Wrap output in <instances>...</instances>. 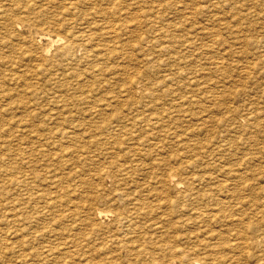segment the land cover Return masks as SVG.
Masks as SVG:
<instances>
[{"label": "rangeland", "instance_id": "rangeland-1", "mask_svg": "<svg viewBox=\"0 0 264 264\" xmlns=\"http://www.w3.org/2000/svg\"><path fill=\"white\" fill-rule=\"evenodd\" d=\"M68 1V0H67ZM66 0H0V41L1 42H3L4 44H2V43H0V62H1V64H0V86L2 87H0V92H1V96H0V169L1 168H3V169H1L0 170V172H1V174L2 175H0V179H1V181L0 182H2V183H0V186L2 187H0V200L2 201H0L1 202V212H0V218L3 220H1L0 219V221H1V223H0V229L2 230V234H1V232H0V238H1V240L0 241H3L1 244H0V264H15L16 262V264H74L72 261H76V257H78L79 258V260H77L76 261V264H106V263H109V264H115L116 263V261H117V264L120 262V264H130V262H131V264H140V262L142 261V259H143V264H169L170 263V261H171V263L170 264H191V263H189V262H195V261H197V262H199V263H201V264H206L207 262L209 263L210 262V264L212 263V264H228L227 262H229L228 260H230L232 257H234L235 258V261H231V262H229L230 264H238V263H240V264H242V263H244V264H246V263H249V264H263L264 262H263V260H261L262 259V255L264 254V243H261V242H264V239H263V237L264 236H261V235H264V199L263 198H261V197H264V171H263V169H264V166H262V164L264 165V158H262V157H264V152H262V151H264V140L262 141V139H263V137H264V124H262V123H264V118L262 119L261 117H264V114H262V113H260V112H263L264 111V93H261V92H264V91H261L262 89H264V73L263 74H261L262 72H264V70H261L262 68L264 69V47H263V44H264V35H262L263 33H264V4H262V3H264V0H251V1H247V0H173V1H171V0H141V2H142V4H141V2H139L138 0H132L133 1V4H134V6H132L133 4H132V1L131 0H113L112 1V3H110V0L108 1H106V0H80V2H79V0H78V5L79 6H77V1H76V3H75V1L73 2V1H69V2H67ZM82 1H83V3H82ZM87 3H86V2ZM94 1V3H91V2H93ZM98 1H101L100 2V4H99V2L97 3ZM121 1V2H120ZM127 3H126V2ZM138 3H137V2ZM152 1H153V3H152ZM163 2V4L165 3H167L166 5H168L169 7H166V5H165V8H167L166 10L169 12H167V11H165V8H164V10H163V7H164V5L163 4H161L162 2ZM171 1V4H173V5H171L169 2ZM179 2V4H178V2ZM181 1V2H180ZM192 1V2H191ZM194 1V2H193ZM214 1H216V2H213ZM229 2V5L228 4H226V3H228ZM256 1H257V3H256ZM258 1H260V2H258ZM261 1H263V2H261ZM90 2V3H89ZM103 2H106V3H103ZM126 3L125 4V6L124 5H122V6H119V5H121L122 3ZM128 2H130V6H129V3ZM173 2V3H172ZM186 2V3H185ZM198 2V3H197ZM199 2H200V5H199ZM208 2V3H207ZM212 2V3H211ZM232 2V3H231ZM233 2H235V4H233ZM238 4H237V3ZM97 3V5L95 6V4ZM107 3H109L108 5H107ZM121 3V4H120ZM123 3V4H124ZM146 5H145V4ZM155 3L157 4V5H155ZM177 3V4H176ZM217 3H218V5H217ZM224 3V4H223ZM231 3V4H230ZM251 3V4H250ZM74 4V5H73ZM84 4V5H83ZM87 4V5H86ZM116 4V5H115ZM140 4V5H139ZM144 4V5H143ZM149 4V5H148ZM159 4H161L160 6H158ZM170 4V5H169ZM191 4V5H190ZM193 4V5H192ZM198 4V5H197ZM207 4V5H206ZM210 4H214V6H211ZM220 4V5H219ZM70 5H71V7H70ZM88 5L90 6V7H88ZM100 5V6H99ZM115 6V7H117V9L115 8V7H113V6ZM148 5V6H147ZM183 6V8H182V6ZM223 5V6H222ZM229 6V7H232L231 9L229 8V7H227V6ZM230 5H232V6H230ZM239 5V6H238ZM242 7H241V6ZM252 5V6H251ZM75 8H74V7ZM102 6H106V7H102ZM110 6V7H109ZM112 6V7H111ZM119 6V7H118ZM161 6H163V7H161ZM193 6V7H192ZM207 6V7H206ZM222 6V7H221ZM235 6V7H234ZM236 6H238V7H236ZM69 7H70V9H69ZM80 7V8H79ZM92 7H93V9H92ZM94 7H95V9H94ZM102 7V12H100L101 11V8ZM108 7V8H107ZM130 7V8H129ZM144 7H146V8H144ZM154 7V8H153ZM156 7H157V9H156ZM175 7V8H174ZM189 7V8H188ZM205 7V8H204ZM210 7H213V8H210ZM220 7H221V9H220ZM254 7V8H253ZM76 8H78V9H76ZM97 8V9H96ZM111 8V9H110ZM118 8L121 10V12H120V10H118ZM123 8H126V9H123ZM127 8H129V11H128V9ZM131 8H133V9H131ZM140 8V9H139ZM141 8H143V9H141ZM152 8L153 9H155V10H152ZM173 8V9H172ZM179 8V9H178ZM207 8V9H206ZM218 8H219V10H218ZM222 8H223V10H222ZM226 8H229V9H225ZM258 8V9H257ZM4 9V10H3ZM73 9H75V11H72ZM106 11H105V10ZM110 9V10H109ZM114 9V10H113ZM144 9H146L145 11H144ZM149 9H151L150 11H148ZM182 9V10H181ZM190 9V10H189ZM201 9H203L202 11H199V10H201ZM212 9H216V10H214V12L215 13H217V11H218V13L220 14H218L217 13V15L215 16V13L213 12V10ZM253 9H254V11H253ZM94 10V13H91L92 11ZM96 10V11H95ZM117 10V11H116ZM124 10V11H123ZM126 10V11H125ZM133 10H135V11H133ZM160 10H163V11H165L164 13H163V11H160ZM171 12H170V11ZM173 10V11H172ZM180 12V13H178V11ZM211 10H212V12H213V15H212V12H211ZM229 10V11H228ZM230 10H233V11H230ZM235 10H239L238 12L237 11H235ZM248 10V11H247ZM250 10V11H249ZM104 11V12H103ZM114 11V12H113ZM116 11V12H115ZM119 11V12H118ZM124 13H123V12ZM130 11H131V13H130ZM140 11V12H139ZM155 11V12H154ZM159 12V13H157V12ZM189 11V12H188ZM194 11H196L195 13H194ZM211 12V14L210 15H212V16H210V15H208L210 12ZM227 11V12H226ZM96 12V13H95ZM107 12H108V14H107ZM114 14V16H112L113 14ZM118 12V13H117ZM133 12V13H132ZM173 12H174V14H173ZM187 12H188V14H187ZM200 12V13H199ZM206 12V13H205ZM228 12L230 13L229 15H228ZM257 12V13H256ZM259 12V13H258ZM79 13V14H78ZM80 13H81V15H80ZM98 13V14H97ZM115 13H116V15H115ZM126 13V14H125ZM145 13H147L146 15H144ZM179 15H178V14ZM208 13V14H207ZM245 13V14H244ZM94 14V15H93ZM101 14L103 15V17L105 18V19H103V17L101 16ZM130 14V15H129ZM136 14V15H135ZM141 14V15H140ZM143 14V15H142ZM152 14V15H151ZM162 14V15H161ZM168 14H169V16H168ZM195 14H196V16H195ZM199 14V15H198ZM200 14H201V17H200ZM203 14V15H202ZM226 14V15H225ZM235 14V15H234ZM253 14V15H252ZM81 17H80V16ZM85 15V16H84ZM87 15V16H86ZM97 15V16H96ZM107 15V16H106ZM128 15H129V17H131V18H128L130 21H128V20H126L125 18H127L128 17ZM136 17H135V16ZM150 17H149V16ZM176 15H178V17L176 16ZM180 15H182V16H180ZM184 15V16H183ZM188 15V16H187ZM219 15V16H218ZM231 15V16H230ZM257 15V16H256ZM78 16V17H77ZM106 16V17H105ZM120 16H121V18H120ZM133 16V17H132ZM138 16V17H137ZM160 17V18H158V17ZM166 18H165V17ZM171 16H173V17H171ZM179 16H180V18H179ZM189 16H191V18L189 17ZM205 16V17H204ZM215 16V17H214ZM227 16H228V18H227ZM235 16V17H234ZM236 16H238L237 18H238V20H237V18H236ZM246 16H247V18H246ZM82 17H84V18H82ZM91 17V18H90ZM99 17V18H98ZM118 17V18H117ZM122 17H123V20H122ZM146 17H149V19L148 18H146ZM152 17H154L153 19H152ZM158 19H157V18ZM168 17V18H167ZM182 17L184 18V19H186V20H184V19H182ZM194 17V18H193ZM195 17H197V18H195ZM96 20H95V19ZM102 18V19H101ZM112 18V19H111ZM116 18V19H115ZM135 18V19H134ZM141 18V19H140ZM175 18H177V19H179V21L176 19L175 20ZM203 18H205L204 20H203ZM210 18V19H209ZM227 18V19H226ZM243 18V19H242ZM74 19V20H73ZM82 19H84L85 20V22L82 20ZM100 19V20H99ZM108 19V20H107ZM122 21H121V20ZM134 19V20H133ZM144 20V22H143V20ZM151 19V20H150ZM156 19V21H154ZM161 19V20H160ZM197 19V20H196ZM224 19H226V20H224ZM92 20V22H90V21ZM102 20H104V25H103V23H100V22H102ZM106 20L108 21V22H106ZM110 20V21H109ZM125 20H126V22H125ZM134 22H133V21ZM135 20H137V21H135ZM139 20V21H138ZM150 20V21H149ZM157 20H159V21H157ZM163 20V21H162ZM165 20H167V21H165ZM170 20V21H169ZM172 20H174V21H172ZM181 20V21H180ZM194 20H196V21H194ZM210 20H212L211 22H210ZM72 21H75V22H73L72 23ZM77 21V22H76ZM78 21H80V22H78ZM81 21H83V22H81ZM87 21V22H86ZM114 21V22H113ZM142 21V22H141ZM152 21V22H151ZM182 21H183V23H182ZM206 21V22H205ZM209 21V22H208ZM218 22L217 24L215 23L214 24V22ZM219 21L221 22V25H220V23H219ZM231 23H230V22ZM240 23H239V22ZM261 21V22H260ZM95 22V23H94ZM105 22H106V24H105ZM127 23V25H128V27L126 26V24L125 23ZM137 22V23H136ZM154 23V24H152L151 25V23ZM161 22V23H160ZM162 22H167L166 23V25H165V23H162ZM171 22V23H170ZM176 22V23H175ZM178 22V23H177ZM184 22H185V25H184ZM190 22V23H189ZM194 22H195V24H194ZM198 22H200L201 24L200 25H198L197 23ZM202 22H204V24L202 23ZM234 22V23H233ZM241 22L245 25H243V24H241ZM21 23V24H20ZM76 25H75V24ZM87 23V24H86ZM90 23V24H89ZM92 23V24H91ZM94 23V24H93ZM111 25H110V24ZM116 24V26H115V24ZM121 23V24H120ZM124 23V24H123ZM129 23H131V24H129ZM142 23H144V24H142ZM157 23V24H156ZM173 23V24H172ZM206 23V24H205ZM212 23V24H211ZM227 23H229V24H232L231 26L229 25V24H227ZM235 23H239L238 25L239 26H241V29H238L239 27H238V25L237 24H235ZM253 24V25H251V24ZM96 24H98V25H96ZM104 28V29H102V27H99L100 25ZM108 24V25H107ZM120 26V27H118V25ZM135 24H136V26H135ZM138 24V25H137ZM147 24H148V26H147ZM150 24V25H149ZM158 24H160V26L158 25ZM170 24V25H169ZM176 24V25H175ZM178 24H180V26L178 25ZM186 24H187V26H186ZM195 26H194V25ZM210 24V25H209ZM214 24V25H213ZM223 24H225V25H228V27H226L225 25H223ZM27 25V26H26ZM28 25H30V29H29V26ZM75 25V26H74ZM84 25V26H83ZM85 25L87 26V27H85ZM95 26V28L94 27H92V26ZM107 27H106V26ZM109 25H110V27H109ZM124 25L126 26V27H124ZM157 25V26H156ZM172 25V26H171ZM183 25V26H182ZM193 25V26H192ZM198 25V27H196ZM223 25V27H221ZM234 25V26H233ZM235 25H237V26H235ZM246 25H250L249 27L248 26H246ZM261 25V26H260ZM78 26H80V27H78ZM90 26H91V28H90ZM98 26V27H97ZM114 26V27H113ZM132 26H133V28L134 29H137L136 30V33H135V31H133L134 29L132 28ZM145 26V27H144ZM149 26H150V28H149ZM154 26V28L157 30H155V29H152L151 27H153ZM173 26H175V27H173ZM200 26V27H199ZM202 26H204V27H202ZM217 26V27H216ZM220 26V27H219ZM226 28H225V27ZM251 26H252V28H251ZM254 26V27H253ZM256 26V27H255ZM75 27V28H74ZM83 27H84V29H83ZM113 27V28H112ZM122 27V28H121ZM143 27V28H142ZM158 29H157V28ZM165 27V28H164ZM180 27V29H181V31L183 30L184 31V34H183V32H181V31H179L180 29H178ZM184 29H183V28ZM191 27H194V28H191ZM211 27V28H210ZM213 27H214V29H213ZM219 27V28H218ZM233 27V28H232ZM236 27V28H235ZM248 27V28H247ZM25 28V29H24ZM77 28H79V30L77 29ZM110 28H112V29H110ZM117 28V29H116ZM121 28V29H120ZM142 28V29H141ZM172 28H173V30H172ZM202 28H204L203 30H204V32H203V30H202ZM206 28H210L209 30L208 29H206ZM215 28H216V30H215ZM230 28V30L232 31V32H230V30H228ZM236 30H235V29ZM246 28V29H245ZM73 29H75V30H73ZM80 29H82V31L80 30ZM90 29V30H89ZM94 29V31H92ZM107 29V30H106ZM108 29H109V31H108ZM124 29V30H123ZM127 29V30H126ZM132 29V30H131ZM148 29V30H147ZM150 29L152 30V31H150ZM163 29V30H162ZM171 29V30H170ZM188 29V30H187ZM191 29V30H190ZM194 30V32H195V30H196V32H197V29H198V32L199 31H201V33L199 32H197V34H196V32L195 33H193V30ZM206 29V30H205ZM215 30L216 32H218L217 34L218 35H216V33H215V31L213 32V30ZM222 30V32H221V30ZM225 29H227V30H225ZM89 30V31H88ZM98 30H100V31H98ZM104 32H103V31ZM106 30V31H105ZM120 32H119V31ZM139 30H140V33H139ZM144 30V31H143ZM162 30V31H161ZM177 30V32L175 33V31ZM187 30V31H186ZM208 30V31H207ZM211 30H212V32H211ZM252 30V31H251ZM257 30V31H256ZM17 31H18V33H17ZM42 31V32H41ZM81 31V32H80ZM92 31V32H91ZM102 31V32H101ZM108 31V32H107ZM125 31V32H124ZM127 31H129V32H134V33H132V37L130 36V34L129 33H127ZM148 33H147V32ZM149 31H150V34H149ZM155 31V32H154ZM159 31V32H158ZM166 31V33H167V31L169 32L167 35H166V33L165 34H163L164 32ZM207 31V32H206ZM221 32V34H220V32ZM227 31V32H226ZM241 32V31H243L242 33H239V32ZM251 33H249V32ZM70 32H72V33H70ZM74 32H77V33H79V34H77V35H75L76 33H74ZM88 32H89V35H88ZM90 32H91V34H90ZM98 32V33H97ZM119 32V34H118V36H117V33ZM123 34H122V33ZM143 34H142V33ZM157 32V33H156ZM172 32V33H171ZM181 32V33H180ZM185 32H187V33H185ZM208 32H210V35L209 36H207V34L206 33H208ZM246 32V33H245ZM257 32V33H256ZM15 33H17V34H15ZM22 33V34H21ZM46 33V34H45ZM51 33V34H50ZM55 33H56V35L58 34V36H56L55 35ZM83 33V34H82ZM94 35H93V34ZM106 33V34H105ZM114 33H116L115 35H114ZM127 35H126V34ZM151 33H152V35H153V37H152V35H151ZM160 35H159V34ZM175 33V34H174ZM183 34V36L182 35H180V37H179V35H176V34ZM211 33H212V35H211ZM215 33V34H214ZM228 33V34H227ZM231 33V34H230ZM15 34V35H14ZM30 36H29V35ZM53 34V35H52ZM67 34V35H66ZM73 34V35H72ZM108 34V35H107ZM114 36H113V35ZM121 34V35H120ZM137 34V35H136ZM142 34V36H138V35H141ZM145 34V35H144ZM147 34H149V35H147ZM155 34V35H154ZM157 34V35H156ZM162 34V35H161ZM174 34V35H173ZM194 34H196V35H198V36H195ZM225 34H227V35H225ZM241 36H240V35ZM28 35V36H27ZM55 35V36H54ZM66 35V36H65ZM71 35V36H70ZM75 35V36H74ZM101 36V37H98V36ZM104 35H107V36H104ZM112 37H110V36ZM130 37H129V36ZM168 35H170V37L168 36ZM189 35V36H188ZM190 35H192V37L190 36ZM205 35H206V37H205ZM214 35V36H213ZM230 35H231V37H230ZM251 35V36H250ZM16 36V37H15ZM47 36H49V37H54V38H60L61 40L60 41H58L57 43L55 42L54 44H50V43H48V44H50V45H48L46 42H48V40H46V38H47ZM67 36H69L68 37V40H67ZM76 36H79L78 38H76ZM82 36H84V37H82ZM95 36H97V37H95ZM125 36V38H123V37ZM144 36V37H143ZM154 36H155V39L157 40V42L155 41V39H154V41H153V39L152 38H154ZM158 36V37H157ZM169 38H168V37ZM173 36H176V38L175 37H173ZM183 37V39H182V37ZM187 36V37H186ZM195 36V37H194ZM202 36H203V38H202ZM216 37V39H214L213 37ZM219 38H218V37ZM221 36V37H220ZM234 36V37H233ZM257 36V37H256ZM261 36V37H260ZM28 37V38H27ZM39 37H42V39H40ZM63 37V38H62ZM73 37V38H72ZM81 37V38H80ZM95 37V38H94ZM102 37H103V39H102ZM106 37V38H105ZM110 37V38H109ZM113 37H115V39L113 38ZM121 37V38H120ZM148 38V40L149 41H151V42H149L148 40H146V38ZM160 37H162V38H160ZM177 37H178V39H177ZM190 37V38H189ZM197 37V38H196ZM226 37V40L224 39ZM238 37H239V39H238ZM240 37H242V39L240 40ZM243 37L245 38V40H246V42H243V41H245V40H243ZM35 39V40H33V39ZM94 38V39H93ZM98 38V39H97ZM106 40H105V39ZM127 38V39H126ZM133 38H135L134 40H133ZM149 38H151V39H149ZM171 38V39H170ZM197 39V41H198V43H197V41H196V39ZM211 38V39H210ZM228 38H230V39H228ZM233 38L235 39L234 41H233ZM253 38L254 39H256V40H253ZM260 38H262V39H260ZM15 39V40H14ZM76 39V40H75ZM78 39H79V42H78ZM87 39V40H86ZM96 39H97V41H96ZM108 39H111L110 41L108 40ZM126 39V40H125ZM132 41H131V40ZM140 39V40H139ZM168 39H170V40H168ZM185 39H191L192 40V45H190L191 44V40L189 41L188 40V42H186L185 41ZM193 39H195L194 40V42H193ZM203 39V40H202ZM219 39V40H218ZM23 40V41H22ZM25 40V41H24ZM30 40V41H29ZM72 42H71V41ZM81 40V41H80ZM86 41V42H84V41ZM91 40V41H90ZM93 40V41H92ZM108 40V41H107ZM117 40V41H116ZM122 40H124V41H122ZM159 40H161V41H159ZM199 40L200 41H202V42H199ZM206 40H207V42H209V43H207L206 42ZM209 40V41H208ZM210 40H211V43H210ZM222 40L224 41V42H222ZM237 40H239V41H237ZM248 40H250L249 42H248ZM7 43H6V42ZM32 41H34L33 43H32ZM70 41V43H68L67 44V42H69ZM114 41V45L116 44V46H114L113 44H112V42ZM115 41H116V43H115ZM130 41H131V43L132 44H130ZM136 41V42H135ZM140 43H138V42ZM159 41V42H158ZM203 41H205V42H203ZM218 41V42H217ZM219 41H221V42H219ZM229 41H231V42H229ZM253 41V42H252ZM256 41V42H255ZM19 42H21V43H19ZM29 42H31V43H29ZM36 42H38L37 44H36ZM73 42H74V44H73ZM95 42V44L94 45H92L93 43ZM111 42V43H110ZM119 42H122V43H119ZM124 42V43H123ZM161 42H164V43H161ZM170 42V43H169ZM173 42V43H172ZM175 42H177V43H175ZM181 42V43H180ZM190 42V43H189ZM214 42V44L216 43V46L214 45V44H212ZM228 42V44H230V46L227 44L226 45V43ZM233 42V43H232ZM237 42H239V43H237ZM254 42H255V44H254ZM258 42V43H257ZM15 43V44H14ZM25 43V44H24ZM66 43V44H65ZM88 43V44H87ZM98 43H100V45H102V43L103 44H107L108 45V48H105V47H107L106 45H102V47H100V45L98 44ZM109 43H110V45H109ZM117 43H118V45H117ZM126 43H128V45L126 44ZM153 43H156V44H153ZM166 43L168 44L167 46H166ZM180 43V44H179ZM184 43H186V44H184ZM187 43H188V45H187ZM204 43V44H203ZM207 43V44H206ZM237 43V44H236ZM247 45V47H246V50L245 49H243V48H245V44ZM249 43V44H248ZM12 44V45H11ZM16 45V46H14V45ZM19 44H21V45H19ZM28 44H29V46H28ZM38 44H40L39 46H38ZM61 44H63V45H61ZM70 44L72 45L71 47H70ZM84 44V45H83ZM123 44V45H122ZM124 44H126L125 46H124ZM171 44V45H170ZM173 44H174V46H173ZM175 44H177V45H175ZM198 44V45H197ZM202 45V46H200V45ZM218 44H219V46H218ZM225 44V45H224ZM233 45V47H232V45ZM235 44V45H234ZM245 46H244V45ZM254 44V45H253ZM259 44V45H258ZM3 45V46H2ZM19 45V46H18ZM32 45H34V46H32ZM73 45H74V47H73ZM77 45H79V46H77ZM82 47H81V46ZM89 45H90V47H89ZM96 45H98L99 47H97V48H95L96 47ZM111 45H113V46H111ZM119 45H120V48H118L119 47ZM131 45V46H130ZM139 45H141V46H139ZM153 45V46H152ZM186 45V46H185ZM225 47V49L222 47ZM238 45V46H237ZM241 45H243V46H241ZM252 45V46H251ZM3 48H2V47ZM11 46V47H10ZM41 46H43V47H41ZM49 46V47H48ZM75 46H77V47H75ZM84 46H85V48H84ZM93 46H94V48H93ZM129 46V47H128ZM133 46V47H132ZM139 46V47H138ZM145 46V47H144ZM148 46H152V47H154V48H152V47H148ZM162 46V47H161ZM175 48V50H174V48ZM177 46H180V47H177ZM189 47V49H188V47ZM205 48H204V47ZM229 46V47H228ZM240 46V47H239ZM11 49H10V48ZM16 47H17V49H18V51H16ZM18 47H20V49L18 48ZM29 47V48H28ZM34 48V50H32L33 48ZM45 47V48H44ZM66 47H67V49H66ZM68 47H70V48H68ZM81 47V48H80ZM86 47H87V50H86ZM117 47V48H116ZM130 47H132V49L130 48ZM137 47H138V49H137ZM156 47V48H155ZM158 47V48H157ZM202 47V48H201ZM207 47V48H206ZM218 48V50H217V48ZM239 47V48H238ZM241 47H243V48H241ZM14 48H15V50H14ZM40 48H41V50H43V51H41L40 50ZM59 48V49H58ZM61 48H62V50H61ZM72 48V49H71ZM74 48V49H73ZM78 48V49H77ZM80 48V49H79ZM113 48V49H112ZM149 48V49H148ZM160 48V49H159ZM164 48H166L165 50L167 51H165V50H162V49H164ZM168 48H170V50H168ZM185 48V49H184ZM199 48V49H198ZM219 48H221V49H219ZM223 48V49H222ZM227 48V49H226ZM230 48V49H229ZM234 48V49H233ZM261 48V49H260ZM4 49V50H3ZM31 49V50H30ZM69 49H71V50H69ZM75 49H77L76 51H75ZM116 49V50H115ZM118 49V50H117ZM121 49V50H120ZM123 49H125V50H123ZM129 51H127V50ZM141 49V50H140ZM144 49H145V51H144ZM152 49L154 50V51H152ZM156 49V50H155ZM178 49V50H177ZM180 49H184V51L183 50H180ZM191 49H192V51H191ZM196 51H195V50ZM205 49H207L206 51L207 52H209L210 51V53H211V55H210V53L208 54L207 52H205ZM243 49V50H242ZM5 50H7V52L8 53H6V51ZM9 50V51H8ZM14 52H13V51ZM27 50V51H26ZM38 50V51H37ZM95 50V51H94ZM105 50V51H104ZM108 50V51H107ZM131 50V51H130ZM137 50V51H136ZM159 50V51H158ZM191 52H190V51ZM209 50V51H208ZM218 51L217 53H218V55H217V53L215 52V51ZM220 50V51H219ZM231 50V51H230ZM235 50H237V52L235 51ZM239 50V51H238ZM242 50V51H241ZM251 50V51H250ZM15 51H16V53H15ZM40 51V52H39ZM56 51V52H55ZM61 51H63V52H61ZM64 51H68L67 53L66 52H64ZM85 51H86V53H85ZM89 51V52H88ZM102 55H98V52ZM102 53H101V52ZM104 51V52H103ZM112 51V52H111ZM126 52L128 55H126L124 52ZM132 51H134V52H132ZM144 51V52H143ZM157 51V52H156ZM171 51H174V52H172L171 53ZM181 51H183V52H181ZM186 51H187V53H186ZM200 53H199V52ZM222 51V52H221ZM230 51V52H229ZM232 51H235L234 53L232 52ZM244 51H245V53L246 54H243L244 53ZM246 51H248V52H246ZM255 51H256V53H255ZM35 52V54H33ZM55 52V53H54ZM88 52V53H87ZM92 52H94V54L92 53ZM138 52V53H137ZM146 52V53H145ZM151 53L152 54V56L154 57L155 56V58H156V60H155V58H154V60H152L153 59V57L151 56V54H149V53ZM165 54H164V53ZM181 52V53H180ZM231 52H232V55H230L231 54ZM239 52V54H237ZM241 52H242V54H241ZM252 52V53H251ZM65 53V55L63 56V54ZM68 53H70L71 54V56H70V54H68ZM90 53V54H89ZM97 55H96V54ZM106 53V54H105ZM113 53H115V54H113ZM118 53V54H117ZM123 54V56H122V54ZM142 53V54H141ZM145 53V54H144ZM168 53V54H167ZM176 53V54H175ZM189 53V54H188ZM195 53V54H194ZM198 53V54H197ZM206 54V56H205V54ZM214 53H215V55H214ZM220 53V54H219ZM221 53H223V54H221ZM14 54V55H13ZM38 54L41 56H38ZM82 56H81V55ZM84 54H85V58L83 57L84 56ZM107 54H109L108 56H107ZM112 54V55H111ZM133 56H132V55ZM160 54H161V56H160ZM174 54V55H173ZM185 54V55H184ZM188 54V55H187ZM192 54V55H191ZM204 54V55H203ZM208 54V55H207ZM9 55V56H8ZM22 57H21V56ZM54 56V59L52 60V58H53V56ZM73 55V56H72ZM75 55V56H74ZM79 55V57H81V58H79V57H77ZM86 55H87V57H86ZM93 55H95L94 57H92ZM118 55V56H117ZM121 55V56H120ZM137 55H139L137 58H135V56H137ZM168 55V56H167ZM176 55V57H174V59H173V56H175ZM185 56L184 57V59H183V57H181V56ZM187 55V56H186ZM193 56V58L192 57H190V56ZM197 55V57H195ZM214 55V56H213ZM221 55H224V56H221ZM242 55V56H241ZM244 55V56H243ZM246 55V56H245ZM254 55V56H253ZM257 55H259V56H257ZM263 55V56H262ZM7 56V57H6ZM56 56H57V59L58 60H56L55 58H56ZM59 56H60V58H59ZM71 57V59H70V57ZM88 56H89V58L91 59V61H89L90 59L88 58ZM98 56V57H97ZM99 56H101V57H99ZM127 58H126V57ZM128 56H131V57H128ZM144 56V58H142ZM179 56H180V58H179ZM199 56V57H198ZM204 56V57H203ZM212 56V57H211ZM215 56H217V58L215 57ZM219 56V57H218ZM220 56H221V58H220ZM232 56V57H231ZM234 56V57H233ZM238 56V57H237ZM252 56V57H251ZM255 56H256V58L257 59H259L260 58V61H257V59L255 58ZM261 56V57H260ZM4 57H6V58H4ZM19 57V58H18ZM23 57H25V58H23ZM32 57H34V58H32ZM46 57H48V59L46 58ZM76 57V58H75ZM105 59H104V58ZM115 57V58H114ZM171 58L170 60H169V58ZM177 57H178V59H177ZM211 57V58H210ZM216 59V60H213L214 58ZM223 57H224V60H225V57H226V60L224 61L223 60ZM232 59H231V58ZM240 57H242V58H240ZM263 57V58H262ZM21 58H23V59H21ZM29 58V59H28ZM37 59V62L35 61L36 59ZM40 58V59H39ZM64 58H66L67 60H63ZM96 58H97V60L101 63H99L97 60H96ZM106 58H108L107 60H106ZM117 58H119V60L117 59ZM122 58H123V60H122ZM126 59V61H125V59ZM130 58V59H129ZM159 58V59H158ZM163 58V59H162ZM188 58V59H187ZM191 60H190V59ZM198 58V59H197ZM208 60L209 58L211 59V61H210V59H209V61H206V59ZM218 58H220V60L222 61H219V59ZM238 58H239V60H238ZM253 58H254V61H253ZM7 59V60H6ZM21 59V63H20V61H18V60H20ZM32 59V60H31ZM35 59V60H34ZM46 61H45V60ZM50 59L52 60V61H50ZM70 59V60H69ZM75 59H77V60H75ZM80 59V60H79ZM93 59V60H92ZM103 59V60H102ZM113 61H112V60ZM122 61H121V60ZM139 59V60H138ZM141 59V60H140ZM177 61H176V60ZM195 59H196V61H195ZM218 59V60H217ZM234 59V60H233ZM243 59H248L247 61H245L244 62V60ZM8 60H9V63H8ZM17 60V61H16ZM25 60V61H24ZM39 60V61H38ZM62 60V62L64 61V63H65V65H64V63H58V62H60ZM75 61V63H73L74 61ZM82 60V61H81ZM84 60H85V62H84ZM86 60L88 61L87 63H86ZM105 60L107 61V62H105ZM110 60V61H109ZM115 60V61H114ZM150 62H149V61ZM151 60H152V62H151ZM164 62H163V61ZM166 60V61H165ZM167 60H169V61H167ZM181 60V61H180ZM184 60V61H183ZM228 60L230 61V62H228ZM232 60V61H231ZM5 61V62H4ZM12 61H13V63H12ZM27 61V62H26ZM57 61V63L55 64V65H53L55 62ZM72 61V64H70V63H68V62H71ZM94 61V62H93ZM103 61V62H102ZM121 61V62H120ZM147 61V62H146ZM153 61H154V63H155V65H154V67L153 66H151L152 65V63H153ZM159 61H160V63H159ZM179 61V62H178ZM188 61V62H187ZM190 61V62H189ZM199 61V62H198ZM239 61V62H238ZM249 61V62H248ZM251 61V62H250ZM12 64H11V63ZM42 62V63H41ZM48 62V63H47ZM51 62V63H50ZM78 62V63H77ZM83 62V63H82ZM89 62H91V64H89ZM104 62H105V64H104ZM108 62H109V64H108ZM126 62L128 63V64H126ZM145 62V63H144ZM158 62V63H157ZM174 63L173 65H174V67H173V65H171V63ZM182 62V63H181ZM193 62V63H192ZM201 62V63H200ZM207 62H208V64H209V66L207 65ZM215 64H214V63ZM224 62H227V63H224ZM233 62H237V65H236V63H235V65H234V63ZM255 62V63H254ZM259 62H260V64H259ZM261 62H262V64H261ZM7 63V64H6ZM66 63H68L67 65H66ZM80 63V64H79ZM82 63V64H81ZM97 63H98V66H97V68L96 69H94L93 70V68H95L96 66L95 65H97ZM113 63V64H112ZM115 63V64H114ZM120 63V64H119ZM127 65V68L125 67L126 65ZM138 63H140V64H138ZM144 63V64H143ZM161 63H162V65H161ZM165 65H164V64ZM170 63V64H169ZM187 65H186V64ZM206 63V64H205ZM224 63V64H223ZM232 63V64H231ZM238 63L240 64L239 66H238ZM246 63H248L247 65H246ZM251 63V64H250ZM15 64V65H14ZM40 64V65H39ZM50 64V65H49ZM59 64V65H58ZM84 64H86V65H84ZM111 64V65H110ZM119 66H118V65ZM123 64V65H122ZM157 64V65H156ZM166 64H168V65H166ZM183 64H185V65H183ZM190 65V67H191V65H194V66H192V68L194 69L195 68V66L197 67V68H195L194 70L193 69H191L190 67H189V65ZM199 64V65H198ZM212 64V65H211ZM214 64V65H213ZM219 64V65H218ZM229 64H230V66L231 67H229ZM252 64H254L253 65V67H249V66H251ZM20 65V66H19ZM23 65V66H22ZM34 65V66H33ZM37 65V66H36ZM45 65V66H44ZM71 65V66H70ZM74 65V66H73ZM80 65H81V67H80ZM90 65V66H89ZM104 66V67H102V69H101V66ZM120 65H122L123 67H120ZM125 65V66H124ZM141 65V66H140ZM148 66L147 68H145V66ZM175 65H177V66H175ZM182 65H183V67H182ZM204 67V69L203 68H201L202 66ZM221 65V66H220ZM225 65V66H224ZM241 65H243L242 66V68H241ZM249 65V66H248ZM255 65L257 66V67H260V68H255ZM3 66V67H2ZM15 68H14V67ZM43 66V67H42ZM48 66V67H47ZM54 66V67H53ZM73 66V67H72ZM85 66V67H84ZM93 66H95V67H93ZM151 66V67H150ZM160 66V67H159ZM162 66H163V68H162ZM168 66V67H167ZM172 66V67H171ZM179 66V67H178ZM182 68H181V67ZM185 66V67H184ZM188 66V67H187ZM206 66H208L207 68H205ZM217 66V67H216ZM220 66V67H219ZM224 66V67H223ZM249 68H248V67ZM261 66H263V67H261ZM14 68V70H13V68ZM20 67V68H19ZM35 67H37V68H35ZM57 67H60V68H57ZM61 67H62V69H61ZM77 67H80V68H77ZM84 67V68H83ZM116 67H117V69H116ZM125 67V68H124ZM128 67H129V69H128ZM131 67H133L132 69H131ZM139 68V69H137V68ZM156 67V68H155ZM165 67H166V69H165ZM213 67V68H212ZM227 67H229V68H227ZM235 67V68H234ZM239 69H238V68ZM244 67H246V68H244ZM27 68H28V70H27ZM33 68V69H32ZM46 68V69H45ZM53 68H54V70H53ZM82 68H83V71H82ZM92 68V69H91ZM123 70H122V69ZM135 68V69H134ZM149 68L150 69H153V71H154V73H153V71H149ZM201 68V69H200ZM214 68H215V70H214ZM220 68V70H218ZM231 68V69H230ZM244 68V69H243ZM31 71H30V70ZM40 69H41V71L43 70L44 71V74H43V71H42V74L44 75V76H42V74H41V71H40ZM58 69V70H57ZM99 69V70H98ZM104 69V70H103ZM124 69L126 70L125 72H126V74L124 73ZM145 69V71H143ZM157 69V70H156ZM169 69V70H168ZM171 69H172V71H171ZM179 69H181V70H179ZM198 69V70H197ZM199 69H200V72H198L199 71ZM208 69H209V71H208ZM221 69H223V71H224V69L226 70V71H224V72H222L221 71ZM234 69H236L235 71H234ZM242 71H241V70ZM248 69V70H247ZM24 70H26V71H24ZM36 70V71H35ZM50 70V71H49ZM57 70V71H56ZM73 70H74V72H73ZM77 70V71H76ZM79 70V71H78ZM117 71V72H122V73H119V75H117L118 73L117 72H115V71ZM120 70V71H119ZM164 70V71H163ZM176 70H177V72H176ZM191 71L189 74L187 73H185V71ZM206 70H207V72H209V73H207L206 72ZM213 70V71H212ZM228 70V71H227ZM230 70V71H229ZM231 70H233V71H231ZM241 72H240V71ZM244 70V71H243ZM250 70H252V71H250ZM260 70V71H259ZM24 73V75H23V73ZM29 71V72H28ZM32 71H34V72H32ZM37 71H39V73L37 72ZM47 71V72H46ZM52 71H53V73H52ZM64 71V72H63ZM101 71L103 72V73H101ZM112 71V72H111ZM134 71H135V73H134ZM143 71V72H142ZM171 71V72H170ZM183 72V73H181V72ZM186 71V72H187ZM193 71H195V72H198V73H196L195 75H194V73L195 72H193ZM202 71V72H201ZM250 71V72H249ZM27 72V73H26ZM61 73V75H60V73ZM63 72V73H62ZM72 72V73H71ZM76 72H77V74H76ZM86 72H87V74H86ZM107 72V73H106ZM133 73V74H130V73ZM149 72L151 73V74H149ZM159 72H161L160 74H159ZM163 72H166V73H164V74H162ZM168 72H169V74L171 75H168ZM206 72V73H205ZM220 72V73H219ZM229 72V73H228ZM238 72L240 73V74H238ZM247 72V74H245ZM249 72V73H248ZM253 72V73H252ZM256 72V73H255ZM261 72V73H260ZM12 73V74H11ZM16 73V74H15ZM57 74V76H59V78H56L57 76H56V74ZM66 73V74H65ZM85 73V74H84ZM91 73V74H90ZM93 73L95 74L94 76L96 77V81H97V84H94L96 81L94 80V76H93ZM106 73V74H105ZM123 73H124V75H123ZM145 75H144V74ZM171 73H173V74H171ZM192 73V74H191ZM205 73V74H204ZM224 73V74H223ZM235 73V74H234ZM243 73H244V75H243ZM257 73L259 74V76H257ZM13 74L15 75V76H13ZM17 74H18V76H17ZM73 74V77H71V75ZM84 74V75H83ZM101 75V77H103L102 79H101V77H100V75ZM149 74V75H148ZM155 74V76H153V77H156V78H153L152 76H150V75H154ZM184 74H186L185 76H184ZM201 74V75H200ZM203 74V75H202ZM211 76H210V75ZM213 74V75H212ZM216 74V75H215ZM227 76H226V75ZM243 76H242V75ZM249 74H251V75H249ZM256 74V75H255ZM11 75L13 76L12 78H10L11 77ZM35 75H36V77H35ZM51 75V76H50ZM77 75H80V76H77ZM96 75H98V76H96ZM109 75H111V77L109 76ZM116 75V76H115ZM126 75V76H125ZM130 75V76H129ZM147 75V76H146ZM172 75H173V77H172ZM181 75V76H180ZM210 76V77H212V79H214V80H212L210 77H206V76ZM215 75V76H214ZM229 75H231V77L232 78H230L229 79ZM233 75V76H232ZM248 75H249V77H248ZM2 76V77H1ZM38 76H40V77H38ZM56 76V77H55ZM61 76H64V78H62ZM76 76V77H75ZM86 76V77H85ZM87 76H88V78H87ZM119 76L121 77V78H119ZM127 76H128V78L130 77L131 78V80L130 79H128L127 78ZM137 76V77H136ZM139 76L141 77V78H143L144 76V80H142L141 78H139ZM148 76L151 78V79H153V80H147V78H148ZM168 76H169V78H168ZM174 76H178V78H176V77H174ZM184 76V77H183ZM186 76H187V78H186ZM196 79H199V77L200 76H205L204 78L205 79H207V80H203V77H202V80H201V78H200V80L199 81H197V79L193 82V83H191V79H193V77ZM197 76V77H196ZM199 76V77H198ZM218 76H220V78L221 79H219L218 78ZM225 78H228V79H225ZM236 76H237V78H236ZM240 76H242L241 77V79H240ZM256 76V77H255ZM263 76V77H262ZM18 77V78H17ZM34 77V78H33ZM45 77V78H44ZM51 77V78H50ZM54 77H55V80H54ZM75 77V78H74ZM91 77V78H90ZM118 77V78H117ZM125 77V78H124ZM160 77V78H159ZM166 77V78H165ZM192 77V78H191ZM245 77H247L248 79H250V81L249 80H247V78H246V80L244 79ZM16 78L18 79L17 80V82H16ZM25 78V79H24ZM36 78H38V79H36ZM42 78V79H41ZM92 78H93V80H92ZM110 78H112V79H110ZM136 79V82H135V79ZM162 78V79H161ZM173 78V79H172ZM235 78V79H234ZM239 78V79H238ZM252 78V79H251ZM254 78V79H253ZM256 78V79H255ZM44 79H46V80H44ZM50 79V80H49ZM52 79V80H51ZM57 79H58V81H57ZM72 79V80H71ZM84 79V81H82ZM127 79V80H126ZM134 79V81H132ZM155 79V80H154ZM163 80V81H161V80ZM166 79V81H167V84H166V81H164ZM189 79H190V81H189ZM209 79L210 80H212V81H209ZM236 81L237 80V83L235 82H233L234 80ZM245 81H244V80ZM38 80V81H37ZM54 80V81H53ZM101 82H100V81ZM103 80V81H102ZM106 80H108V81H106ZM117 80V81H116ZM138 80V81H137ZM159 80V81H158ZM172 80V81H171ZM181 80V81H180ZM186 80H188V82H185ZM218 80V81H217ZM227 81V82H224V81ZM244 81V83H243V81ZM19 81V82H18ZM41 81V82H40ZM46 81V82H45ZM55 81H57L56 83H55ZM68 81V82H67ZM93 81H95V82H93ZM112 81V82H111ZM116 83H115V82ZM131 81H132V84H131ZM140 81V82H139ZM142 81V82H141ZM143 81L145 82V84L143 83ZM153 81V82H152ZM183 81V82H182ZM197 81V82H196ZM207 81V82H206ZM210 83H212V84H210ZM240 81V82H239ZM242 81V82H241ZM251 81H252V84L254 85H251ZM256 81H259V84H261L262 86H263V88H262V86L261 85H259L258 84V82H256ZM22 82V83H21ZM50 82V83H49ZM78 84V86H77V88H76V83ZM79 82H81V83H79ZM85 82L87 83V84H85ZM99 82V83H98ZM126 82V83H125ZM146 82H148L149 84H146ZM158 82V83H157ZM175 82H177V83H175ZM180 82H182V83H180ZM201 82L203 83V82H206V83H203V85H204V87L202 88V90H201V88H200V86H203L202 84H201ZM214 82V83H213ZM223 84H222V83ZM230 82V84L228 85V83ZM234 84H236L235 86H237V87H239V88H235V86L233 85V83ZM255 82V83H254ZM9 83H10V86H9ZM18 83V84H17ZM91 83V85H89L88 87H87V85L88 84H90ZM105 85H104V84ZM136 83V84H135ZM140 83V84H139ZM162 85H161V84ZM165 83V84H164ZM173 83V84H172ZM182 85H180V84ZM183 83L184 84H186L185 86L183 85ZM198 85H196V84ZM207 83H208V85H207ZM221 83V84H220ZM226 83V85L228 86H225L224 84ZM231 83H232V85H231ZM248 83V84H247ZM23 84H26V85H23ZM52 84H53V86H52ZM58 84H59V87H58ZM80 84V85H79ZM102 84V85H101ZM128 84V85H127ZM134 84V85H133ZM156 84V85H155ZM158 84V85H157ZM177 84H179V85H177ZM192 84H194V86L192 85ZM238 84V85H237ZM241 84V85H240ZM253 87H251L250 85ZM14 85V86H13ZM17 85V86H16ZM48 85H49V87H48ZM65 85H66V87H65ZM71 85V86H70ZM95 86V87H93V86ZM125 85V86H124ZM127 85V86H126ZM136 85V86H135ZM141 85L143 86V87H141ZM146 85V86H145ZM149 85V86H148ZM153 85V86H152ZM156 87H155V86ZM168 85L170 86V85H172L173 87L175 86V87H177V88H171L172 86H170V87H168ZM188 85V86H187ZM192 85V86H191ZM217 85V86H216ZM218 85H220V86H218ZM223 85V86H222ZM245 87H244V86ZM247 85V86H246ZM250 86V88H249V86ZM256 85H258V86H256ZM27 87V88H25V87ZM65 88H64V87ZM82 86L85 88V89H87L88 91H86L84 88H82ZM97 86H99V87H97ZM103 88H102V87ZM135 86V87H134ZM152 86V87H151ZM184 86V87H183ZM186 86H187V88H188V91H189V93H187L188 91L186 90L187 88H186ZM195 86H197V88L195 87ZM212 86H213V88L215 87V90L212 88ZM222 86V87H221ZM227 88L226 90H225V87ZM230 86V87H229ZM6 87H7V90H6ZM21 87V88H20ZM29 87V88H28ZM63 87V88H62ZM75 87V88H74ZM92 87V89L90 90V88ZM129 87V88H128ZM145 87V88H144ZM146 87H147V89H146ZM155 87V88H154ZM160 87V88H159ZM165 87V88H164ZM190 87V88H189ZM207 87H209L208 89L211 91H209L208 89H207ZM219 89H218V88ZM246 87H248V88H246ZM260 87V88H259ZM5 88V89H4ZM46 88V89H45ZM81 88V89H80ZM126 88V89H125ZM142 88V89H141ZM182 90H181V89ZM184 88V89H183ZM191 88H194V89H196V90H194L193 89V91H195V92H193L195 95V97H193V93H192V89ZM221 88V89H220ZM222 88H223V91H221L222 90ZM232 90H230V89ZM233 88H234V90H233ZM245 88V89H244ZM13 89V90H12ZM18 89V90H17ZM28 89V90H27ZM52 89V90H51ZM83 89V90H82ZM94 89V90H93ZM95 89H97V90H95ZM101 89V90H100ZM124 89L126 90V92L124 91ZM128 89V90H127ZM139 89V90H138ZM140 89L142 90V91H140ZM149 89H153V90H151V91H155L153 94H152V92L149 90ZM169 89V90H168ZM174 89H176V90H174ZM199 89L201 90V91H203V92H201V91H199ZM236 89V90H235ZM242 89V90H241ZM245 90V92H241V91H244ZM248 89V90H247ZM260 89V90H259ZM2 90V91H1ZM5 90V91H4ZM43 90V91H42ZM45 90V91H44ZM58 90V91H57ZM63 90V91H62ZM80 90H82V92L80 91ZM93 90V91H92ZM99 90V91H98ZM122 90H123V94H122ZM147 90V92H145ZM159 90V91H158ZM162 90V91H161ZM173 90L174 91H176V93L174 92L173 93ZM179 90V91H178ZM208 90V91H207ZM218 90V91H217ZM250 90V91H249ZM252 90H253V92H252ZM39 91V92H38ZM69 91V92H68ZM79 91V92H78ZM120 91V92H119ZM129 91V93H127ZM144 91V92H143ZM150 91V92H149ZM165 91L167 92V93H165ZM187 91V92H186ZM207 91V92H206ZM216 93H218V94H216V95H213L215 92ZM228 91V92H227ZM240 92L241 94H243V93H245V97L247 98V96H248V98L246 99L243 95H241L240 93H238V92ZM3 92V93H2ZM9 92V93H8ZM31 92L33 93L32 95H31ZM36 92V93H35ZM43 92V93H42ZM92 92V93H91ZM97 92V93H96ZM119 92V93H118ZM134 92V93H133ZM140 92V93H139ZM143 92V93H142ZM158 92V93H157ZM160 92H163V93H160ZM178 92H180V93H178ZM191 92V93H190ZM208 92H210L212 95H210V94H207ZM6 93V94H5ZM35 93V94H34ZM94 93V94H93ZM171 93H172V95H171ZM198 93V94H197ZM204 93V94H203ZM209 96V97H217V98H214L215 100L213 101V99H210L209 97H207V95ZM224 93V94H223ZM231 93V94H230ZM248 93V94H247ZM251 93V94H250ZM37 94V95H36ZM117 95V96H115V95ZM140 94V95H139ZM156 94H158V95H156ZM166 94V96H163V95H165ZM174 94V95H173ZM180 94V96H177V95H179ZM186 94V95H185ZM189 94H191V95H189ZM199 94H201V97H200V95ZM223 94V95H222ZM231 95V96H229V95ZM239 94V95H238ZM259 96H258V95ZM6 95V96H5ZM8 95V96H7ZM40 95V96H39ZM42 95V96H41ZM80 95V96H79ZM91 95V96H90ZM109 95V96H108ZM153 95H155L157 98L159 97V99L156 101L157 103L156 104H153V106H150L151 105V103H150V98H151V96H153ZM167 95H168V97H167ZM181 95H183V97L185 98V101H183V99L184 98H182L181 99ZM188 95H189V97L190 98H188ZM198 95H199V97H198ZM204 97H203V96ZM255 95H257L258 97H257V99L256 100H258V101H254V99L256 98V96H255V98H254V96ZM12 96H14V97H12ZM59 96V97H58ZM105 96H108L107 98L105 97ZM111 96H113V98L111 97ZM119 96V97H118ZM170 96H176L175 98L174 97H171L170 98ZM219 96V97H218ZM222 96V97H221ZM224 96V97H223ZM228 98H227V97ZM238 96V98H235V97H237ZM239 96H240V98H239ZM242 96V97H241ZM12 97V98H11ZM39 97V98H38ZM58 99H57V98ZM88 97H89V100H88ZM92 97V98H91ZM95 97V98H94ZM114 97H116V98H118L117 100H119V101H117L116 100V98H114ZM120 97H122V98H120ZM128 97H129V99H128ZM137 97V98H136ZM180 97V98H179ZM221 97V98H220ZM226 97V99L225 100H223L224 98ZM232 97V98H231ZM14 98V99H13ZM17 98V99H16ZM19 98V99H18ZM25 100H24V99ZM36 98V99H35ZM38 98V99H37ZM45 98V99H44ZM83 98H84V100H83ZM93 98L96 100H93ZM132 98V99H131ZM142 98V99H141ZM146 99V100H144V99ZM167 98V99H166ZM195 98V99H194ZM198 98V99H197ZM208 100L209 99V101H207V102H209V103H207L206 102V99ZM233 98H235V99H233ZM254 98V99H253ZM13 99V100H12ZM21 99V100H20ZM53 99V100H52ZM87 99V100H86ZM100 99V100H99ZM103 99H104V102L105 103H103ZM108 101H107V100ZM111 99V100H110ZM122 99V100H121ZM126 99V100H125ZM137 99V100H136ZM140 100V102H137V101H139ZM152 99V98H151ZM169 100L170 102H172V101H175V104H174V102L173 103H170L169 101L167 102V101H165V100ZM171 99H173V100H171ZM188 99H190L189 101H188ZM196 99H197V103L195 102L196 101ZM229 99V100H228ZM233 99V100H232ZM242 99H243V102H242ZM22 101L21 102V104H18V103H20V101ZM37 100V102H35V103H33L34 101H36ZM63 100V101H62ZM110 100V101H109ZM133 102H132V101ZM141 100H142V102H141ZM148 100V102H149V104H147L148 102H146ZM199 100H200V102H199ZM230 100H232V101H230ZM245 100H246V104H245ZM15 101H16V103H15ZM46 101H47V103H46ZM53 101V102H52ZM85 103H84V102ZM114 103H113V102ZM124 101H125V104H124ZM160 101H161V103H160ZM163 101L165 102L163 105H162V103H163ZM178 101H179V103H178ZM187 101L188 102H191V105L188 107L187 105H189V103L187 104ZM218 101L221 103V104H223V106H225V107H223L221 104L219 105L218 104ZM229 103H228V102ZM237 101V102H236ZM238 101H240V102H238ZM255 103H254V102ZM7 102V103H6ZM12 102V103H11ZM50 102H52V103H50ZM60 102V103H59ZM86 102H88V103H86ZM90 102V103H89ZM110 102H111V104H110ZM128 102V103H127ZM159 102V103H158ZM195 102V103H194ZM207 104H206V103ZM223 102V103H222ZM226 103V105H225V103ZM233 102V103H232ZM247 102L248 103H250L249 104V106H248V104H247ZM252 102V103H251ZM256 102L258 103V104H256ZM38 103V104H37ZM40 103V104H39ZM75 103V104H74ZM106 103H108V104H110L111 105V110H113V111H111L110 110V105H108V104H106ZM130 103V104H129ZM132 103V104H131ZM138 103V104H137ZM145 105H144V104ZM168 103H170L169 105H168ZM177 103V104H176ZM182 105H181V104ZM184 103V104H183ZM185 103H186V107H185ZM202 103H203V105H202ZM205 103V104H204ZM212 103V104H211ZM217 103V104H216ZM241 103V104H240ZM23 104H25V105H23ZM35 104V105H34ZM39 106V108L40 107H42V106H44V108L42 107V109L40 108H37L38 106ZM62 104H64L63 106H62ZM85 104V105H84ZM100 104H101V106H103V107H101L100 106ZM129 104V105H128ZM142 104V105H141ZM163 107V108H161V106ZM180 106H179V105ZM193 104H195V105H193ZM200 106H198V105ZM233 104H234V107H235V110H234V107H233ZM240 104V105H239ZM253 104H255V107H252L253 106ZM20 105V106H19ZM48 105H49V107H48ZM81 105H84V106H81ZM93 105H94V108H93ZM107 105V106H106ZM118 105H120V106H118ZM130 105H132V106H130ZM136 105H137V107H136ZM172 105H174V106H172ZM177 105V108L175 107ZM193 105V106H192ZM204 105H206L205 107H203ZM209 105H210V107H209ZM213 105V106H212ZM231 105H232V108H231ZM237 106V108H236V106ZM242 106L243 107V105H244V108H239V106ZM28 106H29V108H28ZM37 106V107H36ZM62 106V107H61ZM66 106V107H65ZM89 107V109H88V107ZM122 106V107H121ZM127 106V107H126ZM129 106V107H128ZM140 106V107H139ZM143 106L145 107V108H143ZM148 106V107H147ZM150 106V107H149ZM155 106H156V108H155ZM158 106H159V108H158ZM166 106V107H165ZM168 106H171V107H168ZM178 106H179V108H178ZM184 106V107H183ZM192 106V107H191ZM217 106H219V108L217 109L216 107ZM251 106V107H250ZM21 107V108H20ZM36 107V108H35ZM98 107V108H97ZM102 108V109H99V108ZM117 107V108H116ZM132 109H131V108ZM147 107V108H146ZM183 107V108H182ZM187 107H188V111L190 112H187ZM209 107V108H208ZM222 107V108H221ZM229 108V110H226L225 108ZM249 109H248V108ZM259 107V108H258ZM17 108V109H16ZM19 108V109H18ZM22 108H26V109H22ZM34 108V109H33ZM52 108V109H51ZM62 108V109H61ZM87 108V109H86ZM93 110V112H94V110H95V112L93 113V112H91V109ZM97 108V109H96ZM128 108H130V109H128ZM140 108H141V110H140ZM149 108V109H148ZM165 108V109H164ZM167 108H169V110H171V112L170 111H168V113H166L167 112ZM172 108V109H171ZM176 108V109H175ZM195 108V109H194ZM202 108V109H201ZM210 109L209 111H208V109ZM231 108V109H230ZM241 110V112H240V114L238 113V111H240L239 109ZM252 108V109H251ZM22 109V110H21ZM29 109V110H28ZM60 109V110H59ZM65 109V110H64ZM136 109V110H135ZM138 109V110H137ZM150 109H151V111H150ZM153 109H155L154 110V112H153ZM163 109L165 110L164 112H162L163 111ZM174 109V110H173ZM178 109V111H177V113L178 112H181L180 110H182V112L181 113H178V115L176 114V112H175V110H177ZM190 109V110H189ZM196 109H198L199 110V112L198 113H195L194 114V112H197L198 110H196ZM203 109H205V110H203ZM217 109V110H216ZM222 109H224V110H226V111H224V110H222ZM233 109V110H232ZM238 109V110H237ZM257 111H256V110ZM9 110V111H8ZM28 110V111H27ZM49 110H50V112H49ZM68 110H69V112H68ZM76 110H78V111H76ZM120 110V111H119ZM130 112H129V111ZM132 110H135L134 111V113L132 112ZM141 111V113H139L140 111ZM161 110V112H162V114H161V112H160V114L158 113V111H160ZM195 110V111H194ZM201 110V111H200ZM205 111V113L203 112V111ZM213 112H212V111ZM219 110V111H218ZM222 110V112H220ZM244 110H247V111H244ZM17 111H20L19 113H21V115L17 112ZM67 111V113H65ZM71 111V112H70ZM88 111H89V114H88ZM99 111L101 112V115H100V113H99ZM111 111V112H110ZM119 111V112H118ZM125 111H126V115H124V113H125ZM130 113H128V112ZM138 111V112H137ZM146 111V112H145ZM148 111V112H147ZM186 111V112H185ZM192 111V112H191ZM208 111V112H207ZM232 111V112H231ZM237 111V113H234V112H236ZM244 111V112H243ZM251 111V113H249L248 114V112H250ZM259 111V112H258ZM10 112V113H9ZM116 112V113H115ZM123 112V113H122ZM132 112V113H131ZM136 112V113H135ZM170 112V113H169ZM173 112V113H172ZM175 112V113H174ZM201 112H203V113H201ZM216 112H218V113H216ZM225 112V113H224ZM247 112V113H246ZM252 112H256L255 114L254 113H252ZM12 113H13V115H12ZM40 113H42V115L44 114H46L45 116L43 115V117H41V114ZM86 114V116H85V114ZM91 113V114H90ZM96 113V114H95ZM97 113H99V114H97ZM110 115H109V114ZM147 113L149 114L150 113V115H147ZM158 115H156V114ZM185 113H186V115H185ZM188 113V114H187ZM193 113V114H192ZM200 113V114H199ZM209 115H208V114ZM224 113V114H223ZM229 113H232V114H230V115H227V114ZM244 113V114H243ZM264 113V112H263ZM1 114H2V116H3V118H4V120H3V118H2V116H1ZM23 114V115H22ZM33 114H36L35 115V117L33 116ZM75 114V115H74ZM88 114V115H87ZM122 114V115H121ZM132 114H133V116H132ZM140 114V115H139ZM164 114H166V115H164ZM168 114H169V116H168ZM173 114V115H172ZM180 114V115H179ZM202 114H204L203 115V117L204 116H206V114L209 116H206L207 117V119H210V120H207L205 117L203 118L202 117ZM222 114H223V117H222ZM237 114V115H236ZM246 117L247 116V114H248V116L245 118L243 115ZM24 115H26V116H24ZM38 115V116H37ZM60 117H59V116ZM79 115H80V117H79ZM84 115V116H83ZM90 115V116H89ZM96 115L98 116L99 115V117H96ZM104 115H106V116H104ZM108 115V116H107ZM112 115V116H111ZM144 115V116H143ZM147 115V116H146ZM162 115V116H161ZM175 115V116H174ZM183 115V116H182ZM185 115V116H184ZM216 115V116H215ZM220 115H221V118H220ZM233 117H232V116ZM240 115V116H239ZM250 115V116H249ZM40 116V117H39ZM50 116V117H49ZM103 116V117H102ZM121 116H123V118L121 117ZM128 116V117H127ZM131 116V117H130ZM136 117V118H133V117ZM143 116V118H141V120L140 119H138V118H140V117H142ZM150 116V117H149ZM156 116H157V118H156ZM165 116V117H164ZM173 118H172V117ZM180 118H179V117ZM189 116V117H188ZM192 116V117H191ZM194 116H197V117H194ZM212 116V117H211ZM213 116H214V118L216 119H218V118H220L221 119V121H219L220 119H218V120H215L214 118H213ZM226 116V117H225ZM237 116V118H235ZM256 116V124H254V121H255V119H254V117ZM8 117H10V118H8ZM15 117V118H14ZM29 117V118H28ZM79 117V118H78ZM102 117V118H101ZM116 117V118H115ZM146 117V118H145ZM163 117V118H162ZM174 117H175V119H176V117H178L176 120L174 119ZM183 117H185L184 119H183ZM199 117H201V118H199ZM229 117V118H228ZM249 117V118H248ZM258 117H259V119H258ZM13 118V119H12ZM28 118V119H27ZM33 118H34V120H33ZM37 118V119H36ZM41 118V119H40ZM50 118V119H49ZM77 118H78V120H80V122L79 121H77ZM97 118V119H96ZM131 118H132V120L133 121H135V124H134V122L133 121H131ZM150 120H149V119ZM156 118V119H155ZM169 118L171 119V120H169ZM197 118V119H196ZM203 118V119H202ZM214 119V120H212V119ZM248 118V119H247ZM44 119V120H43ZM49 119V120H48ZM76 121H75V120ZM120 119H121V121H120ZM140 120L139 121V123H136V122H138V121H136V120ZM143 119V120H142ZM146 119V120H145ZM152 119H154V124L153 123H150V121L152 120ZM168 119V120H167ZM184 121H183V120ZM192 119V120H191ZM196 119V120H195ZM201 119V120H200ZM222 119H223V122H222ZM224 119H226V122H224L225 120ZM228 119V120H227ZM232 120L231 122H232V124L234 125V127L235 128H233V127H231L232 126V124H231V122H230V120ZM241 119V120H240ZM244 119H245V122H244ZM36 120V121H35ZM38 120V121H37ZM101 120V121H100ZM105 120L107 121V122H105ZM119 120V121H118ZM128 120H130V121H128ZM149 120V121H148ZM161 120H164L163 122L165 123H162V121ZM173 120V121H172ZM180 120H182V121H180ZM189 120V123L188 122H186V121H188ZM199 120H200V122H199ZM203 120V121H202ZM205 120V121H204ZM233 120H234V122H233ZM237 120V121H236ZM14 121V122H13ZM16 121V122H15ZM22 121V122H21ZM30 121V122H29ZM41 121V122H40ZM48 121V122H47ZM57 121V122H56ZM73 121H75V122H73ZM85 121H87V122H85ZM92 122V123H89V122ZM97 123H96V122ZM127 121V122H126ZM144 122V123H142V122ZM145 121H146V125L147 126H145ZM158 121H161V122H158ZM166 121H167V123H166ZM175 121H177V122H175ZM195 121V122H194ZM198 121V122H197ZM202 121V122H201ZM211 121H212V124L210 125V123H211ZM218 121V122H217ZM236 121V122H235ZM239 121V122H238ZM252 122V123H250V122ZM261 121H262V123H261ZM43 122V123H42ZM47 124H46V123ZM50 122L52 123V124H50ZM54 122V123H53ZM83 122V123H82ZM118 122V123H117ZM125 122H126V124H125ZM141 122V123H140ZM152 122H153V120H152ZM170 122H172V124L174 125H172ZM183 124V125H181V123ZM186 122V123H185ZM210 122V123H209ZM214 122V123H213ZM216 122H217V126H216ZM220 122H221V125H220ZM230 122V123H229ZM248 122V123H247ZM17 123H19V124H17ZM41 123V124H40ZM67 123H69V124H67ZM75 123V124H74ZM77 123V124H76ZM103 123H105V125H103ZM108 123V124H107ZM111 123H112V125L113 126H111ZM115 125H114V124ZM121 123V124H120ZM123 123L125 124V125H123ZM151 125H150V124ZM180 123V124H179ZM196 123V124H195ZM203 123V124H202ZM204 123H205V125H204ZM219 123V124H218ZM229 123V124H228ZM238 123V124H237ZM240 123V124H239ZM245 123H246V125H245ZM15 124V125H14ZM35 124H36V126H35ZM78 124H80V126L78 125ZM82 124V125H81ZM90 124H91V126H90ZM131 124V125H130ZM137 124H138V128H136L137 127ZM142 124V125H141ZM158 124L159 125H162L163 127H161V126H158ZM177 124V125H176ZM184 124L185 125H187V127H184ZM196 125V127L195 126H193V125ZM200 124V125H199ZM210 125V128H212V129H210L209 128V125ZM222 124H224V125H222ZM228 126H227V125ZM2 125V126H1ZM12 125V126H11ZM20 125V126H19ZM39 125H41V127L39 126ZM43 125V126H42ZM72 125V126H71ZM96 125V126H95ZM98 125V126H97ZM110 125V126H109ZM118 125H120V126H118ZM129 126V127H126V126ZM132 125H133V127L135 128V131L133 130L134 128L132 127ZM156 127H155V126ZM176 125V126H175ZM178 125H181L180 127H178ZM188 125H192V126H189L188 127ZM201 125H203V126H201ZM226 125V126H225ZM229 125H231V126H229ZM242 125V126H241ZM260 125V126H259ZM7 126V127H6ZM14 126V127H13ZM31 126V127H30ZM39 126V127H38ZM71 126V127H70ZM75 126V127H74ZM82 126H84V127H82ZM88 126V127H87ZM90 126V127H89ZM102 126V127H101ZM126 127V128H124V127ZM145 126V127H144ZM152 126V127H151ZM172 126V127H171ZM198 126H201V128H202V130H201V128H200V130L198 129ZM220 126V127H219ZM223 126V127H222ZM246 126L248 127L249 126V128H246ZM252 126V127H251ZM254 126V127H253ZM255 126L258 128H255ZM262 126V127H261ZM2 127V128H1ZM9 127V128H8ZM12 127V129L10 130V128ZM26 127V128H25ZM51 127V128H50ZM67 127H69L68 128V130H67ZM73 127V128H72ZM77 127V128H76ZM80 127L83 129H80ZM91 127H93V129L91 128ZM99 128V130H98V128ZM118 127V128H117ZM146 127H150V128H148L149 130H146L147 128ZM156 129H155V128ZM159 127V128H158ZM166 127V128H165ZM172 129H171V128ZM174 127V128H173ZM178 127V128H177ZM182 127H183V129H182ZM192 127H194V129H190V128H192ZM208 127V129H206ZM215 127H217V128H215ZM236 127H238V128H236ZM241 127V128H240ZM245 127V128H244ZM260 127V128H259ZM24 128H25V130H24ZM31 128H33V129H31ZM41 128V129H40ZM50 128V129H49ZM53 128V129H52ZM66 128V129H65ZM84 128H86V129H84ZM97 129V132H96V129ZM115 129L114 131L113 130H110V129ZM117 128V129H116ZM123 130H122V129ZM133 128V129H132ZM143 128V130H141ZM196 128V129H195ZM252 128V129H251ZM253 128H254V130H253ZM8 129V130H7ZM21 129V130H20ZM49 129V130H48ZM51 129H52V131H51ZM62 129V130H61ZM63 129L65 130V132L63 131ZM74 129V130H73ZM77 129H79L80 130V133H79V130L76 132L75 130H77ZM88 129V130H87ZM110 130V132H107V131H109ZM120 129V130H119ZM132 129V130H131ZM148 132V133H146V131ZM164 130V131H162L161 132V130ZM169 129H171V130H169ZM179 129V130H178ZM181 129H182V131H181ZM186 129V130H185ZM209 129H210V132H208L209 131ZM214 129V130H213ZM233 129V130H232ZM236 131H235V130ZM239 129H241L240 130V132H239ZM243 129H244V131H243ZM251 129V133L253 134H251L250 132H248L249 130ZM259 129H261L259 132H258V130ZM263 129V130H262ZM12 130H14V134H12ZM30 130V131H29ZM42 130V131H41ZM47 130L48 131H50V132H47ZM61 130V131H60ZM71 132H70V131ZM101 130H103V131H101ZM107 130V131H106ZM117 130H119L120 132H122V133H120L119 131H117ZM122 130V131H121ZM128 130V131H127ZM151 130V131H150ZM157 132H156V131ZM166 130V131H165ZM187 130L188 131H190V132H187ZM196 130H199V131H197L196 132ZM212 130V131H211ZM230 130V131H229ZM7 131V132H6ZM33 132V134H32V132ZM92 131V132H91ZM95 131V132H94ZM115 131L116 132H119V133H115ZM124 131H125V135H124ZM127 131V132H126ZM137 131V132H136ZM139 131H141V132H139ZM150 131V132H149ZM175 131V132H174ZM181 131V132H180ZM193 131V132H192ZM195 131V132H194ZM218 131H219V134H218ZM224 131V132H223ZM227 131H229L228 133L230 134V136L228 135V133H226ZM232 131V132H231ZM235 131V132H234ZM261 131H263V134H262V132ZM10 132V133H9ZM39 132V133H38ZM51 132H52V134H51ZM57 132V133H56ZM58 132H59V134H58ZM84 132H85V134L86 135H83L84 134ZM87 132V133H86ZM88 132H90V134L88 133ZM102 132V133H101ZM115 133V135H114V133ZM129 132V133H128ZM131 132H133V133H131ZM166 132H168V133H171V134H166ZM200 132H202V133H200ZM205 132V133H204ZM207 132V133H206ZM215 134L213 137H210V136H212V134L213 133ZM234 132V133H233ZM239 132V133H238ZM257 132H258V134H257ZM3 133V134H2ZM9 133V134H8ZM21 133H22V135H23V137H22V135H21ZM25 133V134H24ZM46 133H48V134H46ZM67 133V134H66ZM71 133H74V134H72V135H69V134H71ZM76 133H78L77 135H75ZM92 133V134H91ZM98 133V134H97ZM135 133H138V135L136 134V136L134 135ZM153 133L155 134V133H157V134H155V135H157V136H155L154 135V137H153ZM159 133H161V135L159 134ZM181 133V134H180ZM190 133H192V134H190ZM196 133H198V134H196ZM208 133H210V134H208ZM221 133V134H220ZM222 133H225V134H223L222 135ZM239 135H238V134ZM260 133V134H259ZM18 134V135H17ZM20 134V135H19ZM51 134V135H50ZM88 134V135H87ZM94 134V135H93ZM97 134V135H96ZM105 134H106V136H105ZM108 134V135H107ZM123 134V135H122ZM129 136H128V135ZM142 134V135H141ZM165 136V139L166 140H168L169 138L171 139V140H168V141H166V140H164V137H163V135ZM166 134V135H165ZM173 134V135H172ZM177 134V135H176ZM192 135V136H190V135ZM201 134L203 135V134H205L203 137L201 136ZM217 134V135H216ZM234 134H235V136H234ZM236 134H237V136H236ZM241 134V135H240ZM255 134V135H254ZM257 134V135H256ZM4 135V136H3ZM7 136V138H6V136ZM8 135L10 136L9 138H8ZM14 135V136H13ZM39 135H40V138H39ZM46 135V136H45ZM48 135V136H47ZM59 135V136H58ZM61 135V136H60ZM67 136L66 138L68 139H66L65 138V136ZM75 136V140L72 138V136ZM78 135L80 136V137H78ZM91 135H92V137H91ZM115 137H114V136ZM120 135H122V136H120ZM127 135V136H126ZM133 135H134V137H133ZM144 135V136H143ZM150 135V136H149ZM167 135H168V137H167ZM170 135H172V137H175V138H172ZM175 135V136H174ZM180 135V136H179ZM185 135H187L188 136V138H187V136H185ZM193 135H195V136H193ZM197 135L199 136V138H200V140L202 141V140H204V137H205V142L204 141H202L203 143H201V141L200 140H197L198 141V145H196V143H195V146H194V141L196 140V139H199L198 137H197ZM208 137H207V136ZM224 135L226 136L227 135V137H224ZM252 135V136H251ZM259 135H261V136H259ZM18 138H17V137ZM22 138H21V137ZM34 136V137H33ZM36 136L41 140H39L38 141V139L36 138ZM57 137V139H56V137ZM69 136L72 138V142H74V144L73 143H71L70 141H71V138H69ZM73 136V137H74ZM78 138H80V139H78V141H81V138H82V136H84L83 137V139L85 140H88V143H87V141H83V139H82V141L83 142H81V143H79L78 141H77V137ZM86 136H90V138L91 139H89L88 137H86ZM102 136H103V138H102ZM131 136V138H129ZM139 136H141V138H138ZM145 136H149V138L148 137H145ZM152 136V137H151ZM160 136H162L161 137V139L159 138ZM178 136V137H177ZM181 136H185V138H187V139H185V138H183V137H181ZM232 136H233V138H232ZM242 136V137H241ZM254 136V137H253ZM30 137V138H29ZM58 137L60 138V139H58ZM99 137V138H98ZM110 137V138H109ZM136 137V140L134 139ZM177 137V138H176ZM180 137V138H179ZM192 137V138H191ZM196 137V139H194ZM210 137V138H209ZM220 137V138H219ZM221 137H223V140L221 139ZM232 139H231V138ZM256 137H258V139L256 138ZM259 137H262V138H259ZM45 138V139H44ZM48 138V139H47ZM55 138V139H54ZM106 139V141H104L105 143H102L103 142V140H105ZM109 138V140H107ZM112 138V139H111ZM115 138V139H114ZM126 138H127V142L130 140V142L129 143H126ZM134 140H133V139ZM168 138V139H167ZM190 138V139H189ZM217 138H219V139H217ZM227 139V141L228 140H231V141H228V142H226V140H224V139ZM237 138V140H238V142H237V140H235ZM244 138V139H243ZM256 138V140L258 141H256V140H254ZM20 139V140H19ZM48 141H47V140ZM63 139H65V141L63 140ZM93 139V140H92ZM129 139V140H128ZM144 139V140H143ZM147 139V140H146ZM149 139V140H148ZM151 139H153V140H151ZM155 139V140H154ZM177 139V140H176ZM178 139H179V141H178ZM181 139H182V141H184V142H182L181 141ZM185 139V140H184ZM192 139V140H191ZM206 139H210L209 141H207ZM212 139V140H211ZM214 139H217L218 141H216V140H214ZM243 139V140H242ZM249 139V140H248ZM3 142H2V141ZM10 142H9V141ZM13 140V141H12ZM19 141V144H18V147H19V151L20 152H24L25 150L23 149V148H28V149H30L29 147H31L32 149H35V146L38 148H36L35 150H36V152H38L37 150H39L40 149V152H41V154L39 155V156H35V158H34V160H33V158H32V160L34 161H32V163H31V165L33 164L34 166H36V167H32L33 169H27V168H23L24 166L23 165H16V170H15V168H14V166L15 165H13V168H14V170H13V168L11 169V163L13 162V160H11V158H9V157H11V155L9 154L10 152H12L14 149V152L16 151L17 153H18V155H17V158H19V154H20V152L18 151V148H16L15 147V143L13 144V142H15V141ZM43 140H45V141H43ZM56 140V141H55ZM74 140V141H73ZM113 141V142H111V141ZM114 140H115V142H114ZM119 140V141H118ZM124 140V141H123ZM140 140H141V142H144L145 141V143L146 142H148V141H150V143L148 144V143H146V144H144V143H141L140 142ZM159 140V141H158ZM161 140L163 141V142H161ZM176 140V141H175ZM186 140H189V141H186ZM219 140H221L222 142H220ZM234 140H235V142H234ZM4 141H8V142H4ZM30 141V142H29ZM63 141V142H62ZM133 141V142H132ZM135 141H136V143H135ZM137 141H139V142H137ZM153 141H156L155 143L153 142ZM158 141V142H157ZM166 141V142H165ZM190 141H192L190 144L191 145H187V144H189V142ZM197 141H195V142H197ZM214 141V142H213ZM249 141V142H248ZM1 142H2V144H1ZM12 142V143H11ZM27 142V143H26ZM35 142V143H34ZM38 144H37V143ZM51 142H53V143H51ZM62 142V143H61ZM65 142V143H64ZM67 142H68V144H67ZM120 142V143H119ZM125 142V143H124ZM132 142V143H131ZM151 142H153V143H151ZM171 142V143H170ZM172 142H174L173 144H172ZM179 142H182L181 143V145H180V143ZM217 144H216V143ZM225 142H226V144H225ZM237 142V143H236ZM243 142H244V144H243ZM247 142L249 143V144H247ZM250 142H255L254 144L253 143H250ZM257 142V143H256ZM6 143V144H5ZM28 143H32L31 145L30 144H28ZM34 143V144H33ZM50 143V144H49ZM71 143V144H70ZM76 143V144H75ZM89 143H92V144H94V143H96V144H94V145H92L91 146V144H89ZM111 143H113V144H111ZM157 143H159V144H157ZM166 143H169V145L167 144L166 145ZM177 145H176V144ZM183 143H185V146H186V148H185V146L183 145ZM199 143H200V145H199ZM204 143H206V144H204ZM211 145H210V144ZM215 143V144H214ZM221 143V145L219 146V144ZM232 145H231V144ZM234 143V144H233ZM241 143H242V145H241ZM3 144H5V145H3ZM12 144V145H11ZM27 144H28V146H27ZM47 146H46V145ZM51 144H53V146L51 145ZM59 145V146H57V145ZM64 144H66V145H64ZM80 144V145H79ZM85 144H87V147H86V145ZM115 144V145H114ZM120 144V145H119ZM136 144H138V146L136 145ZM141 144H143V146H141ZM152 144V145H151ZM178 144H179V146H178ZM202 144H203V146H205L204 147V152L202 151L203 149H202ZM247 144V145H246ZM257 146H256V145ZM260 144H263L262 146L260 145ZM7 145V146H6ZM8 145L10 146V147H8ZM19 145H21V146H19ZM38 145V146H37ZM51 145V146H50ZM61 145V146H60ZM72 145V146H71ZM75 145H77V146H75ZM118 145V146H117ZM124 145H126L125 147H123ZM130 145H132L131 147H130ZM133 145H135L134 146V148L132 149V147H133ZM146 145V149L144 148V146ZM153 145H154V147H155V145L157 146V145H159V146H157L156 147V149L153 147ZM162 145V146H161ZM164 145V146H163ZM172 145H175L176 146V148L178 149V151H177V149H175L174 147L175 146H173V147H171ZM184 146V148L183 147H180V146ZM218 145V146H217ZM225 145V146H224ZM228 145H229V148H228ZM236 145V146H235ZM240 147H239V146ZM248 145H250V146H248ZM255 145V146H254ZM40 146V147H39ZM48 147V148H46V147ZM64 146V147H63ZM68 146H69V148H71L72 149V147L74 148L75 147V149H74V153H73V149L71 150V149H69L68 148ZM99 146V147H98ZM100 146H101V149H100ZM113 146H115V147H113ZM137 146V147H136ZM140 146V147H139ZM151 148H150V147ZM170 146V147H169ZM187 146H189V147H191L190 148V151H189V149L187 148ZM197 146H200L199 148L197 147ZM214 146V147H213ZM215 146H216V149H214L215 148ZM231 146H234V147H231ZM243 146H244V148H243ZM252 146V147H251ZM12 147V148H11ZM13 147H14V149H13ZM60 147H63V149L65 148V152H64V150L62 149V148H60ZM85 147H86V149H85ZM89 147H91V148H89ZM120 148V149H118V148ZM143 147V148H142ZM159 147H161V149H162V151L160 150V148ZM163 147L165 148V149H163ZM180 147V148H179ZM195 147V148H194ZM197 147V148H196ZM212 147V148H211ZM220 148V150H223V152L226 154H224V153H222V154H220V150L218 149V148ZM221 147H222V149H221ZM224 147V148H223ZM239 147V148H238ZM242 147V148H241ZM249 148L247 151H249V153H251V155L250 154H248L245 150L247 149V148ZM54 150V152H53V150ZM57 148H59V149H57ZM135 148H137V150L135 149ZM140 148V149H139ZM167 148V149H166ZM232 148V149H231ZM235 148H238V149H235ZM252 148V149H251ZM254 148V149H253ZM256 148L258 149V150H256ZM5 149L6 150H8V151H5ZM11 149V150H10ZM17 149V150H16ZM51 149V150H50ZM67 149H69V150H67ZM100 149V150H99ZM116 149V150H115ZM127 151H126V150ZM148 149V150H147ZM158 149V150H157ZM180 149V150H179ZM186 149H188V151L186 150ZM192 149H194V150H196V151H199V152H194V150H192ZM200 149V150H199ZM202 149V150H201ZM210 149V150H209ZM212 149L213 150H216V151H212ZM218 149V150H217ZM242 149V150H241ZM24 150V151H23ZM82 150H83V152H82ZM110 150V151H109ZM115 152H114V151ZM119 150V151H118ZM121 150V151H120ZM124 150V151H123ZM130 150H131V152H130ZM134 150H136V151H134ZM144 150H147V152L145 151V153L143 152ZM153 151V154H151L152 153V151ZM155 150L157 151V152H155ZM165 150H167V152L165 151ZM186 152H185V151ZM209 150V151H208ZM225 150V151H224ZM228 150V151H227ZM235 150V151H234ZM253 150H256L257 152L255 153V151H253ZM52 151V152H51ZM67 151V152H66ZM69 151V152H68ZM72 153H71V152ZM94 151H96V152H94ZM102 151V152H101ZM123 151V152H122ZM185 153H184V152ZM193 151V152H192ZM203 153H202V152ZM258 151H259V156H257V153H258ZM6 152H8V155H9V157H8V155L6 154ZM47 152V153H46ZM60 152V153H59ZM82 152V153H81ZM89 152V153H88ZM97 154V155H95L94 156V154ZM150 152V153H149ZM155 152V153H154ZM160 152V153H159ZM162 152V153H161ZM180 152V153H179ZM192 152V155L190 154ZM208 152V153H207ZM237 152V153H236ZM242 152H246V153H242ZM252 152H254V153H252ZM13 153V152H12ZM52 153H53V155H52ZM56 153V154H55ZM61 153H64V154H61ZM69 153H71L72 154V157H71V154L70 155H68ZM76 153V154H75ZM79 153V154H78ZM109 153V154H108ZM110 153H112V156L110 155ZM120 153V154H119ZM126 153H127V155H129L128 157H126ZM136 153V154H135ZM142 155H141V154ZM156 153H159V154H156ZM165 153V154H164ZM169 153V154H168ZM182 153H184V155H182ZM187 153V155H185ZM193 153H195V155L193 154ZM198 153V157L201 159H199L198 157H196L197 154ZM202 154V155H200V154ZM207 153V154H206ZM219 153V154H218ZM228 153H232L230 156H229V154ZM239 153V154H238ZM5 154V155H4ZM44 155V157H43V155ZM45 154H51V155H47V157H46V155ZM67 154V155H66ZM74 154V155H73ZM86 156H85V155ZM88 154H90V155H88ZM100 154V155H99ZM118 154V158L116 157L115 158V156ZM124 156H123V155ZM131 154V155H130ZM151 155V157H150V155ZM168 154V155H167ZM178 154V156H176ZM214 154L216 155L217 154V156H216V158L217 159H219L220 160V162H219V160H217V159H215V156H214ZM224 154V155H223ZM228 154V155H227ZM238 154V155H237ZM242 154H247L246 156H245V158H243V156H242ZM253 154H255V156L253 155ZM263 156H262V155ZM2 155V156H1ZM64 155V156H63ZM79 155V157H77ZM80 155H82V156H80ZM104 155V156H103ZM115 155V156H114ZM144 155H146V156H144ZM154 155V156H153ZM157 155H158V157H157ZM161 155V156H160ZM164 155V157H166V158H162V156ZM188 155H190L189 157H188ZM206 155H208V156H206ZM249 155V156H248ZM52 156V157H51ZM54 156H55V160L53 159L54 158ZM56 156H57V158H56ZM59 156H60V158H59ZM62 156V157H61ZM69 157V158H67V157ZM87 157V158H85V157ZM98 156V157H97ZM100 156V157H99ZM107 158H106V157ZM113 156H114V158H113ZM131 156H133L132 157V160H131ZM147 156H148V158H147ZM153 156V157H152ZM170 156V157H169ZM185 156V157H184ZM192 156V159H194L193 161H192V159L190 160L189 158ZM204 156V157H203ZM214 156V157H213ZM228 156H229V158H228ZM237 156H239V158L237 157ZM251 156H252V158L253 157H255L254 159H252L251 158ZM43 157V158H42ZM70 157H71V161H70ZM91 157V158H90ZM94 157V158H93ZM138 157V158H137ZM142 157H143V159H142ZM146 159H145V158ZM156 159H155V158ZM176 157V158H175ZM178 157V158H177ZM183 157H184V159H183ZM187 157H188V159H187ZM209 159V158H211L210 160H208L207 158ZM212 157L214 158V159H212ZM226 157H227V159H226ZM235 157V158H234ZM242 159H241V158ZM2 158V159H1ZM47 160H45V159ZM48 158V159H47ZM61 158H62V160H63V162H62V160H61ZM66 158V159H65ZM75 158V159H74ZM93 158V159H92ZM100 158H101V160H100ZM103 158V159H102ZM106 158V159H105ZM109 158H111V159H109ZM121 158V159H120ZM173 158H175L174 160H173ZM182 158V159H181ZM197 159V161H196V159ZM224 158V159H223ZM246 158H250V159H246ZM261 158V159H260ZM6 159H8V160H6ZM36 159V160H35ZM60 159V160H59ZM85 159V160H84ZM88 161H87V160ZM98 159V160H97ZM112 159H114V161H111ZM117 159L119 160H122V159H126V160H122V161H117ZM142 161H141V160ZM176 159H178V160H176ZM182 160V161H180V160ZM204 159V160H203ZM229 160V159H231L230 161H235L236 163H234V162H232V166L230 167V165L229 164H231V162L230 161H227L226 162V160ZM234 159H236V160H234ZM240 159V164L239 163H237V161ZM243 159H245V160H243ZM258 161H257V160ZM260 159V160H259ZM2 160H4V161H6V162H4V163H2ZM51 160V161H50ZM64 160H66L65 162L66 163H64ZM69 160V161H68ZM75 160V161H74ZM81 160H83L84 162H86L87 161V163H88V165H87V163L85 164V163H83ZM96 160H97V163H96ZM108 160H110V161H108ZM129 160V161H128ZM131 160V161H130ZM137 160V161H136ZM146 160H147V162H146ZM150 160V161H149ZM152 160H154V163H153V161ZM189 160V161H188ZM203 160V161H202ZM214 160V161H213ZM217 160V161H216ZM241 160H243V161H241ZM251 160V161H250ZM263 160V161H262ZM58 161V162H57ZM80 161V162H79ZM92 161H94V163L92 162ZM157 163H156V162ZM185 161V162H184ZM207 163H206V162ZM250 161V162H249ZM262 161V162H261ZM37 162V163H36ZM42 162V163H41ZM60 162H62L65 166H63V164H61ZM67 162H70V163H72L71 165H70V163H67ZM75 162V163H74ZM109 162V163H108ZM113 162H115L114 164H113ZM118 162V163H117ZM125 162V163H124ZM133 162V163H132ZM140 162H144V164L142 165V163H140ZM178 162V163H177ZM182 162V163H181ZM190 162V163H189ZM200 162V163H199ZM204 162H205V164H208V162H209V165H205L204 164ZM213 162H215L214 164H213ZM247 163L246 165L244 164V163ZM253 162V163H252ZM260 162H261V164H260ZM10 163V164H9ZM35 163V164H34ZM39 163V164H38ZM41 163V164H40ZM44 163V164H43ZM48 163H50V164H48ZM80 163V164H79ZM92 163H93V165H92ZM121 164L120 166H118L117 164ZM123 163L125 164V165H123ZM153 163V164H152ZM155 163H156V165H155ZM185 163V164H184ZM186 163L188 164V165H186ZM198 163V164H197ZM203 163V164H202ZM229 165V167H228V165ZM252 163V164H251ZM257 163H259L258 165H257ZM2 164H6V165H2ZM38 165V167H37V165ZM46 164V165H45ZM48 164V165H47ZM55 164L58 166L57 168H56V166H55ZM73 164H75V165H73ZM85 164V166H83ZM116 164V165H115ZM129 164V165H128ZM132 164V165H131ZM133 164H134V166L136 167V168H134V166H133ZM141 164V165H140ZM151 164V165H150ZM158 164V165H157ZM197 164V165H196ZM210 164H213V165H211L210 166ZM218 164V167H216V165ZM224 164H226V166H227V168H226V166L224 165ZM238 164V165H237ZM256 164V166H253V165H255ZM32 165V166H33ZM43 165L45 166L43 169H42V167H43ZM50 165V166H49ZM53 165V166H52ZM66 165H67V167H70L69 169L66 167ZM73 165V166H72ZM81 165V166H80ZM89 165H90V167H89ZM111 165V168L109 167ZM113 165H114V168H113ZM137 165V166H136ZM145 165V166H144ZM155 165V166H154ZM179 165H181V166H179ZM191 167H190V166ZM193 165H194V167H193ZM201 165L204 167V168H202L201 167ZM205 165V166H204ZM238 166V168L237 167H235V166ZM250 165V166H249ZM261 165V166H260ZM2 166V167H1ZM4 166V167H3ZM9 168H8V167ZM40 166V167H39ZM42 166V167H41ZM47 166H49V167H47ZM72 166V167H71ZM128 166V167H127ZM183 166V167H182ZM185 166V167H184ZM195 166H197V168H195ZM198 166H200L201 168H199ZM213 166H215V167H213ZM224 166V167H223ZM249 166V167H248ZM252 166V167H251ZM5 167H7V168H5ZM55 167V168H54ZM63 167H66V168H62ZM119 167V168H118ZM131 167V168H130ZM143 167V168H142ZM145 167V168H144ZM179 167V168H178ZM189 167V168H188ZM193 167V168H192ZM205 167H206V169H205ZM220 167H223V171L225 172V173H223V171H222V168H220ZM242 167L245 169H242ZM246 167H248V168H246ZM258 167H260L259 169H258ZM23 168V169H22ZM40 168H41V170H43V171H45V172H43V171H41L40 170ZM59 168H61V171L62 172H59ZM72 168V169H71ZM82 168H85V169H82ZM92 168V169H91ZM98 168V169H97ZM112 169L114 172H115V174H114V172L111 170H108V169ZM122 168V169H121ZM126 168H127V171L129 172V170H133V171H131V172H125V170H126ZM138 168V170L140 169L141 171H142V173H140L138 170H136L135 171V173H134V170L135 169H137ZM147 168V169H146ZM154 168V169H153ZM183 168V169H182ZM185 168V169H184ZM209 168V169H208ZM210 168H212V170H215V172L214 171H212ZM218 168V169H217ZM226 168V169H225ZM229 168V169H228ZM230 168H232V169H230ZM251 168V169H250ZM18 169V170H17ZM21 169V170H20ZM50 169V170H49ZM53 169V170H52ZM82 169V170H81ZM90 171H89V170ZM94 169V170H93ZM115 169V170H114ZM124 169V170H123ZM149 169V170H148ZM186 169H188V170H186ZM194 169H196V170H194ZM199 169L201 170V171H199ZM237 169V172H240L239 174L235 171V170ZM247 169H250L251 170V172H250V170H249V172H248V170ZM261 169V170H260ZM35 170V171H34ZM39 170H40V173H39ZM54 170H55V173H50V172H54ZM75 170H77V171H79L80 173L78 174L77 173V171H75ZM83 170H84V172H83ZM87 170H88V172H87ZM97 170V172H95ZM99 170H101V171H99ZM145 170H147V171H145ZM184 170H186L185 171V173H184ZM218 170V171H217ZM219 170H221L220 172H219ZM247 170V171H246ZM257 170H258V172L259 173H257ZM17 171L19 172L20 171V173H17ZM24 171V172H23ZM28 171H29V173L32 171L33 173L35 172L36 173V176L34 177L33 175V173H30V176H33V178H32V180H33V182L31 181V179H27L26 181V183H24V180H20V181H23V182H21V183H23V184H21L20 183V185L22 186H20L19 184L17 185V186H15L12 182H11V179L13 180V178H11V177H13L12 175H19V176H21L22 174H27L28 173ZM83 173H82V172ZM99 171V172H98ZM108 172V171H110V172H112L114 175H115V177L113 176V174L111 173V174H109V172L108 173H106V172ZM121 171H123L122 173H121ZM144 171V172H143ZM151 171V173H147V172H150ZM189 171H191V173L189 172ZM197 171H199V173L197 172ZM210 171H211V173L212 174H210ZM233 172V174H232V172ZM241 171L243 172V173H241ZM246 171V172H245ZM42 172H43V175L46 173V175H42ZM57 172V173H56ZM76 174H74V173ZM87 172V173H86ZM94 172V173H93ZM101 172V173H100ZM138 172V173H137ZM178 172V173H177ZM203 173V174H200V173ZM209 173V175H208V173ZM219 172V173H218ZM223 174H222V173ZM228 172H230L229 173V175H228ZM256 172V173H255ZM8 173H10V174H8ZM15 173H17V174H15ZM49 175H48V174ZM88 173H89V175H88ZM117 173V174H116ZM124 173V174H123ZM131 173V175H129ZM137 173V174H136ZM140 173V174H139ZM146 173V174H145ZM175 173H177V175H175ZM182 173V174H181ZM193 173H195L194 174V176H192L193 175ZM204 173H207V174H204ZM235 173V174H234ZM249 173V174H248ZM3 174L4 175H6L5 177L3 176ZM8 174V175H7ZM39 174V175H38ZM51 174H53V175H51ZM55 174V175H54ZM59 174V176H57V175ZM80 174H81V176H80ZM85 174V175H84ZM87 174V175H86ZM92 174V175H91ZM96 175V176H98V177H95L94 175ZM105 174V175H104ZM106 174H107V176H106ZM121 174V175H120ZM123 174V175H122ZM149 174H150V176H149ZM183 174H184V176H183ZM216 174V175H215ZM245 174H247V175H245ZM262 174V175H261ZM51 175V176H50ZM73 175H75V176H73ZM78 175H79V177H78ZM112 175V176H111ZM116 175H118V176H116ZM126 175H129V176H127V177H125ZM140 176V175H143V176H140L141 178L139 179V177L138 176ZM174 175L176 176V177H174ZM181 175V176H180ZM191 176L190 178H188V177H186V176ZM200 175V176H199ZM204 175V176H203ZM206 175H207V177H206ZM215 175V176H214ZM219 175H223V176H219ZM231 175V176H230ZM233 175H242V179L243 180H245L246 178L248 179H246L247 181H249V182H246L245 184H243V187L241 186L242 184L241 183H243L244 181L243 180H241V179H239V177H233ZM39 177V179H38V177ZM45 177V178H43V177ZM49 176H50V178H49ZM54 176V177H53ZM73 176V177H72ZM77 176V177H76ZM105 176V177H104ZM120 176V177H119ZM146 176L148 177V178H146ZM171 176V177H170ZM196 176H198V177H196ZM209 176V177H208ZM220 178H222V179H220ZM250 176V177H249ZM253 176H255V177H253ZM257 176V177H256ZM58 177V178H57ZM102 177V178H101ZM111 177H113V178H111ZM119 177V178H118ZM123 177V180L121 179ZM129 177V178H128ZM133 177V178H132ZM134 177H136V178H134ZM138 177V178H137ZM164 177H167V179L165 180V178ZM178 177H179V179H178ZM182 177V178H181ZM205 178V179H207V180H204L203 178ZM211 177V178H210ZM216 177V178H215ZM230 177V178H229ZM234 178V180H232V178ZM246 177V178H245ZM3 178H4V180H3ZM101 178V179H100ZM104 178V179H103ZM114 178L116 179V181H119V179H120V181L119 182H116L115 180H114ZM128 178V179H127ZM142 178H145V179H142ZM152 178H154V179H152ZM162 178H164V179H162ZM203 180H201V179ZM213 178H215V179H213ZM228 179V181L226 180V179ZM253 178H256L255 180L253 179ZM259 178V179H258ZM6 179H8V180H6ZM22 179V178H21ZM34 179H36V181H37V179H38V181H37V183L38 184H36L35 182V180ZM45 179V180H44ZM49 179V180H48ZM52 179L53 180H55L56 179V183H55V181H54V183H53V181H52ZM96 179V180H95ZM131 179V180H130ZM137 179V180H136ZM149 179V180H148ZM156 179V180H155ZM158 179V180H157ZM162 179V180H161ZM169 179V180H168ZM189 179V180H188ZM197 179V180H196ZM198 179H199V181H198ZM223 179H225V181H227V183L229 184V183H232V186L230 185H227V184H224L225 183V181H223V182H221ZM252 179V180H251ZM263 179V180H262ZM40 180H42L41 181V184L39 183V181ZM58 180V181H57ZM103 180V181H102ZM112 180H113V183H112ZM139 180H141V182L139 181ZM142 180H143V182H142ZM155 180V181H154ZM162 181L163 183H161V185H160V181ZM165 180V181H164ZM177 180H178V182H177ZM187 180V181H186ZM190 180H192V181H194V182H190ZM210 180V181H209ZM216 180V181H215ZM229 180H231V181H229ZM238 180V181H237ZM8 181V182H7ZM95 181V182H94ZM97 181V182H96ZM123 181V182H122ZM127 181H129V183L127 182ZM135 181V182H134ZM151 181H153V182H151ZM157 181V182H156ZM202 183H201V182ZM213 181V182H212ZM237 181V182H236ZM242 181V182H241ZM251 181H253V182H251ZM11 182V183H10ZM29 182V183H28ZM47 182V183H46ZM114 182H116V183H114ZM138 182V184H135V183H137ZM148 182V183H147ZM167 182V183H166ZM177 183V184H175V183ZM187 182V183H186ZM190 182V183H189ZM198 182V183H197ZM204 182V183H203ZM220 182V183H219ZM234 182H236V183H234ZM252 184H251V183ZM259 182V183H258ZM260 182H262V183H260ZM3 183H7V184H3ZM31 183V187L29 188V184ZM51 183V185H49ZM123 183V184H122ZM125 183V184H124ZM151 183H152V186H153V188H152V186H151ZM155 183H158V185L159 186H161V188L160 187H158V185L156 186V184ZM165 183V184H164ZM183 183H185V184H183ZM196 183H197V185H196ZM209 183H210V185H209ZM213 183V184H212ZM222 183V184H221ZM234 183V184H233ZM240 183V184H239ZM255 183H257V187L259 188H257L256 186H255ZM9 184H10V186H9ZM28 184V185H27ZM52 184H54V186H56L55 188H53L54 186L52 185ZM117 184V185H116ZM146 184V185H145ZM175 184V185H174ZM203 184V185H202ZM206 184V185H205ZM215 184H218V185H215ZM4 185H6V186H4ZM13 185V186H12ZM23 185H24V187H23ZM26 185V186H25ZM32 185H33V187H32ZM59 186V189L57 188L58 186ZM136 185V186H135ZM138 185V186H137ZM146 187H145V186ZM147 185H149L148 187H147ZM155 185V186H154ZM166 185V186H165ZM201 185V186H200ZM205 185V186H204ZM214 185H215V188H212V187H214ZM229 186V187H232V189H239V190H236V191H239L238 193H240V194H238L237 192H235V190H232V189H230L229 191H227V186ZM241 187V189H240V187ZM15 186V187H14ZM21 188V190H22V188H23V190L22 191H24L23 193H26V194H23V193H21L22 191L20 190V188ZM37 186H38V188H37ZM51 186H53V187H51ZM114 186V187H113ZM118 186V187H117ZM125 186V187H124ZM130 186H135V187H130ZM140 186H142L141 188H140ZM197 187L196 189H195V187ZM208 186V187H207ZM251 186H252V188H251ZM3 187H4V189H3ZM12 187H14V189H15V192H13L14 191V189L12 188ZM16 187H17V190H19L18 192H16ZM35 187V188H34ZM40 187V188H39ZM112 187H113V189L115 190V192L116 193H118V194H115V192H114V190H112ZM117 187V188H116ZM136 187H138V188H136ZM143 187H144V190H143ZM149 187H151V188H149ZM154 187H158V188H160V189H164V190H160V189H156V188H154ZM170 187V188H169ZM183 187H185L183 190H182V188ZM204 188V190H203V188ZM211 187V188H210ZM218 189H217V188ZM225 188V190H223L224 188ZM239 187V188H238ZM7 188V189H6ZM9 188V189H8ZM26 188H28V189H26ZM32 188H34V189H32ZM105 189L104 190V192H102V190L101 189ZM119 188H122V190L121 189H119ZM130 188V189H129ZM152 191H149V189ZM168 188V189H167ZM180 188V189H179ZM202 189V191H201V189ZM249 188V189H248ZM3 189V190H2ZM37 189V190H36ZM43 189H44V191H43ZM108 189H111L113 192H114V194H113V196H111L110 195V192L111 191H109ZM121 190V191H119V190ZM147 189H148V191L149 192H146L147 191ZM172 189H174V191L172 190ZM176 189V190H175ZM188 189V190H187ZM189 189H192V193H190L191 192V190H189ZM198 189V190H197ZM200 189V190H199ZM207 189V190H206ZM209 189V190H208ZM2 190V191H1ZM13 190V191H12ZM119 192H118V191ZM124 190H125V192H124ZM128 190H129V192H128ZM133 190V191H132ZM141 190V191H140ZM155 190H157L158 192H159V190H160V195H158V192H157V194L155 193L156 191ZM171 192H170V191ZM184 190H185V195H184ZM197 190V191H196ZM241 190V191H240ZM244 190V191H243ZM260 190V191H259ZM263 190V191H262ZM5 191H7L5 194H4V192ZM8 191H9V193H8ZM12 191V192H11ZM29 191V192H28ZM38 191H41L40 193L38 192ZM106 191V192H105ZM135 191L137 192L136 194H135ZM153 191H155L154 193H153ZM162 191H164V193L162 192ZM167 191H169V192H167ZM180 191L182 192V193H180ZM190 191V192H189ZM201 191V192H200ZM209 191H210V193H209ZM214 192V193H212V192ZM232 193H236V194H232ZM262 191V192H261ZM3 192V193H2ZM36 192V193H35ZM44 192V196L45 197H43V196H41L42 195V193ZM69 192V193H68ZM102 192V193H101ZM112 192V193H113ZM146 192V193H145ZM174 192H176V193H174ZM190 194H189V193ZM205 193V194H203V193ZM217 192H219V193H217ZM223 192H224V195H223ZM226 192V193H225ZM18 194L20 197H18V195H15V194ZM34 193V194H33ZM103 193H105V194H103ZM107 193V194H106ZM122 193V194H121ZM125 193V195H123ZM128 193V195H126ZM139 193V194H138ZM142 193V194H141ZM143 193H144V196L145 197H147V198H145L144 196H143ZM148 193H150V195H151V197H150V195L148 194ZM167 193V194H166ZM198 193V194H197ZM203 194V195H201V194ZM217 193V194H216ZM229 193V194H228ZM232 194V196H230L231 194ZM8 194V195H7ZM10 194V195H9ZM45 194H47V195H45ZM119 194H120V197H118L119 196ZM135 194V195H134ZM138 194V195H137ZM148 194V195H147ZM170 194V195H169ZM175 194H176V196H175ZM180 194H181V196H180ZM195 194V195H194ZM197 194V195H196ZM207 194H209L208 196H210L209 198H208V196H205V195H207ZM211 194V195H210ZM228 196H227V195ZM250 194V195H249ZM258 194V195H257ZM4 195V196H3ZM15 197V199H18L17 200V204H15L16 206H17V208L18 207H22V209L24 210H22V213H23V216H25L26 215V220L24 219V217L23 216H21L22 215V213L19 215V217L17 216V218H20L18 221H19V223H17V226H16V223L15 222H13L12 224H11V222H10V220L12 219V214L14 213V212H11L10 213V209H12V207H14V203L12 202V200H13V196ZM29 197V198H32V199H30V201H29V198H26L27 196ZM30 195H31V197H30ZM103 195V196H102ZM137 195V196H136ZM156 195V196H155ZM161 195H162V197H161ZM173 195V196H172ZM188 195V196H187ZM194 197V200H191V199H193V197ZM199 195V196H198ZM222 195V196H221ZM238 197H236V196ZM247 195V196H246ZM249 195V196H248ZM253 195V197H252V199H251V196ZM260 195H262V196H260ZM7 196V197H6ZM48 196V197H47ZM105 196H106V198H105ZM115 196V197H114ZM125 196V197H124ZM129 196V197H128ZM145 198V199H143V197ZM156 198H155V197ZM158 196V197H157ZM175 196V197H174ZM198 196V197H197ZM203 196H205L207 199H209V202H208V200L205 198V197H203ZM216 196H218V197H216ZM223 196H225V197H223ZM4 197V198H3ZM10 197H12V198H10ZM24 197H25V199H24ZM37 197V198H36ZM38 197H39V199H38ZM41 197V198H40ZM111 197V198H110ZM118 197V198H117ZM124 197V198H123ZM128 197V198H127ZM130 197H131V200H130ZM135 197L137 198V199H135ZM142 197V198H141ZM160 197H161V199H160ZM168 197V198H167ZM178 197H179V199H178ZM190 197V198H189ZM213 197V198H212ZM219 197L220 198H222V199H219ZM232 197V198H231ZM241 197V198H240ZM245 197H246V199H245ZM248 197V198H247ZM8 198H9V200L10 199H12L11 200V202L10 201H8ZM22 199V201L20 200V199ZM34 198H36L35 200H34ZM43 198H44V201H43ZM50 198V199H49ZM112 198H115L114 200L112 199ZM133 198H134V200H135V202H138V204L136 205V203L133 201ZM150 198H151V200H150ZM165 198H167V199H165ZM175 198V199H174ZM198 198V199H197ZM204 198L207 200H205L204 201ZM215 198V199H214ZM230 198V199H229ZM27 199V200H26ZM48 199V200H47ZM103 199V200H102ZM121 199H129V200H121ZM143 199V200H142ZM148 199V202L147 201H145V200H147ZM155 199H156V201H155ZM166 200L167 202H172L171 204L170 203H167L166 201H162V200ZM170 199H172V200H170ZM184 199V200H183ZM196 199V200H195ZM199 199H201L200 201H199ZM213 199V200H212ZM231 199H233V201L231 200ZM247 199H248V201H247ZM251 199V200H250ZM253 199H257L256 201L255 200H253ZM260 199H263V200H260ZM20 200V201H19ZM24 200V201H23ZM26 200V201H25ZM35 203V204H39V206H41V205H43V209L42 208H40L38 205H35V204H33L32 203V201ZM37 200V201H36ZM42 200V202H40ZM52 202H51V201ZM107 200V201H106ZM109 200H111V201H109ZM118 200H119V202H118ZM141 200V201H140ZM160 200V201H159ZM177 200H179V201H177ZM183 200V201H182ZM225 200V201H224ZM235 200V201H234ZM237 200H239V201H237ZM260 200V201H259ZM8 201V202H7ZM14 201V200H13ZM16 201V200H15ZM14 201V202H15ZM29 201V202H28ZM113 201V202H112ZM120 201H122V202H120ZM129 201V202H128ZM152 201V202H151ZM153 201H155L154 203H153ZM176 201V202H175ZM191 201V202H190ZM213 201H214V203H213ZM219 202V207L218 206H216L215 204L216 203H218ZM228 201V202H227ZM237 201V202H236ZM243 201H246V202H244L243 203ZM259 201V202H258ZM262 201V202H261ZM7 202V203H6ZM25 202V203H24ZM49 203V204H47V203ZM104 202V203H103ZM106 202H108V208L107 207H103L104 205L103 204H105ZM112 202V203H111ZM115 202V203H114ZM127 202V203H126ZM131 202H133V203H131ZM146 202L149 204V202L152 204H149V206H146V205H148V204H146ZM161 202H163V203H161ZM181 202V203H180ZM186 202H188L187 204H186ZM206 202L207 203H209V204H211V205H209V204H206ZM211 202V203H210ZM216 202V203H215ZM226 202V203H225ZM241 202V203H240ZM9 203H11V204H9ZM23 203V204H22ZM28 203L31 205L32 204V206H30V205H28ZM49 206H47L46 204ZM53 203V204H52ZM116 203H117V205H116ZM123 203V204H122ZM135 203V204H134ZM141 203H143V204H141ZM156 203V204H155ZM167 203V204H166ZM178 203V204H177ZM180 203V204H179ZM200 203H202L201 204V206H200ZM222 203V204H221ZM238 205H237V204ZM243 203V204H242ZM249 203V204H248ZM262 203V204H261ZM5 206H4V205ZM19 204V205H18ZM55 204V205H54ZM98 204V205H97ZM114 205V206H111V205ZM130 206V208L132 209L133 208V206L134 207H136V208H133L132 210L130 209V208H128L129 206ZM134 204V205H133ZM153 204H155V205H153ZM168 204H169V206H168ZM174 204V205H173ZM197 204V205H196ZM206 204V205H205ZM226 204V205H225ZM232 205V206H229V205ZM246 204H247V206H246ZM21 205V206H20ZM34 205H35V207H34ZM52 205V206H51ZM53 205H54V207H53ZM107 204H105V206H106ZM121 205H122V208H126L125 210L127 211L128 209V214L126 213V211L123 209L122 210V208H121ZM133 205V206H132ZM136 205V206H135ZM143 205V206H142ZM151 205V206H150ZM157 205H159V206H157ZM160 205H161V207H160ZM164 205H167V206H164ZM176 205H178V206H176ZM180 205H182V206H184L185 207V209H184V207H182V206H180ZM186 205H187V207H186ZM195 205V206H194ZM205 205V206H204ZM215 205V207H213ZM223 205H225L224 207H223ZM235 205H237L236 207H235ZM240 205V206H239ZM251 205H252V207H251ZM263 205V206H262ZM6 206H7V209H6ZM11 206V208H8V207H10ZM28 208H27V207ZM30 206V207H29ZM38 206V207H37ZM46 206V207H45ZM152 206H154V208L156 209V207H157V210L156 211H154V209H153V207ZM175 206V207H174ZM188 206H189V208H188ZM197 206H199V207H197ZM204 206V207H203ZM210 206V207H209ZM222 208H221V207ZM228 206V207H227ZM243 206V207H242ZM248 208V210H247V208ZM256 206V207H255ZM2 207H3V209H2ZM24 207V208H23ZM27 208V210H26V208ZM31 207H32V209H31ZM48 207V212H47V210H46V208ZM53 207V208H52ZM91 207H92V210H91ZM140 207V208H139ZM144 207V208H143ZM150 207H151V209H150ZM159 207V208H158ZM164 207V208H163ZM168 207V208H167ZM182 207V208H181ZM192 207V208H191ZM196 207L200 210V207H201V209L202 210H204V211H199V210H197L196 209ZM235 207V208H234ZM239 207V208H238ZM245 207V208H244ZM252 208V210H251V212L249 211L251 208ZM260 207V208H259ZM36 208H38L39 209V211L42 213V211H43V213L41 214V216H40V213H39V211H37L38 209H36ZM50 208H51V210H50ZM99 208V210H100V208L102 209L101 211H103L106 215L105 216H103V217H101V218H98V217H95V212L97 211V209ZM106 208H107V210H109V211H107L106 210ZM112 208H113V211L111 212V210H112ZM116 208V209H115ZM120 208V209H119ZM128 208V209H127ZM143 208V209H142ZM146 208H148V209H146ZM167 208V209H166ZM195 209V211L197 212H195L194 211V209ZM213 208V209H212ZM217 208L219 209V211L217 210ZM226 208H227V210H226ZM234 208V209H233ZM241 208V209H240ZM261 208H263V209H261ZM29 209H31V211H28ZM41 209V210H40ZM53 209H55V210H53ZM138 209H140L139 211H138ZM158 209H160L161 210V213L163 212L162 210L164 209V213L166 214L165 215V218H164V216H163V214H160V210H159V212H157L158 211ZM184 209V210H183ZM189 209V210H188ZM193 209V210H192ZM209 209H211L210 211L211 212H213V214H214V216H210V211H209ZM216 209V210H215ZM223 209H224V211H227L226 213H224V211H223ZM254 209V210H253ZM257 209V210H256ZM2 210H5V212H3ZM7 210H9L8 212H7ZM33 210H35L34 211V213L32 212ZM105 210H106V212H105ZM114 210H116V211H114ZM133 210H134V212H133ZM144 210V211H143ZM152 210V211H151ZM190 210H191V212H190ZM215 212H214V211ZM230 210L232 211V212H230ZM245 210V211H244ZM257 212H256V211ZM13 211V210H12ZM18 211V210H17ZM27 211V212H26ZM91 211V212H90ZM125 211V212H124ZM129 211L131 212L132 211V213H130V215H129ZM141 211H143L142 212V215H143V218H141ZM146 211H147V214H145V216H144V212L146 213ZM154 211V212H153ZM179 211V213L177 214V212ZM191 213H189V212ZM194 211V212H193ZM228 211H229V213H228ZM237 211L238 212H242L244 215H242V213L240 214V213H237ZM258 211H260V212H258ZM7 212V213H6ZM21 211L19 210L18 211V214L20 213ZM28 212H29V214H31V216H29V214H28ZM114 212V213H113ZM117 212L119 213V214H117ZM155 212H157V213H155ZM181 212V213H180ZM206 212H210V213H206ZM221 214L222 212V215H219V213ZM234 212V213H233ZM246 212V213H245ZM253 212H254V214H253ZM3 213H4V215H3ZM9 213V214H8ZM36 213V214H35ZM38 213V214H37ZM122 213L124 214V216H123V219H122ZM139 213H140V215L141 216H138L139 215ZM149 213H151V214H149ZM168 213V214H167ZM185 215H187V216H185ZM199 213V214H198ZM205 213L207 214V215H205ZM215 213H217V214H215ZM249 213V214H248ZM259 213V214H258ZM261 213H262V215H261ZM133 214V215H132ZM153 214V215H152ZM160 214V215H159ZM196 214V215H195ZM198 214V215H197ZM202 214H203V216H202ZM223 214H224V216H226V217H223ZM234 214H235V216H234ZM247 214H248V216H247ZM250 214H252V215H250ZM6 215L8 216L7 218H5L6 217ZM35 217H34V216ZM39 215V216H38ZM44 215H47V217L46 216H44ZM92 215H94V218H93V216ZM115 215H117L116 217H115ZM127 215V216H126ZM134 215H136V216H134ZM151 215H152V217L154 218H152L151 217ZM157 216V218H156V216ZM169 215V216H168ZM174 215V216H173ZM181 215V216H180ZM184 215V216H183ZM201 217H200V216ZM241 215H242V217H241ZM254 215V216H253ZM258 215V216H257ZM1 216H3V217H1ZM9 216H10V218H9ZM48 216H50L49 217V219H48ZM120 216V217H119ZM132 216H134V218L132 217ZM190 216L191 217H193V218H191L190 219ZM197 216V217H196ZM198 216H199V219H198ZM204 216H206V217H204ZM208 216V217H207ZM210 216V217H209ZM220 216V217H219ZM236 216H238V218H237V221H236ZM29 217V218H28ZM30 217H32V219H30ZM43 217V218H42ZM44 217H46L45 218V220L46 219H48L46 222H44V220L42 221V219H44ZM126 217V218H125ZM129 217H131L132 218V220L134 219V222L129 218ZM136 217H140V218H137L136 219ZM148 217V218H147ZM151 217V218H150ZM169 217V218H168ZM203 217V218H202ZM216 217V218H215ZM217 217H218V219L220 220H218L217 219ZM244 217V218H243ZM249 217V219H247V218ZM251 217V218H250ZM4 218V219H3ZM28 218V219H27ZM36 218V220H33V219H35ZM42 218V219H41ZM171 218V222L172 223H170V220H169V222H168V219H170ZM175 218H176V220H175ZM207 219L208 221H204V219ZM230 219V218H233V219H230V222L228 223V221L229 220H226V219ZM235 218V219H234ZM243 218V219H242ZM246 218V219H245ZM261 218V219H260ZM263 218V219H262ZM7 219H9V220H7ZM29 219H30V221H29ZM41 219V220H40ZM96 219V220H95ZM115 219V220H114ZM117 219H119V220H117ZM125 219V220H124ZM129 219V220H128ZM136 219V220H135ZM141 219V220H140ZM146 219V220H145ZM148 219V220H147ZM181 219H183V220H181ZM187 220V222L185 221V220ZM194 219V220H193ZM197 219V220H196ZM202 219H203V221H202ZM213 221H212V220ZM252 219V220H251ZM257 221H256V220ZM6 220V221H5ZM23 220V221H22ZM37 220H38V222H37ZM40 220V221H39ZM122 220V221H121ZM138 220V222H136ZM156 220V221H155ZM193 220V222H191ZM234 220H235V222H234ZM248 220H250V223H249V221ZM262 220V222L259 224V222ZM12 221V220H11ZM26 221H28V223H29V225H28V223H25ZM37 223H36V222ZM41 221H42V223H41ZM121 221V222H120ZM125 221V222H124ZM131 223H129V222ZM143 223H145V224H143ZM151 221V222H150ZM162 224H160L159 222ZM188 221H189V223H188ZM194 221H197V223L195 222L194 223ZM200 221H202V222H200ZM212 221V222H211ZM217 221H219V223H217ZM231 221H233V222H231ZM240 221H243L242 223H239ZM247 221V222H246ZM3 222V223H2ZM7 222V223H6ZM24 223V225L22 224H20V223ZM111 222H113V224H111ZM117 222V223H116ZM140 222H141V224H140ZM154 222V223H153ZM174 222V223H173ZM221 222H222V224H221ZM228 224H226V223ZM236 222H237V227L236 228H238V229H236L235 228V226H236ZM246 222V223H245ZM254 222V223H253ZM256 222H257V224H256ZM6 224V226H7V228H6V226H5V224ZM15 223V224H14ZM35 223H36V225H35ZM38 223L40 224L39 226L42 228V229H40V227L38 226ZM115 223L117 224V225H115ZM122 223L123 224V226H124V228H123V226H121L120 224ZM125 223V224H124ZM128 223H129V225H128ZM138 223L140 224V225H138ZM148 223V224H147ZM153 223V224H152ZM158 223V224H157ZM171 225H170V224ZM185 223V224H184ZM194 223V224H193ZM203 223H204V225H203ZM211 223V224H210ZM232 223V224H231ZM263 223V224H262ZM57 224V225H56ZM112 225V227L110 228V226ZM150 224V225H149ZM156 224V226L154 227V225ZM160 224V225H159ZM165 224H167V225H169V226H167V225H165ZM173 224V225H172ZM176 226H175V225ZM181 224V225H180ZM182 224H183V226H182ZM195 224H198L197 225V227L199 228H197L196 226H195ZM206 224V225H205ZM215 224H217V226H215ZM248 224V225H247ZM4 225V226H3ZM12 225H14L13 227H16V228H13L12 227ZM19 225V226H18ZM33 225H35L34 226V228H33ZM98 225V226H97ZM104 225H107V227L105 228L104 227ZM115 225V226H114ZM122 227H120V226ZM144 225V226H143ZM178 225V226H177ZM220 225H222L221 227H220ZM225 225V226H224ZM231 225V226H230ZM235 225V226H234ZM251 225V228L253 227L252 225H254V227L251 229L250 227H247V226H250ZM255 225H257V227L255 226ZM2 226V227H1ZM12 228H11V227ZM20 226H23V227H25L26 226V228H27V231H28V233H27V231H25V230H23L22 228L23 227H21V229H20ZM28 226V227H27ZM95 226H96V230H95ZM127 226V227H126ZM131 226H132V228H131ZM136 226V228H134V227ZM137 226H139V228H138V230H137ZM141 226V227H140ZM160 226H162V227H160ZM167 226V227H166ZM175 227V228H171V227ZM188 226V227H187ZM193 226V227H192ZM202 226V227H201ZM204 226V227H203ZM205 226H207V228L205 227ZM209 226H210V228H209ZM218 226L220 227V228H218ZM231 228H230V227ZM261 227V230H260V227ZM8 227H9V230H8ZM30 227V228H29ZM38 228V230L36 229V228ZM105 229H104V228ZM109 227V228H108ZM113 227H116V228H114V229H112ZM119 227V228H118ZM148 228L147 230L146 229H143V228ZM151 227V228H150ZM173 229L174 231H171V229ZM183 227H185L184 228V230H183ZM192 227V228H191ZM216 227V228H215ZM245 227V228H244ZM247 227V228H246ZM4 228H6L7 230V232L8 233H6V231H5V229ZM29 228V229H28ZM50 228L52 229V231H50ZM101 228H102V230H101ZM122 230H121V229ZM154 228V229H153ZM156 228V229H155ZM158 228V229H157ZM165 228V229H164ZM192 230H191V229ZM195 228V229H194ZM203 228H204V230H203ZM215 228V229H214ZM249 228V229H248ZM256 228H258L257 229V231H258V233L256 232V230L254 231V229H256ZM11 229L12 230H14L15 232H17V230L19 229V231H18V233L16 234V235H13V234H11V235H13L12 237H11V235H10V231H11ZM32 229V230H31ZM33 229H35L36 230V232L33 230ZM45 229V230H44ZM47 229V230H46ZM54 229H55V231H54ZM98 229V230H97ZM99 229H100V231H99ZM106 229H107V231H106ZM113 230L112 232H109V230ZM130 229H133V230H130ZM151 229H153V230H151ZM200 229H202V230H200ZM209 229H211L212 231L214 230L215 231V233H217L218 232V230H219V232L220 233H222L223 234V236H220V237H217V235L215 236V235H211V233H210V231H208ZM224 229V230H223ZM234 229H236V230H239L240 229V231H245L246 233H247V236H246V238H247V243H246V246L244 247V245H241V244H239L238 243V241L236 240V242L239 244V246L237 245V248L235 249V252H234V250H233V253H231L232 252V250H228V248L227 247H222V246H219L220 247V250H219V248L218 247H216L215 249H212L213 248V246H214V243H216V242H220L221 244L222 243H227L228 241V243L230 244V241L232 242V243H234L235 241H233L234 240V238L233 237H229V231H231V230H234ZM0 230V231H1ZM40 230H41V232H40ZM44 230V231H43ZM49 230V231H48ZM110 230V231H111ZM121 230V231H120ZM137 230V231H136ZM140 230H142V231H144L143 233H142V231H140ZM146 230V231H145ZM157 230H158V232H157ZM162 230H164V231H162ZM167 230V231H166ZM187 230V231H186ZM190 230V231H189ZM194 230V231H193ZM196 230V231H195ZM207 230V231H206ZM217 230V231H216ZM220 230H222V231H220ZM253 230V231H252ZM263 230V232H261ZM4 231V232H3ZM24 231H25V233H24ZM30 231V232H29ZM104 231V232H103ZM106 231V232H105ZM153 231V232H152ZM194 232V233H191V232ZM199 231H200V236H198L199 235ZM211 231V232H212ZM252 231V232H251ZM22 233V235H21V233ZM34 233L33 235H32V233ZM38 232H39V234L42 236V238H39L40 237V235L38 236L37 234H38ZM43 232V233H42ZM117 234H116V233ZM120 232V233H119ZM136 232H137V235H135L136 234ZM147 232V233H146ZM163 232V233H162ZM196 232V233H195ZM198 232V233H197ZM205 232V233H204ZM207 232H208V236H207ZM19 233H20V235H19ZM31 233V235H30V238H29V236H26V234L28 235V234H30ZM46 233H50V235L48 236ZM53 233V234H52ZM103 233V234H102ZM104 233H106V234H104ZM115 233V234H114ZM123 233V234H122ZM131 233H133V234H131ZM148 233H149V236H148ZM150 233H153V234H150ZM158 233V234H157ZM165 233H167L168 235H166ZM215 233H213V234H215ZM228 233V234H227ZM254 233V234H253ZM260 233H262V234H260ZM4 234V235H3ZM44 234H45V236H44ZM113 234V235H112ZM118 234H120V236L118 235ZM122 234V235H121ZM130 234V235H129ZM147 236H146V235ZM155 234V235H154ZM191 234V235H190ZM205 234V235H204ZM252 234H253V238H257V239H254L253 240V238H252ZM2 235V236H1ZM19 235V236H18ZM24 235V236H23ZM68 235V236H67ZM138 235H143L142 237H143V241H140L141 239V237L140 236H138ZM145 235V236H144ZM152 235V236H151ZM164 235H166L165 237H164ZM169 235H172V236H169ZM186 235V236H185ZM189 237H188V236ZM193 235H195V236H193ZM201 235H203L202 237H201ZM261 236V239H260V236ZM15 236H17L18 238L16 239V237ZM23 236V237H25L26 236V240H25V243L28 245H25V243H24V248H22L23 246H21V245H19V243H20V241H21V237ZM49 238H48V237ZM114 236H117V238L116 237H114ZM124 236V237H123ZM128 236V237H127ZM137 238H136V237ZM188 237L187 239L185 238V237ZM205 236V237H204ZM209 236H211V237H213L212 239H210L211 237H209ZM255 236V237H254ZM257 236V237H256ZM7 237V238H6ZM27 237H28V239H30V241H27ZM33 237H35V239L33 238ZM127 237V238H126ZM134 237V239L136 240H134V239H132ZM140 237V238H139ZM147 237V238H146ZM170 237V238H169ZM225 237V238H224ZM250 237V238H249ZM5 238V239H4ZM8 238H10V239H8ZM15 238V239H14ZM48 238V239H47ZM67 238V245L68 246H66V241H64L65 239ZM122 238V239H121ZM139 238V239H138ZM150 238V239H149ZM158 239V241H160V242H158L157 240H155V239ZM167 238V239H166ZM184 238H185V240H184ZM194 238H197V240H195ZM252 238V239H251ZM12 239V240H11ZM38 239H40V240H38ZM42 239V240H41ZM44 239V240H43ZM133 241L134 243H132L131 241ZM138 239V240H137ZM144 239H145V242H144ZM148 239V240H147ZM152 239V240H151ZM155 240V242H154V240ZM189 239H190V241H189ZM215 239V240H214ZM260 239V240H259ZM4 240H5V242H7L8 244H5V242H4ZM9 242H8V241ZM33 240V241H32ZM36 240V241H35ZM63 240V241H62ZM114 240V241H113ZM150 240V241H149ZM194 242H193V241ZM202 240H204V241H202ZM206 240H208L207 242H206ZM212 240V241H211ZM225 240V241H224ZM255 240H258L259 241V244H258V241H255ZM40 241V242H39ZM43 241V242H42ZM61 241V242H60ZM120 241V242H119ZM128 241V242H127ZM188 241V242H187ZM192 241V242H191ZM224 241V242H223ZM254 241V242H253ZM13 244H12V243ZM29 242H31L30 244H28ZM33 242H35V243H33ZM42 242V243H41ZM70 242V243H69ZM122 242V243H121ZM123 242H124V244H123ZM136 242V243H135ZM142 242V243H141ZM154 244H153V243ZM190 242V243H189ZM201 242V245H198L197 246V243H200ZM239 242L241 243V240H239ZM249 242V243H248ZM3 243H4V245H3ZM15 243H17V244H15ZM62 243V245L60 246V244ZM73 243V244H72ZM122 244V246L121 245H119V244ZM162 243V244H161ZM206 243V244H205ZM208 243V244H207ZM213 245H212V244ZM231 243V244H232ZM251 243L253 244V243H255V245L253 244V245H251ZM35 244V245H34ZM42 244V245H41ZM59 244V245H58ZM72 244V245H71ZM112 244H114V245H112ZM118 244V245H117ZM128 244H129V246H128ZM130 244H133V245H131L130 246ZM137 244V245H136ZM143 244V245H142ZM146 245V248H145V245ZM149 244H153V245H149ZM158 244H160V245H162V246H159ZM164 244V245H163ZM191 244V245H190ZM203 244H205L204 246L206 247H204L203 246ZM210 244V245H209ZM257 244V245H256ZM11 245V247L10 248H6V247H9ZM41 245V246H40ZM43 245H44V248H43ZM46 245H48V246H46ZM50 245V246H49ZM56 245H57V249L59 250H57L56 249ZM112 245V246H111ZM116 245V246H115ZM125 245V246H124ZM127 245V246H126ZM134 245L138 248H136V247H134ZM157 245V246H156ZM194 245H195V247H194ZM219 245V244H218ZM2 246L5 248H2ZM6 246V247H5ZM21 246V247H20ZM52 246V247H51ZM59 246H60V248H59ZM66 246V247H65ZM109 247V248H106V247ZM132 246H133V248H132ZM156 246V247H155ZM175 246V247H174ZM16 248V250L15 249H11V248ZM20 247V248H19ZM36 247V248H35ZM38 247V248H37ZM47 247H49L48 249H50V250H48L47 249ZM54 247V248H53ZM128 247V248H127ZM129 247H131L130 249H129ZM144 247V248H143ZM159 247L161 248V249H159ZM191 247V248H190ZM201 247V248H200ZM239 247V248H238ZM242 247V248H241ZM257 247H258V249H257ZM111 248V250H110V252L111 251H115L114 253L112 252V253H110L109 252V250L108 249H110ZM115 248V249H114ZM118 248V249H117ZM123 248V249H122ZM140 248V249H139ZM153 248V249H152ZM156 248V250H154ZM164 248V249H163ZM195 248V249H194ZM223 248V249H222ZM226 248V249H225ZM247 248V249H246ZM261 248V249H260ZM10 249V253H9V250ZM18 249V250H17ZM28 249H30V250H28ZM40 249V250H39ZM114 249V250H113ZM125 249V250H124ZM135 249H137V250H135ZM159 249V250H158ZM175 249V250H174ZM178 249H179V251H178ZM202 249L203 250H205V252L206 253H204V251H202ZM210 249H211V251H210ZM246 249V250H245ZM263 249V250H262ZM7 250V251H6ZM28 250V251H27ZM32 250H35V252L33 251L32 252ZM78 250V251H77ZM132 250V251H131ZM153 250V251H152ZM163 252H162V251ZM172 250H174V251H172ZM177 250V251H176ZM214 250V251H213ZM218 250L220 251V253L218 252ZM222 250H224V251H226V252H223L222 253ZM241 250V251H240ZM244 250L247 252H244ZM251 250L253 251V252H251ZM258 250L261 252V251H263V252H258ZM18 251H20V252H18ZM21 251H23V252H21ZM27 251V253H25V252ZM37 251H38V253H37ZM41 251H43L42 252V254L43 255H45V256H43L42 254H41V258H40V253H41ZM48 251V252H47ZM58 251V252H57ZM81 251V252H80ZM102 251V252H101ZM135 251V252H134ZM157 251V252H156ZM159 251V252H158ZM167 251H169V252H167ZM182 251V252H181ZM227 251H228V253H227ZM230 251V252H229ZM251 253H250V252ZM255 251V252H254ZM13 252H15V253H13ZM47 252V253H46ZM52 252H53V254H52ZM77 252H79V254H78V256L76 255V253ZM84 252V254H82ZM101 252V253H100ZM108 252V253H107ZM131 252V253H130ZM141 252V253H140ZM147 252V253H146ZM149 252V253H148ZM156 252V253H155ZM172 252H174V253H172ZM193 252V253H192ZM203 252V253H202ZM209 252H211L210 254H209ZM241 252H243V253H241ZM258 252V253H257ZM10 255H9V254ZM35 253V254H34ZM36 253H37V256L35 257V255H36ZM44 253H46V254H44ZM50 253V255L51 256H48V254ZM86 253V254H85ZM98 253H99V255H98ZM104 253H106V254H104ZM118 253V254H117ZM132 253H134V255L132 254ZM140 253V254H139ZM154 254L153 256H152V254ZM160 253V254H159ZM162 253V254H161ZM169 253V255H167ZM183 253H185V254H183ZM186 253H187V255H186ZM213 253H215V254H213ZM232 255V257H231V255ZM239 253H241L240 255H239ZM255 253H257V254H255ZM260 253V254H259ZM16 254H18L17 256H16ZM19 254H21V255H19ZM25 254V256H23V255ZM30 256H29V255ZM81 254V255H80ZM101 254H104L103 256H105V257H103V256H101ZM108 254H110L109 255V258H108ZM114 254V255H113ZM129 254V256L128 257H130V258H128L127 257V255ZM145 257H143L142 255ZM158 256V257H156V255ZM212 254V255H211ZM223 254V255H222ZM234 254L236 255V254H238V255H236V256H234ZM47 255V256H46ZM76 255V256H75ZM85 255V258L87 259L88 258V256H89V259H87V261H86V259L83 257V256ZM87 255V256H86ZM123 255V256H122ZM131 255V256H130ZM145 255H147V258H146V256ZM148 255H150V256H148ZM165 255H167L169 258L171 257V259H173V260H169V258L167 257V256H165ZM202 255H204V256H202ZM207 255H209L210 257H208ZM214 255V256H213ZM217 255V256H216ZM219 255V256H218ZM242 255V256H241ZM252 255V256H251ZM260 255V257H258V259H252L253 258V256L255 257H257V256H259ZM31 256H32V259H31ZM43 256V257H42ZM80 256V257H79ZM107 256V257H106ZM111 256H113V259L111 258ZM135 257V258H133V257ZM136 256H139L140 257V260L141 261H137V260H139L138 258L139 257H136ZM151 256L153 257L152 259H151ZM163 256H165L164 258H163ZM184 256H187V258H188V260H186V259H180L181 257L183 258ZM213 256V257H212ZM228 256H230V257H228ZM238 256H240V257H238ZM244 256V257H243ZM246 256V257H245ZM251 258H250V257ZM15 257H17V258H20V257H22V258H20L19 260L17 259V258H15ZM30 258V261L28 260L29 258ZM39 257V258H38ZM46 257V258H45ZM47 257H48V259H47ZM52 257V258H51ZM82 257V258H81ZM195 257H198L200 260H197L198 258H194ZM208 257V258H207ZM243 257V258H242ZM255 257V258H256ZM28 258V259H27ZM42 258H44V259H42ZM77 258V259H78ZM84 258V259H83ZM101 258V259H100ZM123 258H124V260H123ZM142 258V259H141ZM158 258V259H157ZM166 258V259H165ZM179 258V259H178ZM214 258V259H213ZM218 258V259H217ZM223 260H222V259ZM226 258H228L227 259V261H226ZM236 258H237V260H242V261H237L236 260ZM242 258V259H241ZM249 258V259H248ZM259 258H261V259H259ZM25 259H27L26 261H25ZM53 259V260H52ZM74 259V260H73ZM108 259H112V260H109L108 262L106 261V260H108ZM118 259H119V261H118ZM132 259V260H131ZM135 259H136V261H135ZM160 259V260H159ZM177 259V261H175ZM209 259H211V260H213L212 262L209 260ZM225 259V260H224ZM244 259H246V260H244ZM250 259L251 260H253V261H250ZM16 260H18V261H16ZM22 260H23V262H22ZM32 260H34V261H32ZM35 260H36V262H35ZM43 260V261H42ZM48 260V261H47ZM90 260V261H89ZM127 260V261H126ZM144 260H145V262H144ZM167 260H169V262L167 261ZM186 260V261H185ZM214 260H215V262H214ZM217 260V261H216ZM220 260H222V261H220ZM16 261V262H15ZM38 261V262H37ZM45 261V262H44ZM50 261V262H49ZM81 263H80V262ZM106 261V262H105ZM151 261V262H150ZM202 261H204V263L202 262ZM220 261V262H219ZM223 261H225L226 263H224ZM257 261H260V263H258ZM262 261V262H261ZM19 262V263H18ZM26 262V263H25ZM32 262V263H31ZM40 262V263H39ZM52 262V263H51ZM72 262V263H71ZM78 262V263H77ZM86 262V263H85ZM88 262V263H87ZM111 262V263H110ZM122 262H127V263H122ZM162 262V263H161ZM167 262V263H166ZM188 262V263H187ZM219 262V263H218ZM235 262V263H234ZM251 262V263H250ZM142 263V262H141Z\"/></svg>", "mask_w": 264, "mask_h": 264}, {"label": "bare ground", "instance_id": "bare-ground-1", "mask_svg": "<svg viewBox=\"0 0 264 264\" xmlns=\"http://www.w3.org/2000/svg\"><path fill=\"white\" fill-rule=\"evenodd\" d=\"M63 1H64V0H63ZM66 1H67V0H66ZM69 1H73V0H68L67 2H69ZM74 1H75V3H76V1H77V3H76L77 6L80 5V4L78 5V3L80 2V0H79V2H78V0H74ZM74 1H73V2H74ZM87 1H88V0H87ZM102 1H103V0H102ZM106 1H107V0H106ZM108 1H109V0H108ZM112 1H113V0H110V3H112ZM116 1H117V0H116ZM118 1H119V0H118ZM128 1H129V0H128ZM131 1H132V0H131ZM138 1H139V0H138ZM146 1H147V0H146ZM153 1H154V0H153ZM153 1H152V3H153ZM171 1H173V0H171ZM171 1L169 2L170 4H171ZM200 1H201V0H200ZM218 1H219V0H218ZM220 1H221V0H220ZM223 1H224V0H223ZM247 1H251V0H247ZM254 1H255V0H254ZM85 2H86V1H85ZM96 2H97V1H96ZM98 2H99V4H100L101 1H98ZM98 2H97V3H98ZM113 2H114V1H113ZM120 2H121V1H120ZM125 2H126V1H125ZM136 2H137V1H136ZM139 2H141V0H140ZM161 2H162V1H161ZM163 2H164V1H163ZM163 2H162L161 4H163ZM177 2H178V1H177ZM180 2H181V1H180ZM191 2H192V1H191ZM193 2H194V1H193ZM212 2H213V1H212ZM212 2H211V3H212ZM214 2H216V1H214ZM214 2H213V3H214ZM221 2H222V1H221ZM227 2H228V1H227ZM258 2H260V1H258ZM261 2H263V1H261ZM80 3H81V2H80ZM82 3H83V1H82ZM86 3H87V2H86ZM89 3H90V2H89ZM91 3H94V1L91 2ZM97 3L95 4V6L97 5ZM103 3H106V2H103ZM123 3H124V2H123ZM123 3H122V4L120 3L121 5H119V6H122V5L125 6V4H126L127 2L124 3V4H123ZM128 3H129V6H130V2H128ZM137 3H138V2H137ZM172 3H173V2H172ZM185 3H186V2H185ZM197 3H198V2H197ZM207 3H208V2H207ZM231 3H232V2H231ZM231 3H230V4H231ZM236 3H237V2H236ZM256 3H257V1H256ZM101 4H102V3H101ZM101 4H100V5H101ZM108 4H109V3H107V5H108ZM112 4H113V3H112ZM132 4H133V1H132ZM134 4H135V3H134ZM134 4H133L132 6H134ZM141 4H142V2H141ZM144 4H145V3H144ZM144 4H143V5H144ZM146 4H147V3H146ZM146 4H145V5H146ZM161 4H159L158 6H160ZM164 4H165V3H164ZM164 4H163V5H164ZM166 4H167V3H166ZM166 4H165V5H166ZM170 4H169V5H170ZM173 4H174V3H173ZM173 4H171V5H173ZM176 4H177V3H176ZM178 4H179V2H178ZM214 4H215V3H214ZM214 4H213V5L210 4V5H211V6H214ZM223 4H224V3H223ZM226 4L229 5V2L226 3ZM233 4H235V2H233ZM237 4H238V3H237ZM250 4H251V3H250ZM262 4H264V3H262ZM73 5H74V4H73ZM83 5H84V4H83ZM86 5H87V4H86ZM100 5H99V6H100ZM109 5H110V4H109ZM115 5H116V4H115ZM139 5H140V4H139ZM148 5H149V4H148ZM148 5H147V6H148ZM155 5H157V4L155 3ZM165 5H164V7L161 6V7H163V10H164V8H165ZM190 5H191V4H190ZM192 5H193V4H192ZM197 5H198V4H197ZM199 5H200V2H199ZM206 5H207V4H206ZM217 5H218V3H217ZM219 5H220V4H219ZM112 6H113V5H112ZM112 6H111V7H112ZM119 6H118V7H119ZM126 6H127V5H126ZM126 6H125V7H126ZM181 6H182V5H181ZM183 6H184V5H183ZM183 6H182V8H183ZM200 6H201V5H200ZM222 6H223V5H222ZM222 6H221V7H222ZM226 6H227V5H226ZM230 6H232V5H230ZM238 6H239V5H238ZM238 6H236V7H238ZM240 6H241V5H240ZM251 6H252V5H251ZM70 7H71V5H70ZM70 7H69V9H70ZM73 7H74V6H73ZM88 7H90V6L88 5ZM102 7H106V6H102ZM102 7L100 8V9H101L100 12H102V10H103ZM109 7H110V6H109ZM113 7H115V6H113ZM166 7H169V6L166 5ZM192 7H193V6H192ZM206 7H207V6H206ZM221 7H220V9H221ZM227 7H229V6H227ZM234 7H235V6H234ZM241 7H242V6H241ZM71 8H72V7H71ZM74 8H75V7H74ZM79 8H80V7H79ZM107 8H108V7H107ZM115 8L117 9V7H115ZM129 8H130V7H129ZM129 8H127L128 11H129ZM144 8H146V7H144ZM153 8H154V7H153ZM153 8H152V10H155V9H153ZM174 8H175V7H174ZM188 8H189V7H188ZM204 8H205V7H204ZM210 8H213V7H210ZM229 8L231 9L232 7H229ZM229 8H226V9H229ZM253 8H254V7H253ZM76 9H78V8H76ZM92 9H93V7H92ZM94 9H95V7H94ZM96 9H97V8H96ZM110 9H111V8H110ZM110 9H109V10H110ZM123 9H126V8H123ZM131 9H133V8H131ZM139 9H140V8H139ZM141 9H143V8H141ZM156 9H157V7H156ZM166 9H167V8H165V11L168 10V9H167V10H166ZM172 9H173V8H172ZM178 9H179V8H178ZM206 9H207V8H206ZM224 9H225V8H224ZM226 9H225V10H226ZM257 9H258V8H257ZM3 10H4V9H3ZM104 10H105V9H104ZM113 10H114V9H113ZM118 10H120V9L118 8ZM121 10H122V9H121ZM121 10H120V12H121ZM145 10H146V9H144V11H145ZM147 10H148V9H147ZM150 10H151V9H149L148 11H150ZM163 10H160V11H163ZM181 10H182V9H181ZM189 10H190V9H189ZM202 10H203V9H201V10H199V11H202ZM212 10H213V12H214V10H216V9H212ZM212 10H211V12H212ZM218 10H219V8H218ZM222 10H223V8H222ZM263 10H264V9H263ZM72 11H75V9H73ZM95 11H96V10H95ZM105 11H106V10H105ZM116 11H117V10H116ZM116 11H115V12H116ZM123 11H124V10H123ZM123 11H122V12H123ZM125 11H126V10H125ZM133 11H135V10H133ZM160 11H159V12H160ZM165 11H163V13H164ZM169 11H170V10H169ZM172 11H173V10H172ZM177 11H178V10H177ZM228 11H229V10H228ZM230 11H233V10H230ZM235 11H237V10H235ZM238 11H239V10H238ZM238 11H237V12H238ZM247 11H248V10H247ZM249 11H250V10H249ZM253 11H254V9H253ZM103 12H104V11H103ZM113 12H114V11H113ZM118 12H119V11H118ZM118 12H117V13H118ZM139 12H140V11H139ZM150 12H151V11H150ZM154 12H155V11H154ZM156 12H157V11H156ZM159 12H157V13H159ZM167 12H168V11H167ZM170 12H171V11H170ZM188 12H189V11H188ZM188 12H187V14H188ZM195 12H196V11H194V13H195ZM209 12H210V11H209ZM211 12H210L209 14H208V13H207V14L210 15ZM213 12H212V15H213ZM226 12H227V11H226ZM263 12H264V11H263ZM91 13H94V10H93ZM95 13H96V12H95ZM111 13H112V12H111ZM123 13H124V12H123ZM130 13H131V11H130ZM132 13H133V12H132ZM168 13H169V12H168ZM178 13H180V12L178 11ZM178 13H177V14H178ZM199 13H200V12H199ZM205 13H206V12H205ZM214 13H215V12H214ZM217 13H218V11H217ZM217 13H215V16L217 15ZM256 13H257V12H256ZM258 13H259V12H258ZM78 14H79V13H78ZM97 14H98V13H97ZM107 14H108V12H107ZM112 14H113V13H112ZM125 14H126V13H125ZM143 14H144V13H143ZM143 14H142V15H143ZM146 14H147V13H145L144 15H146ZM173 14H174V12H173ZM175 14H176V13H175ZM175 14H174V15H175ZM218 14H219V13H218ZM229 14H230V13L228 12V15H229ZM244 14H245V13H244ZM80 15H81V13H80ZM80 15H79V16H80ZM93 15H94V14H93ZM103 15H104V14H103ZM103 15L101 14L102 17H103ZM115 15H116V13H115ZM117 15H118V14H117ZM117 15H116V16H117ZM129 15H130V14H129ZM129 15H128L127 18H125V19L128 20V21H130L128 18H131V17H129ZM135 15H136V14H135ZM135 15H134V16H135ZM140 15H141V14H140ZM151 15H152V14H151ZM161 15H162V14H161ZM178 15H179V14H178ZM178 15H176V16L178 17ZM198 15H199V14H198ZM202 15H203V14H202ZM212 15H210V16H212ZM219 15H220V14H219ZM219 15H218V16H219ZM225 15H226V14H225ZM234 15H235V14H234ZM252 15H253V14H252ZM81 16H82V15H81ZM81 16H80V17H81ZM84 16H85V15H84ZM86 16H87V15H86ZM96 16H97V15H96ZM106 16H107V15H106ZM106 16H105V17H106ZM112 16H114V14H113ZM148 16H149V15H148ZM168 16H169V14H168ZM180 16H182V15H180ZM180 16H179V18H180ZM183 16H184V15H183ZM187 16H188V15H187ZM195 16H196V14H195ZM215 16H214V17H215ZM230 16H231V15H230ZM256 16H257V15H256ZM77 17H78V16H77ZM132 17H133V16H132ZM135 17H136V16H135ZM137 17H138V16H137ZM149 17H150V16H149ZM149 17H146V18L149 19ZM157 17H158V16H157ZM157 17H156V18H157ZM164 17H165V16H164ZM169 17H170V16H169ZM171 17H173V16H171ZM189 17L191 18V16H189ZM200 17H201V14H200ZM202 17H203V16H202ZM202 17H201V18H202ZM204 17H205V16H204ZM234 17H235V16H234ZM237 17H238V16H236V18H237ZM82 18H84V17H82ZM90 18H91V17H90ZM98 18H99V17H98ZM117 18H118V17H117ZM120 18H121V16H120ZM153 18H154V17H152V19H153ZM158 18H160V17H158ZM158 18H157V19H158ZM165 18H166V17H165ZM167 18H168V17H167ZM193 18H194V17H193ZM195 18H197V17H195ZM227 18H228V16H227ZM227 18H226V19H227ZM246 18H247V16H246ZM94 19H95V18H94ZM101 19H102V18H101ZM103 19H105V18L103 17ZM111 19H112V18H111ZM115 19H116V18H115ZM134 19H135V18H134ZM134 19H133V20H134ZM140 19H141V18H140ZM176 19H177V18H175V20H176ZM180 19H181V18H180ZM182 19H184V18L182 17ZM204 19H205V18H203V20H204ZM209 19H210V18H209ZM226 19H224V20H226ZM242 19H243V18H242ZM73 20H74V19H73ZM82 20L85 22L84 19H82ZM95 20H96V19H95ZM99 20H100V19H99ZM107 20H108V19H107ZM107 20H106V22H108ZM120 20H121V19H120ZM122 20H123V17H122ZM122 20H121V21H122ZM126 20H125V22H126ZM133 20H132V21H133ZM142 20H143V19H142ZM144 20H145V19H144ZM144 20H143V22H144ZM150 20H151V19H150ZM150 20H149V21H150ZM160 20H161V19H160ZM177 20L179 21V19H177ZM184 20H186V19H184ZM196 20H197V19H196ZM196 20H194V21H196ZM237 20H238V18H237ZM83 21H81V22H83ZM89 21H90V20H89ZM109 21H110V20H109ZM135 21H137V20H135ZM138 21H139V20H138ZM154 21H156V19H155ZM157 21H159V20H157ZM162 21H163V20H162ZM165 21H167V20H165ZM169 21H170V20H169ZM172 21H174V20H172ZM180 21H181V20H180ZM211 21H212V20H210V22H211ZM226 21H227V20H226ZM73 22H75V21H72V23H73ZM76 22H77V21H76ZM78 22H80V21H78ZM84 22H83V23H84ZM86 22H87V21H86ZM90 22H92V20H91ZM103 22H104V20H102V22H100V23H103ZM106 22H105V24H106ZM113 22H114V21H113ZM125 22H124V23H125ZM130 22H131V21H130ZM133 22H134V21H133ZM141 22H142V21H141ZM151 22H152V21H151ZM151 22H150V23H151ZM205 22H206V21H205ZM208 22H209V21H208ZM229 22H230V21H229ZM238 22H239V21H238ZM260 22H261V21H260ZM94 23H95V22H94ZM94 23H93V24H94ZM124 23H123V24H124ZM136 23H137V22H136ZM160 23H161V22H160ZM162 23H165V22H162ZM166 23H167V22H166ZM166 23H165V25H166ZM170 23H171V22H170ZM175 23H176V22H175ZM177 23H178V22H177ZM182 23H183V21H182ZM189 23H190V22H189ZM202 23L204 24V22H202ZM215 23L217 24L218 22L216 21V22H214V24H215ZM219 23H220V25H221V22H220V21H219ZM230 23H231V22H230ZM233 23H234V22H233ZM239 23H240V22H239ZM239 23H238V24H239ZM20 24H21V23H20ZM74 24H75V23H74ZM76 24H77V23H76ZM76 24H75V25H76ZM86 24H87V23H86ZM89 24H90V23H89ZM91 24H92V23H91ZM109 24H110V23H109ZM114 24H115V23H114ZM120 24H121V23H120ZM125 24H126V26L128 27L127 23H125ZM129 24H131V23H129ZM142 24H144V23H142ZM152 24H154V23H151V25H152ZM156 24H157V23H156ZM172 24H173V23H172ZM194 24H195V22H194ZM194 24H193V25H194ZM197 24L200 25L201 23L198 22ZM205 24H206V23H205ZM211 24H212V23H211ZM214 24H213V25H214ZM227 24H229V23H227ZM235 24H237V23H235ZM238 24H237V25H238ZM241 24H243V23L241 22ZM250 24H251V23H250ZM75 25H74V26H75ZM96 25H98V24H96ZM99 25H100V24H99ZM103 25H104V23H103ZM103 25H102V26H103ZM107 25H108V24H107ZM110 25H111V24H110ZM110 25H109V27H110ZM117 25H118V24H117ZM137 25H138V24H137ZM149 25H150V24H149ZM154 25H155V24H154ZM158 25L160 26V24H158ZM169 25H170V24H169ZM175 25H176V24H175ZM178 25L180 26V24H178ZM184 25H185V22H184ZM193 25H192V26H193ZM198 25H197L196 27H198ZM201 25H202V24H201ZM209 25H210V24H209ZM217 25H218V24H217ZM223 25H225V24H223ZM223 25H222L221 27H223ZM229 25L231 26L232 24H229ZM237 25H235V26H237ZM243 25H244V24H243ZM251 25H253V24H251ZM26 26H27V25H26ZM28 26H29V29H30V25H28ZM83 26H84V25H83ZM102 26L100 25L99 27H102ZM105 26H106V25H105ZM115 26H116V24H115ZM120 26H121V25H120ZM120 26L118 25V27H120ZM126 26L124 25V27H126ZM135 26H136V24H135ZM147 26H148V24H147ZM156 26H157V25H156ZM171 26H172V25H171ZM182 26H183V25H182ZM186 26H187V24H186ZM194 26H195V25H194ZM225 26L228 27V25H225ZM225 26H224V27H225ZM233 26H234V25H233ZM244 26H245V25H244ZM246 26H248V25H246ZM249 26H250V25H249ZM249 26H248V27H249ZM260 26H261V25H260ZM263 26H264V25H263ZM78 27H80V26H78ZM85 27H87V26L85 25ZM92 27L95 28L94 25H93ZM97 27H98V26H97ZM106 27H107V26H106ZM113 27H114V26H113ZM113 27H112V28H113ZM144 27H145V26H144ZM173 27H175V26H173ZM199 27H200V26H199ZM202 27H204V26H202ZM216 27H217V26H216ZM219 27H220V26H219ZM219 27H218V28H219ZM226 27H225V28H226ZM238 27H239L238 29H241V26L238 25ZM248 27H247V28H248ZM253 27H254V26H253ZM255 27H256V26H255ZM74 28H75V27H74ZM90 28H91V26H90ZM112 28H110V29H112ZM121 28H122V27H121ZM121 28H120V29H121ZM132 28H133V26H132ZM134 28H135V27H134ZM134 28H133V29H134ZM142 28H143V27H142ZM142 28H141V29H142ZM149 28H150V26H149ZM151 28H152V29H155L154 26L151 27ZM156 28H157V27H156ZM158 28H159V27H158ZM158 28H157V29H158ZM164 28H165V27H164ZM182 28H183V27H182ZM191 28H194V27H191ZM210 28H211V27H210ZM210 28H209V29H210ZM232 28H233V27H232ZM235 28H236V27H235ZM235 28H234V29H235ZM251 28H252V26H251ZM24 29H25V28H24ZM77 29L79 30V28H77ZM83 29H84V27H83ZM102 29H104V28L102 27ZM116 29H117V28H116ZM178 29H180V27H179ZM183 29H184V28H183ZM203 29H204V28H202V30H203ZM206 29H208V28H206ZM206 29H205V30H206ZM209 29H208V30H209ZM213 29H214V27H213ZM213 29H212V30H213ZM245 29H246V28H245ZM73 30H75V29H73ZM80 30L82 31V29H80ZM89 30H90V29H89ZM89 30H88V31H89ZM106 30H107V29H106ZM106 30H105V31H106ZM123 30H124V29H123ZM126 30H127V29H126ZM131 30H132V29H131ZM136 30H137V29H134L133 31H135V33H136ZM147 30H148V29H147ZM155 30H156V29H155ZM162 30H163V29H162ZM162 30H161V31H162ZM170 30H171V29H170ZM172 30H173V28H172ZM187 30H188V29H187ZM187 30H186V31H187ZM190 30H191V29H190ZM192 30H193V29H192ZM208 30H207V31H208ZM212 30H211V32H212ZM215 30H216V28H215ZM215 30H213V32H214ZM220 30H221V29H220ZM225 30H227V29H225ZM228 30H230V28H229ZM235 30H236V29H235ZM75 31H76V30H75ZM81 31H80V32H81ZM92 31H94V29H93ZM92 31H91V32H92ZM95 31H96V30H95ZM95 31H94V32H95ZM98 31H100V30H98ZM102 31H103V30H102ZM102 31H101V32H102ZM108 31H109V29H108ZM108 31H107V32H108ZM118 31H119V30H118ZM143 31H144V30H143ZM150 31H152V30L150 29ZM150 31H149V34H150ZM156 31H157V30H156ZM179 31H181V29H180ZM207 31H206V32H207ZM251 31H252V30H251ZM251 31H250V32H251ZM256 31H257V30H256ZM41 32H42V31H41ZM91 32H90V34H91ZM103 32H104V31H103ZM119 32H120V31H119ZM119 32L117 33V36H118ZM124 32H125V31H124ZM131 32H132V31H131ZM131 32L127 31V33H129V34H130ZM146 32H147V31H146ZM154 32H155V31H154ZM158 32H159V31H158ZM169 32H170V31H169ZM169 32L167 31V33H166V31H165L163 34L166 33V35H167ZM176 32H177V30L175 31V33H176ZM181 32H183V34H184V31H183V30H182ZM181 32H180V33H181ZM195 32H196V30H195ZM195 32H194V30H193V33H195ZM197 32H198V29H197ZM197 32H196V34H197ZM199 32L201 33V31H199ZM199 32H198V33H199ZM203 32H204V30H203ZM213 32H212V33H213ZM219 32H220V31H219ZM221 32H222V30H221ZM221 32H220V34H221ZM226 32H227V31H226ZM230 32H232V31L230 30ZM238 32H239V31H238ZM242 32H243V31H241V32H239V33H242ZM248 32H249V31H248ZM250 32H249V33H250ZM17 33H18V31H17ZM17 33H15V34H17ZM70 33H72V32H70ZM74 33H76L75 35L79 34V33H77V32H74ZM97 33H98V32H97ZM121 33H122V32H121ZM132 33H134V32H132ZM132 33L130 34V36L132 35ZM139 33H140V30H139ZM141 33H142V32H141ZM143 33H144V32H143ZM143 33H142V34H143ZM147 33H148V32H147ZM156 33H157V32H156ZM171 33H172V32H171ZM175 33H174V34H175ZM177 33H178V32H177ZM180 33H179V34H176V35H179V37H180V35L183 36V34H180ZM185 33H187V32H185ZM212 33H211V35H212ZM215 33H216V35H218V34H217L218 32L215 31ZM215 33H214V34H215ZM245 33H246V32H245ZM256 33H257V32H256ZM15 34H14V35H15ZM18 34H19V33H18ZM21 34H22V33H21ZM45 34H46V33H45ZM50 34H51V33H50ZM82 34H83V33H82ZM92 34H93V33H92ZM105 34H106V33H105ZM115 34H116V33H114V35H115ZM122 34H123V33H122ZM125 34H126V33H125ZM142 34H141V35H138V36L140 37V36H142ZM149 34H147V35H149ZM158 34H159V33H158ZM174 34H173V35H174ZM196 34H194V35H195V36H198V35H196ZM206 34H207V36H209V35H210V32H208V33H206ZM208 34H209V35H208ZM227 34H228V33H227ZM227 34H225V35H227ZM230 34H231V33H230ZM250 34H251V33H250ZM28 35H29V34H28ZM28 35H27V36H28ZM52 35H53V34H52ZM55 35H56V33H55ZM55 35H54V36H55ZM66 35H67V34H66ZM66 35H65V36H66ZM72 35H73V34H72ZM75 35H74V36H75ZM88 35H89V32H88ZM93 35H94V34H93ZM107 35H108V34H107ZM107 35H104V36H107ZM112 35H113V34H112ZM114 35H113V36H114ZM120 35H121V34H120ZM126 35H127V34H126ZM136 35H137V34H136ZM144 35H145V34H144ZM151 35H152V33H151ZM154 35H155V34H154ZM156 35H157V34H156ZM159 35H160V34H159ZM161 35H162V34H161ZM239 35H240V34H239ZM262 35H264V33H263ZM29 36H30V35H29ZM56 36H58V34H57ZM70 36H71V35H70ZM109 36H110V35H109ZM128 36H129V35H128ZM130 36H129V37H130ZM168 36L170 37V35H168ZM168 36H167V37H168ZM182 36H181V37H182ZM188 36H189V35H188ZM190 36L192 37V35H190ZM195 36H194V37H195ZM213 36H214V35H213ZM213 36H212V37H213ZM240 36H241V35H240ZM250 36H251V35H250ZM15 37H16V36H15ZM68 37H69V36H67V40H68ZM78 37H79V36H76V38H78ZM82 37H84V36H82ZM95 37H97V36H95ZM95 37H94V38H95ZM98 37H101V36L99 35ZM110 37H111V36H110ZM110 37H109V38H110ZM122 37H123V36H122ZM131 37H132V36H131ZM143 37H144V36H143ZM152 37H153V35H152ZM157 37H158V36H157ZM169 37H168V38H169ZM173 37L176 38V36H173ZM183 37H184V36H183ZM183 37H182V39H183ZM186 37H187V36H186ZM198 37H199V36H198ZM205 37H206V35H205ZM217 37H218V36H217ZM220 37H221V36H220ZM230 37H231V35H230ZM233 37H234V36H233ZM256 37H257V36H256ZM260 37H261V36H260ZM27 38H28V37H27ZM39 38L42 39V37H39ZM62 38H63V37H62ZM69 38H70V37H69ZM72 38H73V37H72ZM80 38H81V37H80ZM94 38H93V39H94ZM105 38H106V37H105ZM105 38H104V39H105ZM111 38H112V37H111ZM113 38L115 39V37H113ZM120 38H121V37H120ZM123 38H125V36H124ZM140 38H141V37H140ZM145 38H146V37H145ZM160 38H162V37H160ZM189 38H190V37H189ZM196 38H197V37H196ZM196 38H195V39H196ZM202 38H203V36H202ZM213 38L216 39V37H213ZM218 38H219V37H218ZM32 39H33V38H32ZM97 39H98V38H97ZM97 39H96V41H97ZM102 39H103V37H102ZM126 39H127V38H126ZM126 39H125V40H126ZM134 39H135V38H133V40H134ZM149 39H151V38H149ZM152 39H153V41H154L155 36H154V38H152ZM170 39H171V38H170ZM170 39H168V40H170ZM177 39H178V37H177ZM195 39H193V42H194ZM210 39H211V38H210ZM224 39L226 40V37H225ZM228 39H230V38H228ZM238 39H239V37H238ZM241 39H242V37H240V40H241ZM260 39H262V38H260ZM263 39H264V38H263ZM14 40H15V39H14ZM33 40H35V39H33ZM46 40H48V42H46L47 44H48V43H50V44H54L55 42L57 43V42L60 41L61 39H60V38H54V37H49V36H47ZM75 40H76V39H75ZM86 40H87V39H86ZM105 40H106V39H105ZM108 40L110 41L111 39H108ZM108 40H107V41H108ZM130 40H131V39H130ZM139 40H140V39H139ZM146 40H148V38H146ZM157 40H158V39H157ZM157 40L155 39L156 42H157ZM178 40H179V39H178ZM186 40H187V39H185V41H186ZM188 40H189V39H188ZM188 40H187L186 42H188ZM190 40H191V39H190ZM190 40H189V41H190ZM202 40H203V39H202ZM218 40H219V39H218ZM234 40H235V39L233 38V41H234ZM243 40H245L244 37H243ZM253 40H256V39L253 38ZM22 41H23V40H22ZM24 41H25V40H24ZM29 41H30V40H29ZM35 41H36V40H35ZM70 41H71V40H70ZM70 41L67 42V44L70 43ZM80 41H81V40H80ZM83 41H84V40H83ZM90 41H91V40H90ZM92 41H93V40H92ZM116 41H117V40H116ZM116 41H115V43H116ZM122 41H124V40H122ZM131 41H132V40H131ZM131 41H130V44H132ZM148 41H149V40H148ZM159 41H161V40H159ZM159 41H158V42H159ZM196 41H197V39H196ZM208 41H209V40H208ZM237 41H239V40H237ZM249 41H250V40H248V42H249ZM5 42H6V41H5ZM33 42H34V41H32V43H33ZM71 42H72V41H71ZM78 42H79V39H78ZM84 42H86V41H84ZM135 42H136V41H135ZM137 42H138V41H137ZM149 42H151V41H149ZM199 42H202V41L199 40ZM203 42H205V41H203ZM206 42H207V40H206ZM217 42H218V41H217ZM219 42H221V41H219ZM222 42H224V41L222 40ZM222 42H221V43H222ZM229 42H231V41H229ZM243 42H246V40L243 41ZM252 42H253V41H252ZM255 42H256V41H255ZM255 42H254V44H255ZM0 43L4 44V43L1 42V41H0ZM6 43H7V42H6ZM19 43H21V42H19ZM29 43H31V42H29ZM32 43H31V44H32ZM37 43H38V42H36V44H37ZM92 43H93V42H92ZM110 43H111V42H110ZM110 43H109V45H110ZM113 43H114V41L112 42V44H113ZM119 43H122V42H119ZM123 43H124V42H123ZM138 43H139V42H138ZM161 43H164V42H161ZM169 43H170V42H169ZM172 43H173V42H172ZM175 43H177V42H175ZM180 43H181V42H180ZM180 43H179V44H180ZM189 43H190V42H189ZM197 43H198V41H197ZM207 43H209V42H207ZM207 43H206V44H207ZM210 43H211V40H210ZM232 43H233V42H232ZM237 43H239V42H237ZM237 43H236V44H237ZM249 43H250V42H249ZM249 43H248V44H249ZM257 43H258V42H257ZM14 44H15V43H14ZM14 44H13V45H14ZM24 44H25V43H24ZM50 44H48V45H50ZM65 44H66V43H65ZM73 44H74V42H73ZM87 44H88V43H87ZM94 44H95V42H94L92 45H94ZM98 44L100 45V43H98ZM126 44L128 45V43H126ZM126 44H124V46H125ZM139 44H140V43H139ZM153 44H156V43H153ZM177 44H178V43H177ZM177 44H175V45H177ZM184 44H186V43H184ZM192 44H193V43H192V40H191V44H190V45H192ZM203 44H204V43H203ZM212 44H214V42H213ZM227 44H228V42L226 43V45H227ZM244 44H245V43H244ZM244 44H243V45H244ZM254 44H253V45H254ZM4 45H5V44H4ZM11 45H12V44H11ZM19 45H21V44H19ZM19 45H18V46H19ZM39 45H40V44H38V46H39ZM61 45H63V44H61ZM74 45H75V44H74ZM74 45H73V47H74ZM83 45H84V44H83ZM102 45H106L107 47H105V48H108V45H107L106 43H105V44L102 43ZM102 45H100V47H102ZM113 45H114V44H113ZM113 45H111V46H113ZM117 45H118V43H117ZM122 45H123V44H122ZM127 45H126V46H127ZM167 45H168V44L166 43V46H167ZM170 45H171V44H170ZM187 45H188V43H187ZM197 45H198V44H197ZM199 45H200V44H199ZM214 45L216 46V43H215ZM224 45H225V44H224ZM228 45L230 46V44H228ZM231 45H232V44H231ZM234 45H235V44H234ZM243 45H241V46H243ZM245 45H246V44H245ZM245 45H244V46H245ZM258 45H259V44H258ZM2 46H3V45H2ZM2 46H1V47H2ZM14 46H16V45H14ZM28 46H29V44H28ZM32 46H34V45H32ZM71 46H72V45L70 44V47H71ZM77 46H79V45H77ZM77 46H75V47H77ZM80 46H81V45H80ZM114 46H116V44H115ZM130 46H131V45H130ZM139 46H141V45H139ZM139 46H138V47H139ZM152 46H153V45H152ZM152 46H148V47H152ZM173 46H174V44H173ZM173 46H172V47H173ZM185 46H186V45H185ZM192 46H193V45H192ZM200 46H202V45H200ZM218 46H219V44H218ZM221 46H222V45H221ZM229 46H228V47H229ZM237 46H238V45H237ZM251 46H252V45H251ZM10 47H11V46H10ZM10 47H9V48H10ZM41 47H43V46H41ZM48 47H49V46H48ZM70 47H68V48H70ZM81 47H82V46H81ZM81 47H80V48H81ZM89 47H90V45H89ZM97 47H99V46L96 45L95 48H97ZM128 47H129V46H128ZM132 47H133V46H132ZM132 47H130V48L132 49ZM138 47H137V49H138ZM141 47H142V46H141ZM144 47H145V46H144ZM161 47H162V46H161ZM177 47H180V46H177ZM187 47H188V46H187ZM203 47H204V46H203ZM222 47H223V46H222ZM232 47H233V45H232ZM239 47H240V46H239ZM239 47H238V48H239ZM246 47H247V45L245 46V48H243V47H241V48H243V49L246 50ZM263 47H264V44H263ZM2 48H3V47H2ZM18 48L20 49V47H18ZM28 48H29V47H28ZM32 48H33V47H32ZM44 48H45V47H44ZM80 48H79V49H80ZM84 48H85V46H84ZM93 48H94V46H93ZM116 48H117V47H116ZM118 48H120V45H119ZM152 48H154V47H152ZM155 48H156V47H155ZM157 48H158V47H157ZM173 48H174V47H173ZM201 48H202V47H201ZM204 48H205V47H204ZM206 48H207V47H206ZM216 48H217V47H216ZM223 48L225 49V47H223ZM223 48H222V49H223ZM10 49H11V48H10ZM58 49H59V48H58ZM66 49H67V47H66ZM71 49H72V48H71ZM71 49H69V50H71ZM73 49H74V48H73ZM77 49H78V48H77ZM77 49H75V51H76ZM112 49H113V48H112ZM148 49H149V48H148ZM159 49H160V48H159ZM165 49H166V48H164V49H162V50H165ZM184 49H185V48H184ZM184 49H180V50H183V51H184ZM188 49H189V47H188ZM198 49H199V48H198ZM219 49H221V48H219ZM226 49H227V48H226ZM229 49H230V48H229ZM233 49H234V48H233ZM243 49H242V50H243ZM260 49H261V48H260ZM3 50H4V49H3ZM14 50H15V48H14ZM30 50H31V49H30ZM32 50H34V48H33ZM40 50H41V48H40ZM43 50H44V49H43ZM43 50H41V51H43ZM61 50H62V48H61ZM86 50H87V47H86ZM115 50H116V49H115ZM117 50H118V49H117ZM120 50H121V49H120ZM123 50H125V49H123ZM126 50H127V49H126ZM140 50H141V49H140ZM155 50H156V49H155ZM168 50H170V48H168ZM174 50H175V48H174ZM177 50H178V49H177ZM194 50H195V49H194ZM196 50H197V49H196ZM196 50H195V51H196ZM206 50H207V49H205V52H207ZM217 50H218V48H217ZM217 50L215 51L216 53L218 52ZM242 50H241V51H242ZM5 51H6V53H8L7 50H5ZM8 51H9V50H8ZM12 51H13V50H12ZM16 51H18L17 47H16ZM16 51H15V53H16ZM26 51H27V50H26ZM37 51H38V50H37ZM71 51H72V50H71ZM73 51H74V50H73ZM73 51H72V52H73ZM77 51H78V50H77ZM94 51H95V50H94ZM104 51H105V50H104ZM104 51H103V52H104ZM107 51H108V50H107ZM127 51H128V50H127ZM130 51H131V50H130ZM136 51H137V50H136ZM144 51H145V49H144ZM144 51H143V52H144ZM152 51H154V50L152 49ZM158 51H159V50H158ZM165 51H166V50H165ZM183 51H181V52H183ZM189 51H190V50H189ZM191 51H192V49H191ZM191 51H190V52H191ZM208 51H209V50H208ZM219 51H220V50H219ZM230 51H231V50H230ZM230 51H229V52H230ZM235 51L237 52V50H235ZM235 51H232V52L234 53ZM238 51H239V50H238ZM250 51H251V50H250ZM13 52H14V51H13ZM39 52H40V51H39ZM55 52H56V51H55ZM55 52H54V53H55ZM61 52H63V51H61ZM64 52H66V51H64ZM67 52H68V51H67ZM67 52H66V53H67ZM88 52H89V51H88ZM88 52H87V53H88ZM97 52H98V51H97ZM100 52H101V51H100ZM111 52H112V51H111ZM123 52H124V51H123ZM128 52H129V51H128ZM132 52H134V51H132ZM156 52H157V51H156ZM166 52H167V51H166ZM172 52H174V51H171V53H172ZM181 52H180V53H181ZM198 52H199V51H198ZM221 52H222V51H221ZM232 52H231L230 55H232ZM236 52H235V53H236ZM246 52H248V51H246ZM85 53H86V51H85ZM92 53L94 54V52H92ZM101 53H102V52H101ZM124 53H125L126 55H128L126 52H124ZM137 53H138V52H137ZM145 53H146V52H145ZM145 53H144V54H145ZM148 53H149V52H148ZM163 53H164V52H163ZM186 53H187V51H186ZM199 53H200V52H199ZM207 53L209 54L210 51L207 52ZM251 53H252V52H251ZM255 53H256V51H255ZM33 54H35V52H34ZM68 54H70V53H68ZM89 54H90V53H89ZM95 54H96V53H95ZM99 54H100V53L98 52V55H99ZM105 54H106V53H105ZM113 54H115V53H113ZM117 54H118V53H117ZM121 54H122V53H121ZM141 54H142V53H141ZM149 54H151V53H149ZM164 54H165V53H164ZM167 54H168V53H167ZM175 54H176V53H175ZM188 54H189V53H188ZM188 54H187V55H188ZM194 54H195V53H194ZM197 54H198V53H197ZM204 54H205V53H204ZM204 54H203V55H204ZM208 54H207V55H208ZM219 54H220V53H219ZM221 54H223V53H221ZM237 54H239V52H238ZM241 54H242V52H241ZM243 54H246L245 51H244ZM13 55H14V54H13ZM64 55H65V53L63 54V56H64ZM80 55H81V54H80ZM96 55H97V54H96ZM100 55H101V54H100ZM108 55H109V54H107V56H108ZM111 55H112V54H111ZM131 55H132V54H131ZM173 55H174V54H173ZM184 55H185V54H184ZM187 55H186V56H187ZM191 55H192V54H191ZM210 55H211V53H210ZM214 55H215V53H214ZM214 55H213V56H214ZM217 55H218V53H217ZM239 55H240V54H239ZM8 56H9V55H8ZM20 56H21V55H20ZM38 56H40V55L38 54ZM52 56H53V55H52ZM54 56H55V55H54ZM54 56H53L52 60L54 59ZM70 56H71V54H70ZM70 56H69V57H70ZM72 56H73V55H72ZM74 56H75V55H74ZM81 56H82V55H81ZM94 56H95V55H93L92 57H94ZM101 56H102V55H101ZM101 56H99V57H101ZM117 56H118V55H117ZM120 56H121V55H120ZM122 56H123V54H122ZM132 56H133V55H132ZM138 56H139V55L135 56V58H137ZM151 56H152V54H151ZM160 56H161V54H160ZM167 56H168V55H167ZM189 56H190V55H189ZM205 56H206V54H205ZM221 56H224V55H221ZM221 56H220V58H221ZM241 56H242V55H241ZM243 56H244V55H243ZM245 56H246V55H245ZM253 56H254V55H253ZM257 56H259V55H257ZM262 56H263V55H262ZM0 57H1V56H0ZM6 57H7V56H6ZM6 57H4V58H6ZM21 57H22V56H21ZM40 57H41V56H40ZM77 57H79V55H78ZM83 57L85 58V54H84ZM86 57H87V55H86ZM97 57H98V56H97ZM123 57H124V56H123ZM125 57H126V56H125ZM128 57H131V56H128ZM152 57H153V56H152ZM174 57H176V55L173 56V59H174ZM181 57H183V59H184L185 56L182 55ZM190 57L193 58V56H190ZM195 57H197V55H196ZM198 57H199V56H198ZM203 57H204V56H203ZM211 57H212V56H211ZM211 57H210V58H211ZM215 57L217 58V56H215ZM218 57H219V56H218ZM231 57H232V56H231ZM231 57H230V58H231ZM233 57H234V56H233ZM237 57H238V56H237ZM251 57H252V56H251ZM260 57H261V56H260ZM18 58H19V57H18ZM23 58H25V57H23ZM23 58H21V59H23ZM32 58H34V57H32ZM46 58L48 59V57H46ZM59 58H60V56H59ZM75 58H76V57H75ZM79 58H81V57H79ZM88 58H89V56H88ZM103 58H104V57H103ZM114 58H115V57H114ZM126 58H127V57H126ZM142 58H144V56H143ZM154 58H155V56L153 57L152 60H154ZM168 58H169V57H168ZM179 58H180V56H179ZM210 58H209V59H210ZM213 58H214V57H213ZM220 58H218L219 61H221ZM240 58H242V57H240ZM255 58H256V56H255ZM262 58H263V57H262ZM21 59L18 60V61H20V63H21ZM28 59H29V58H28ZM35 59H36V58H35ZM35 59H34V60H35ZM39 59H40V58H39ZM55 59L58 60V59H57V56H56ZM62 59H63V58H62ZM64 59L67 60L66 58H64ZM64 59H63V60H64ZM70 59H71V57H70ZM70 59H69V60H70ZM85 59H86V58H85ZM89 59H90V58H89ZM104 59H105V58H104ZM107 59H108V58H106V60H107ZM117 59L119 60V58H117ZM124 59H125V58H124ZM129 59H130V58H129ZM158 59H159V58H158ZM162 59H163V58H162ZM170 59H171V58H169V60H170ZM177 59H178V57H177ZM187 59H188V58H187ZM189 59H190V58H189ZM197 59H198V58H197ZM205 59H206V58H205ZM209 59H208V60L206 59V61H209ZM218 59H217V60H218ZM231 59H232V58H231ZM256 59H257V58H256ZM6 60H7V59H6ZM31 60H32V59H31ZM44 60H45V59H44ZM52 60L50 59V61H52ZM71 60H72V59H71ZM75 60H77V59H75ZM79 60H80V59H79ZM92 60H93V59H92ZM96 60H97V58H96ZM98 60H99V59H98ZM98 60H97V61H98ZM102 60H103V59H102ZM106 60H105V62H107ZM111 60H112V59H111ZM120 60H121V59H120ZM122 60H123V58H122ZM122 60H121V61H122ZM138 60H139V59H138ZM140 60H141V59H140ZM152 60H151V62H152ZM155 60H156V58H155ZM169 60H167V61H169ZM175 60H176V59H175ZM190 60H191V59H190ZM213 60H216V59L214 58ZM223 60H224V57H223ZM225 60H226V57H225ZM225 60H224V61H225ZM233 60H234V59H233ZM238 60H239V58H238ZM243 60H244V62H245V61H247L248 59H246V60L243 59ZM16 61H17V60H16ZM24 61H25V60H24ZM35 61L37 62V59H36ZM38 61H39V60H38ZM45 61H46V60H45ZM73 61H74V60H73ZM81 61H82V60H81ZM89 61H91V59H90ZM109 61H110V60H109ZM112 61H113V60H112ZM114 61H115V60H114ZM121 61H120V62H121ZM123 61H124V60H123ZM125 61H126V59H125ZM148 61H149V60H148ZM162 61H163V60H162ZM165 61H166V60H165ZM176 61H177V60H176ZM180 61H181V60H180ZM183 61H184V60H183ZM195 61H196V59H195ZM210 61H211V59H210ZM226 61H227V60H226ZM231 61H232V60H231ZM253 61H254V58H253ZM257 61H260V58L257 59ZM4 62H5V61H4ZM26 62H27V61H26ZM61 62H62V60H61L60 62H58V63L60 64ZM84 62H85V60H84ZM87 62H88V61L86 60V63H87ZM93 62H94V61H93ZM98 62H99V61H98ZM102 62H103V61H102ZM105 62H104V64H105ZM146 62H147V61H146ZM149 62H150V61H149ZM163 62H164V61H163ZM178 62H179V61H178ZM187 62H188V61H187ZM189 62H190V61H189ZM198 62H199V61H198ZM211 62H212V61H211ZM211 62H210V63H211ZM221 62H222V61H221ZM228 62H230V61L228 60ZM238 62H239V61H238ZM248 62H249V61H248ZM250 62H251V61H250ZM8 63H9V60H8ZM10 63H11V62H10ZM12 63H13V61H12ZM12 63H11V64H12ZM41 63H42V62H41ZM47 63H48V62H47ZM50 63H51V62H50ZM56 63H57V61H56L53 65H55ZM62 63H64V61H63ZM68 63L72 64V61H71V62H68ZM68 63H66V65H67ZM73 63H75V61H74ZM77 63H78V62H77ZM82 63H83V62H82ZM82 63H81V64H82ZM99 63H100V62H99ZM128 63H129V62H128ZM128 63L126 62V64H128ZM144 63H145V62H144ZM144 63H143V64H144ZM157 63H158V62H157ZM159 63H160V61H159ZM181 63H182V62H181ZM192 63H193V62H192ZM200 63H201V62H200ZM210 63H209V64H210ZM213 63H214V62H213ZM224 63H227V62H224ZM224 63H223V64H224ZM233 63H234V65H235V63H236V65H237V62H233ZM254 63H255V62H254ZM0 64H1V62H0ZM6 64H7V63H6ZM59 64H58V65H59ZM79 64H80V63H79ZM89 64H91V62H89ZM100 64H101V63H100ZM108 64H109V62H108ZM112 64H113V63H112ZM114 64H115V63H114ZM119 64H120V63H119ZM124 64H125V63H124ZM126 64H125V65H126ZM138 64H140V63H138ZM153 64L155 65L154 61H153L152 65H151V66L154 67ZM163 64H164V63H163ZM169 64H170V63H169ZM173 64H174V63L172 62L171 65H173ZM185 64H186V63H185ZM185 64H183V65H185ZM205 64H206V63H205ZM209 64H208V62H207V65H208V66H209ZM214 64H215V63H214ZM214 64H213V65H214ZM231 64H232V63H231ZM247 64H248V63H246V65H247ZM250 64H251V63H250ZM259 64H260V62H259ZM261 64H262V62H261ZM14 65H15V64H14ZM39 65H40V64H39ZM49 65H50V64H49ZM64 65H65V63H64ZM84 65H86V64H84ZM91 65H92V64H91ZM110 65H111V64H110ZM117 65H118V64H117ZM122 65H123V64H122ZM122 65H120V67H123ZM125 65H124V66H125ZM156 65H157V64H156ZM161 65H162V63H161ZM164 65H165V64H164ZM166 65H168V64H166ZM183 65H182V67H183ZM186 65H187V64H186ZM188 65H189V64H188ZM198 65H199V64H198ZM211 65H212V64H211ZM218 65H219V64H218ZM239 65H240V64L238 63V66H239ZM253 65H254V64H252L251 66H249V65H248V66H249V67H253ZM19 66H20V65H19ZM22 66H23V65H22ZM33 66H34V65H33ZM36 66H37V65H36ZM44 66H45V65H44ZM55 66H56V65H55ZM70 66H71V65H70ZM73 66H74V65H73ZM73 66H72V67H73ZM89 66H90V65H89ZM95 66H96V67H95ZM95 66H93V67H95V68H93V70L97 68L98 63H97V65H95ZM118 66H119V65H118ZM140 66H141V65H140ZM151 66H150V67H151ZM175 66H177V65H175ZM192 66H194V65H191V67H190V65H189V67H190L191 69H193ZM196 66H197V65H196ZM196 66H195V68H197ZM201 66H202V65H201ZM203 66H204V65H203ZM203 66H202L201 68L204 69ZM208 66H206L205 68H207ZM220 66H221V65H220ZM220 66H219V67H220ZM224 66H225V65H224ZM224 66H223V67H224ZM242 66H243V65H241V68H242ZM248 66H247V67H248ZM2 67H3V66H2ZM13 67H14V66H13ZM13 67H12V68H13ZM42 67H43V66H42ZM47 67H48V66H47ZM53 67H54V66H53ZM80 67H81V65H80ZM80 67H77V68H80ZM84 67H85V66H84ZM84 67H83V68H84ZM102 67H104V66L102 65V66H101V69H102ZM125 67L127 68V65H126ZM125 67H124V68H125ZM147 67H148V66L146 65L145 68H147ZM159 67H160V66H159ZM167 67H168V66H167ZM171 67H172V66H171ZM173 67H174V65H173ZM178 67H179V66H178ZM180 67H181V66H180ZM182 67H181V68H182ZM184 67H185V66H184ZM187 67H188V66H187ZM216 67H217V66H216ZM229 67H231L230 64H229ZM229 67H227V68H229ZM249 67H248V68H249ZM261 67H263V66H261ZM14 68H15V67H14ZM14 68H13V70H14ZM19 68H20V67H19ZM35 68H37V67H35ZM57 68H60V67H57ZM83 68H82V71H83ZM132 68H133V67H131V69H132ZM136 68H137V67H136ZM155 68H156V67H155ZM162 68H163V66H162ZM195 68H194V69H195ZM201 68H200V69H201ZM212 68H213V67H212ZM234 68H235V67H234ZM237 68H238V67H237ZM244 68H246V67H244ZM244 68H243V69H244ZM253 68H254V67H253ZM255 68L257 69V68H260V67H257V66L255 65ZM32 69H33V68H32ZM45 69H46V68H45ZM61 69H62V67H61ZM91 69H92V68H91ZM116 69H117V67H116ZM121 69H122V68H121ZM128 69H129V67H128ZM134 69H135V68H134ZM137 69H139V68H137ZM147 69H148V68H147ZM153 69H154V68H153ZM153 69H150V68H149V71H150V70L153 71ZM165 69H166V67H165ZM194 69H193V70H194ZM200 69H199L198 72H200ZM230 69H231V68H230ZM238 69H239V68H238ZM260 69H261V68H260ZM27 70H28V68H27ZM29 70H30V69H29ZM53 70H54V68H53ZM57 70H58V69H57ZM57 70H56V71H57ZM98 70H99V69H98ZM103 70H104V69H103ZM122 70H123V69H122ZM126 70H127V69H126ZM126 70L124 69V73H125V74H126V72H125ZM132 70H133V69H132ZM156 70H157V69H156ZM168 70H169V69H168ZM179 70H181V69H179ZM197 70H198V69H197ZM214 70H215V68H214ZM218 70H220V68H219ZM235 70H236V69H234V71H235ZM240 70H241V69H240ZM240 70H239V71H240ZM247 70H248V69H247ZM261 70H264V69L262 68ZM24 71H26V70H24ZM30 71H31V70H30ZM35 71H36V70H35ZM40 71H41V69H40ZM42 71H43V70H42ZM42 71H41V74H42ZM49 71H50V70H49ZM76 71H77V70H76ZM78 71H79V70H78ZM114 71H115V70H114ZM119 71H120V70H119ZM143 71H145V69H144ZM143 71H142V72H143ZM163 71H164V70H163ZM171 71H172V69H171ZM171 71H170V72H171ZM173 71H174V70H173ZM173 71H172V72H173ZM186 71H187V70H186ZM186 71H185L186 74H187V73L189 74V73L191 72V71H189V70H188L187 72H186ZM208 71H209V69H208ZM212 71H213V70H212ZM221 71L224 72V71H226V70L224 69V71H223V69H221ZM227 71H228V70H227ZM229 71H230V70H229ZM231 71H233V70H231ZM234 71H233V72H234ZM241 71H242V70H241ZM241 71H240V72H241ZM243 71H244V70H243ZM250 71H252V70H250ZM250 71H249V72H250ZM259 71H260V70H259ZM21 72H22V71H21ZM28 72H29V71H28ZM32 72H34V71H32ZM37 72L39 73V71H37ZM46 72H47V71H46ZM63 72H64V71H63ZM63 72H62V73H63ZM73 72H74V70H73ZM111 72H112V71H111ZM115 72H117V71H115ZM176 72H177V70H176ZM180 72H181V71H180ZM183 72H184V71H183ZM183 72H181V73H183ZM193 72H195V71H193ZM198 72H195L194 75H195L196 73H198ZM201 72H202V71H201ZM206 72H207V70H206ZM206 72H205V73H206ZM249 72H248V73H249ZM22 73H23V72H22ZM26 73H27V72H26ZM52 73H53V71H52ZM59 73H60V72H59ZM71 73H72V72H71ZM101 73H103V72L101 71ZM106 73H107V72H106ZM106 73H105V74H106ZM117 73H118L117 75H119V73H122V72H117ZM124 73H123V75H124ZM134 73H135V71H134ZM153 73H154V71H153ZM160 73H161V72H159V74H160ZM164 73H166V72H163L162 74H164ZM205 73H204V74H205ZM207 73H209V72H207ZM219 73H220V72H219ZM224 73H225V72H224ZM224 73H223V74H224ZM228 73H229V72H228ZM252 73H253V72H252ZM255 73H256V72H255ZM260 73H261V72H260ZM263 73H264V72H262L261 74H263ZM11 74H12V73H11ZM15 74H16V73H15ZM43 74H44V71H43ZM43 74H42V76H44ZM53 74H54V73H53ZM55 74H56V73H55ZM65 74H66V73H65ZM76 74H77V72H76ZM84 74H85V73H84ZM84 74H83V75H84ZM86 74H87V72H86ZM90 74H91V73H90ZM130 74H133V73L131 72ZM143 74H144V73H143ZM149 74H151V73L149 72ZM149 74H148V75H149ZM171 74H173V73H171ZM186 74H184V76H185ZM191 74H192V73H191ZM234 74H235V73H234ZM238 74H240V73L238 72ZM245 74H247V72H246ZM23 75H24V73H23ZM60 75H61V73H60ZM60 75H59V76H60ZM94 75H95V74L93 73V76H94ZM99 75H100V74H99ZM144 75H145V74H144ZM168 75H170L169 72H168ZM196 75H197V74H196ZM200 75H201V74H200ZM202 75H203V74H202ZM209 75H210V74H209ZM209 75L206 76V77H210V76H211V75H210V76H209ZM212 75H213V74H212ZM215 75H216V74H215ZM215 75H214V76H215ZM225 75H226V74H225ZM227 75H228V74H227ZM227 75H226V76H227ZM241 75H242V74H241ZM243 75H244V73H243ZM243 75H242V76H243ZM249 75H251V74H249ZM249 75H248V77H249ZM255 75H256V74H255ZM13 76H15V75L13 74ZM13 76L11 75L10 78H12ZM17 76H18V74H17ZM50 76H51V75H50ZM56 76H57V74H56ZM56 76H55V77H56ZM59 76H57L56 78H59ZM77 76H80V75H77ZM96 76H98V75H96ZM109 76L111 77V75H109ZM115 76H116V75H115ZM125 76H126V75H125ZM129 76H130V75H129ZM146 76H147V75H146ZM150 76L153 77V76H155V74H154V75H150ZM170 76H171V75H170ZM180 76H181V75H180ZM184 76H183V77H184ZM229 76H230L229 79L232 78L231 75H229ZM232 76H233V75H232ZM242 76H240V79H241ZM257 76H259L258 73H257ZM1 77H2V76H1ZM18 77H19V76H18ZM18 77H17V78H18ZM35 77H36V75H35ZM38 77H40V76H38ZM55 77H54V80H55ZM61 77L64 78V76H61ZM71 77H73V74L71 75ZM75 77H76V76H75ZM75 77H74V78H75ZM85 77H86V76H85ZM94 77H95V76H94ZM98 77H99V76H98ZM100 77H101V75H100ZM103 77H104V76H103ZM103 77H101V79H102ZM121 77H122V76H121ZM121 77L119 76V78H121ZM136 77H137V76H136ZM144 77H145V76H144ZM144 77L141 78V77L139 76V78H141L142 80H144ZM172 77H173V75H172ZM174 77H176V76H174ZM192 77H193V76H192ZM192 77H191V78H192ZM194 77H195V76H194ZM194 77H193V79H191V83H193V82L197 79V78L195 79ZM196 77H197V76H196ZM198 77H199V76H198ZM202 77H203V76H200L199 79H197V81H199L200 78H201V80H202ZM204 77H205V76H204ZM204 77H203V80L205 79ZM223 77H224V76H223ZM255 77H256V76H255ZM262 77H263V76H262ZM17 78H16V82H17V80H18ZM33 78H34V77H33ZM44 78H45V77H44ZM50 78H51V77H50ZM87 78H88V76H87ZM90 78H91V77H90ZM117 78H118V77H117ZM124 78H125V77H124ZM127 78H128V76H127ZM153 78H156V77H153ZM159 78H160V77H159ZM165 78H166V77H165ZM168 78H169V76H168ZM176 78H178V76H177ZM186 78H187V76H186ZM210 78L212 79V77H210ZM218 78L221 79L220 76H218ZM224 78H225V77H224ZM236 78H237V76H236ZM243 78H244V77H243ZM246 78H247V77H245L244 79L246 80ZM263 78H264V77H263ZM24 79H25V78H24ZM36 79H38V78H36ZM41 79H42V78H41ZM95 79H96V77L94 78V80H95ZM103 79H104V78H103ZM110 79H112V78H110ZM128 79L131 80L130 77H129ZM134 79H135V78H134ZM134 79H133L132 81H134ZM136 79H137V78H136ZM136 79H135V82H136ZM148 79L150 80L151 78L148 76L147 80H148ZM161 79H162V78H161ZM161 79H160V80H161ZM169 79H170V78H169ZM172 79H173V78H172ZM194 79H195V80H194ZM214 79H215V78H214ZM214 79H212V80H214ZM225 79H228V78H225ZM234 79H235V78H234ZM234 79H233V80H234ZM238 79H239V78H238ZM244 79H243V80H244ZM251 79H252V78H251ZM253 79H254V78H253ZM255 79H256V78H255ZM44 80H46V79H44ZM49 80H50V79H49ZM51 80H52V79H51ZM54 80H53V81H54ZM71 80H72V79H71ZM92 80H93V78H92ZM104 80H105V79H104ZM126 80H127V79H126ZM149 80H148V81H149ZM151 80H153V79H151ZM154 80H155V79H154ZM193 80H194V81H193ZM205 80H207V79H205ZM212 80L209 79V81H212ZM215 80H216V79H215ZM243 80H242V81H243ZM245 80H244V81H245ZM247 80L250 81V79H248V78H247ZM37 81H38V80H37ZM57 81H58V79H57ZM57 81H55V83H56ZM82 81H84V79H83ZM95 81H96V80H95ZM95 81H93V82H95ZM99 81H100V80H99ZM102 81H103V80H102ZM106 81H108V80H106ZM116 81H117V80H116ZM132 81H131V84H132ZM137 81H138V80H137ZM158 81H159V80H158ZM161 81H163V80H161ZM164 81H166V79H165ZM167 81H168V80H167ZM167 81H166V84H167ZM171 81H172V80H171ZM180 81H181V80H180ZM184 81H185V80H184ZM189 81H190V79H189ZM192 81H193V82H192ZM197 81H196V82H197ZM209 81H208V82H209ZM217 81H218V80H217ZM227 81H228V80H227ZM227 81L225 80L224 82H227ZM242 81H241V82H242ZM244 81H243V83H244ZM18 82H19V81H18ZM40 82H41V81H40ZM45 82H46V81H45ZM67 82H68V81H67ZM100 82H101V81H100ZM111 82H112V81H111ZM114 82H115V81H114ZM139 82H140V81H139ZM141 82H142V81H141ZM149 82H150V81H149ZM152 82H153V81H152ZM182 82H183V81H182ZM182 82H180V83H182ZM185 82H188V80H186ZM206 82H207V81H206ZM206 82H203V83H206ZM233 82H234V83H235V82L237 83V80H236V81L234 80ZM233 82H232V83H233ZM239 82H240V81H239ZM256 82H258V84H259V81H256ZM21 83H22V82H21ZM49 83H50V82H49ZM75 83H76V82H75ZM77 83H78V82H77ZM77 83H76V84H77ZM79 83H81V82H79ZM98 83H99V82H98ZM115 83H116V82H115ZM125 83H126V82H125ZM136 83H137V82H136ZM136 83H135V84H136ZM143 83L145 84L144 81H143ZM157 83H158V82H157ZM175 83H177V82H175ZM180 83H179V84H180ZM203 83L201 82L202 85H203ZM209 83H210V82H209ZM213 83H214V82H213ZM221 83H222V82H221ZM221 83H220V84H221ZM232 83H231V85H232ZM234 83H233V85L235 86L236 84H234ZM254 83H255V82H254ZM17 84H18V83H17ZM85 84H87V83L85 82ZM94 84H97V81H96ZM103 84H104V83H103ZM139 84H140V83H139ZM146 84H149V83L146 82ZM160 84H161V83H160ZM164 84H165V83H164ZM172 84H173V83H172ZM179 84H177V85H179ZM195 84H196V83H195ZM210 84H212V83H210ZM222 84H223V83H222ZM229 84H230V82L228 83V85H229ZM247 84H248V83H247ZM23 85H26V84H23ZM79 85H80V84H79ZM89 85H91V83L88 84L87 87H88ZM101 85H102V84H101ZM104 85H105V84H104ZM127 85H128V84H127ZM127 85H126V86H127ZM133 85H134V84H133ZM155 85H156V84H155ZM155 85H154V86H155ZM157 85H158V84H157ZM161 85H162V84H161ZM180 85H181V84H180ZM183 85L185 86L186 84L183 83ZM192 85L194 86V84H192ZM192 85H191V86H192ZM196 85H197V84H196ZM204 85H205V84H204ZM204 85H203V86H200L201 90H202V88L204 87ZM207 85H208V83H207ZM224 85L227 86L226 83H225ZM233 85H232V86H233ZM237 85H238V84H237ZM240 85H241V84H240ZM249 85H250V84H249ZM249 85H248V86H249ZM251 85H253V84H252V81H251ZM251 85H250V86H251ZM259 85H261V84H259ZM9 86H10V83H9ZM13 86H14V85H13ZM16 86H17V85H16ZM52 86H53V84H52ZM70 86H71V85H70ZM77 86H78V84L76 85V88H77ZM92 86H93V85H92ZM124 86H125V85H124ZM135 86H136V85H135ZM135 86H134V87H135ZM145 86H146V85H145ZM148 86H149V85H148ZM152 86H153V85H152ZM152 86H151V87H152ZM170 86H172V85H170ZM170 86L168 85V87H170ZM181 86H182V85H181ZM184 86H183V87H184ZM187 86H188V85H187ZM187 86H186V88H187ZM197 86H198V85H197ZM197 86H195V87L197 88ZM216 86H217V85H216ZM218 86H220V85H218ZM222 86H223V85H222ZM222 86H221V87H222ZM225 86H224V87H225ZM243 86H244V85H243ZM246 86H247V85H246ZM250 86H249V88H250ZM253 86H254V85H253ZM256 86H258V85H256ZM261 86H262V85H261ZM0 87H1V86H0ZM24 87H25V86H24ZM48 87H49V85H48ZM58 87H59V84H58ZM63 87H64V86H63ZM63 87H62V88H63ZM65 87H66V85H65ZM65 87H64V88H65ZM93 87H95V86H93ZM97 87H99V86H97ZM101 87H102V86H101ZM141 87H143V86L141 85ZM155 87H156V86H155ZM155 87H154V88H155ZM174 87H175V86H174ZM174 87L172 86L171 88H174ZM227 87H228V86H227ZM229 87H230V86H229ZM236 87H237V86H235V88H236ZM239 87H240V86H239ZM239 87H237V88H239ZM244 87H245V86H244ZM251 87H252V86H251ZM1 88H2V87H1ZM20 88H21V87H20ZM25 88H27V87H25ZM28 88H29V87H28ZM74 88H75V87H74ZM82 88H84V87L82 86ZM85 88H86V87H85ZM85 88H84V89H85ZM102 88H103V87H102ZM128 88H129V87H128ZM144 88H145V87H144ZM159 88H160V87H159ZM164 88H165V87H164ZM175 88H177V87H175ZM189 88H190V87H189ZM204 88H205V87H204ZM208 88H209V87H207V89H208ZM212 88H213V86H212ZM217 88H218V87H217ZM237 88H236V89H237ZM240 88H241V87H240ZM240 88H239V89H240ZM246 88H248V87H246ZM252 88H253V87H252ZM259 88H260V87H259ZM262 88H263V86H262ZM4 89H5V88H4ZM45 89H46V88H45ZM77 89H78V88H77ZM80 89H81V88H80ZM91 89H92V87L90 88V90H91ZM125 89H126V88H125ZM125 89H124V91L126 92ZM141 89H142V88H141ZM141 89H140V91H142ZM146 89H147V87H146ZM180 89H181V88H180ZM183 89H184V88H183ZM191 89H192V93L195 92V91H193L194 88H191ZM213 89L215 90V87H214ZM218 89H219V88H218ZM220 89H221V88H220ZM226 89H227V88L225 87V90H226ZM229 89H230V88H229ZM231 89H232V88H231ZM231 89H230V90H231ZM236 89H235V90H236ZM244 89H245V88H244ZM244 89H243V90H244ZM250 89H251V88H250ZM6 90H7V87H6ZM12 90H13V89H12ZM17 90H18V89H17ZM27 90H28V89H27ZM51 90H52V89H51ZM82 90H83V89H82ZM82 90H80V91L82 92ZM85 90L88 91L87 89H85ZM93 90H94V89H93ZM93 90H92V91H93ZM95 90H97V89H95ZM100 90H101V89H100ZM127 90H128V89H127ZM138 90H139V89H138ZM149 90L151 91V90H153V89H149ZM168 90H169V89H168ZM174 90H176V89H174ZM174 90H173V93H174V92L176 93V91H174ZM181 90H182V89H181ZM186 90L188 91V88H187ZM194 90H196V89H194ZM201 90L199 89V91H201ZM208 90H209V89H208ZM208 90H207V91H208ZM233 90H234V88H233ZM237 90H238V89H237ZM241 90H242V89H241ZM247 90H248V89H247ZM259 90H260V89H259ZM1 91H2V90H1ZM4 91H5V90H4ZM42 91H43V90H42ZM44 91H45V90H44ZM57 91H58V90H57ZM62 91H63V90H62ZM98 91H99V90H98ZM150 91H149V92H150ZM158 91H159V90H158ZM161 91H162V90H161ZM178 91H179V90H178ZM187 91H186V92H187ZM189 91H190V90H189ZM189 91H188L187 93H189ZM207 91H206V92H207ZM209 91H210V90H209ZM217 91H218V90H217ZM217 91H216V92H217ZM221 91H223V88H222ZM231 91H232V90H231ZM249 91H250V90H249ZM261 91H264V89H262ZM38 92H39V91H38ZM68 92H69V91H68ZM78 92H79V91H78ZM119 92H120V91H119ZM119 92H118V93H119ZM143 92H144V91H143ZM143 92H142V93H143ZM145 92H147V90H146ZM151 92H152V94H153L155 91H154V92L151 91ZM201 92H203V91H201ZM210 92H211V91H210ZM210 92H208L207 94L212 95ZM214 92H215V91H214ZM216 92H215L213 95H216V94L219 93V92H218V93H216ZM227 92H228V91H227ZM237 92H238V91H237ZM241 92H245V90H244V91H241ZM252 92H253V90H252ZM2 93H3V92H2ZM8 93H9V92H8ZM35 93H36V92H35ZM35 93H34V94H35ZM42 93H43V92H42ZM91 93H92V92H91ZM96 93H97V92H96ZM127 93H129V91H128ZM133 93H134V92H133ZM139 93H140V92H139ZM147 93H148V92H147ZM155 93H156V92H155ZM155 93H154V94H155ZM157 93H158V92H157ZM160 93H163V92H160ZM165 93H167V92L165 91ZM178 93H180V92H178ZM190 93H191V92H190ZM238 93H240V92H238ZM253 93H254V92H253ZM261 93H264V92H261ZM0 94H1V92H0ZM5 94H6V93H5ZM32 94H33V93L31 92V95H32ZM93 94H94V93H93ZM122 94H123V90H122ZM180 94H181V93H180ZM180 94L177 95V96H180ZM197 94H198V93H197ZM203 94H204V93H203ZM205 94H206V93H205ZM207 94H206V95H207ZM223 94H224V93H223ZM223 94H222V95H223ZM230 94H231V93H230ZM240 94H241V93H240ZM243 94L245 95V93H243ZM243 94H241V95H243ZM247 94H248V93H247ZM250 94H251V93H250ZM36 95H37V94H36ZM114 95H115V94H114ZM139 95H140V94H139ZM156 95H158V94H156ZM171 95H172V93H171ZM173 95H174V94H173ZM185 95H186V94H185ZM189 95H191V94H189ZM189 95H188V98H190L192 95H193V97H195V96H194V95H195L194 93H193L190 97H189ZM199 95H200V97H201V94H199ZM199 95H198V97H199ZM228 95H229V94H228ZM238 95H239V94H238ZM244 95H243V96H244ZM257 95H258V94H257ZM257 95H255L256 98H255V96L253 95L254 98H255V99L253 98L254 101L257 99V97H258L260 94H259L258 96H257ZM0 96H1V95H0ZM5 96H6V95H5ZM7 96H8V95H7ZM39 96H40V95H39ZM41 96H42V95H41ZM79 96H80V95H79ZM90 96H91V95H90ZM108 96H109V95H108ZM108 96H105V97L107 98ZM115 96H117V95H115ZM163 96H166V94L163 95ZM202 96H203V95H202ZM216 96H217V95H216ZM229 96H231V95H229ZM12 97H14V96H12ZM12 97H11V98H12ZM58 97H59V96H58ZM111 97L113 98V96H111ZM118 97H119V96H118ZM159 97H160V96H159ZM159 97L157 98L155 95L151 96L152 99L150 98V103H151L150 106H153V104H156V103H157L156 101L159 99ZM167 97H168V95H167ZM171 97H174V96H170V98H171ZM175 97H176V96H175ZM175 97H174V98H175ZM184 97H185V96H184ZM184 97H183V95H181V99L184 98ZM203 97H204V96H203ZM207 97H209V96L207 95ZM218 97H219V96H218ZM221 97H222V96H221ZM221 97H220V98H221ZM223 97H224V96H223ZM226 97H227V96H226ZM226 97H225L223 100H225ZM241 97H242V96H241ZM244 97H245V96H244ZM14 98H15V97H14ZM14 98H13V99H14ZM38 98H39V97H38ZM38 98H37V99H38ZM56 98H57V97H56ZM91 98H92V97H91ZM94 98H95V97H94ZM94 98H93V100H95ZM114 98H116V97H114ZM120 98H122V97H120ZM136 98H137V97H136ZM179 98H180V97H179ZM191 98H192V97H191ZM209 98H210V99H213V101H214V100H215L214 98H217V97H212V96H211V97H209ZM227 98H228V97H227ZM231 98H232V97H231ZM235 98H238V96L235 97ZM235 98H233V99H235ZM239 98H240V96H239ZM245 98H246V97H245ZM247 98H248V96H247ZM247 98H246V99H247ZM0 99H1V98H0ZM13 99H12V100H13ZM16 99H17V98H16ZM18 99H19V98H18ZM23 99H24V98H23ZM35 99H36V98H35ZM44 99H45V98H44ZM57 99H58V98H57ZM117 99H118V98H116V100H117ZM128 99H129V97H128ZM131 99H132V98H131ZM141 99H142V98H141ZM143 99H144V98H143ZM166 99H167V98H166ZM194 99H195V98H194ZM197 99H198V98H197ZM197 99H196V101H195L196 103H197ZM205 99H206V98H205ZM233 99H232V100H233ZM240 99H241V98H240ZM20 100H21V99H20ZM20 100H19V101H20ZM24 100H25V99H24ZM52 100H53V99H52ZM83 100H84V98H83ZM86 100H87V99H86ZM88 100H89V97H88ZM99 100H100V99H99ZM106 100H107V99H106ZM110 100H111V99H110ZM110 100H109V101H110ZM121 100H122V99H121ZM125 100H126V99H125ZM136 100H137V99H136ZM138 100H139V99H138ZM144 100H146V99H144ZM164 100H165V99H164ZM171 100H173V99H171ZM189 100H190V99H188V101H189ZM228 100H229V99H228ZM232 100H230V101H232ZM235 100H236V99H235ZM62 101H63V100H62ZM95 101H96V100H95ZM107 101H108V100H107ZM117 101H119V100H117ZM131 101H132V100H131ZM165 101H167V100H165ZM168 101H169V100H168ZM168 101H167V102H168ZM183 101H185V98L183 99ZM188 101H187V104L189 103V105H187V106L189 107V106L191 105V102H188ZM207 101H209V99H208V100L206 99V102H207ZM215 101H216V100H215ZM230 101H229V102H230ZM254 101H253V102H254ZM256 101H258V100H256ZM21 102H22V101H20V103H18V104H21ZM35 102H37V100L34 101L33 103H35ZM52 102H53V101H52ZM52 102H50V103H52ZM83 102H84V101H83ZM112 102H113V101H112ZM132 102H133V101H132ZM137 102H140V100L137 101ZM141 102H142V100H141ZM146 102H148V100H147ZM169 102H170V101H169ZM173 102H174V104H175V101H172V102H170V103H173ZM195 102H194V103H195ZM199 102H200V100H199ZM206 102H205V103H206ZM227 102H228V101H227ZM229 102H228V103H229ZM236 102H237V101H236ZM238 102H240V101H238ZM242 102H243V99H242ZM6 103H7V102H6ZM11 103H12V102H11ZM15 103H16V101H15ZM46 103H47V101H46ZM59 103H60V102H59ZM84 103H85V102H84ZM86 103H88V102H86ZM89 103H90V102H89ZM103 103H105V102H104V99H103ZM113 103H114V102H113ZM127 103H128V102H127ZM158 103H159V102H158ZM160 103H161V101H160ZM164 103H165V102L163 101L162 105H163ZM170 103H168V105H169ZM178 103H179V101H178ZM200 103H201V102H200ZM205 103H204V104H205ZM207 103H209V102H207ZM207 103H206V104H207ZM222 103H223V102H222ZM224 103H225V102H224ZM230 103H231V102H230ZM232 103H233V102H232ZM251 103H252V102H251ZM254 103H255V102H254ZM37 104H38V103H37ZM37 104H36V105H37ZM39 104H40V103H39ZM74 104H75V103H74ZM106 104H108V103H106ZM110 104H111V102H110ZM110 104H108V105H110ZM124 104H125V101H124ZM129 104H130V103H129ZM129 104H128V105H129ZM131 104H132V103H131ZM137 104H138V103H137ZM143 104H144V103H143ZM147 104H149V102H148ZM176 104H177V103H176ZM180 104H181V103H180ZM183 104H184V103H183ZM209 104H210V103H209ZM211 104H212V103H211ZM216 104H217V103H216ZM218 104L220 105L221 103L218 101ZM240 104H241V103H240ZM240 104H239V105H240ZM245 104H246V100H245ZM247 104H248V106H249L250 103L247 102ZM256 104H258V103L256 102ZM263 104H264V103H263ZM23 105H25V104H23ZM34 105H35V104H34ZM63 105H64V104H62V106H63ZM84 105H85V104H84ZM84 105H81V106H84ZM111 105H112V104H111ZM111 105H110V110H111ZM141 105H142V104H141ZM144 105H145V104H144ZM159 105H160V104H159ZM178 105H179V104H178ZM181 105H182V104H181ZM193 105H195V104H193ZM193 105H192V106H193ZM197 105H198V104H197ZM202 105H203V103H202ZM221 105L223 106V104H221ZM225 105H226V103H225ZM239 105H238V106H239ZM19 106H20V105H19ZM37 106H38V105H37ZM37 106H36V107H37ZM62 106H61V107H62ZM100 106H101V104H100ZM103 106H104V105H103ZM103 106H101V107H103ZM106 106H107V105H106ZM118 106H120V105H118ZM130 106H132V105H130ZM150 106H149V107H150ZM160 106H161V105H160ZM172 106H174V105H172ZM179 106H180V105H179ZM179 106H178V108H179ZM192 106H191V107H192ZM198 106H199V105H198ZM205 106H206V105H204L203 107H205ZM212 106H213V105H212ZM235 106H236V105H235ZM36 107H35V108H36ZM42 107L44 108V106H42ZM42 107H40V108L42 109ZM48 107H49V105H48ZM65 107H66V106H65ZM87 107H88V106H87ZM101 107H100L99 109H102ZM121 107H122V106H121ZM126 107H127V106H126ZM128 107H129V106H128ZM136 107H137V105H136ZM139 107H140V106H139ZM147 107H148V106H147ZM147 107H146V108H147ZM165 107H166V106H165ZM168 107H171V106H168ZM175 107L177 108V105H176ZM183 107H184V106H183ZM183 107H182V108H183ZM185 107H186V103H185ZM188 107H187V112H189V111H188ZM199 107H200V106H199ZM209 107H210V105H209ZM209 107H208V108H209ZM215 107H216V106H215ZM223 107H225V106H223ZM233 107H234V104H233ZM241 107H242V106H239V108H241ZM250 107H251V106H250ZM250 107H249V108H250ZM252 107H255V104H253ZM20 108H21V107H20ZM28 108H29V106H28ZM37 108H39V106H38ZM40 108H39V109H40ZM93 108H94V105H93ZM97 108H98V107H97ZM97 108H96V109H97ZM116 108H117V107H116ZM130 108H131V107H130ZM130 108H128V109H130ZM143 108H145V107L143 106ZM155 108H156V106H155ZM158 108H159V106H158ZM161 108H163V107L161 106ZM176 108H175V109H176ZM208 108H207V109H208ZM216 108L218 109L219 106H217ZM221 108H222V107H221ZM231 108H232V105H231ZM231 108H230V109H231ZM236 108H237V106H236ZM239 108H238V109H239ZM242 108H244V105H243ZM247 108H248V107H247ZM249 108H248V109H249ZM258 108H259V107H258ZM16 109H17V108H16ZM18 109H19V108H18ZM22 109H26V108H22ZM22 109H21V110H22ZM33 109H34V108H33ZM51 109H52V108H51ZM61 109H62V108H61ZM86 109H87V108H86ZM88 109H89V107H88ZM90 109H91V108H90ZM94 109H95V108H94ZM131 109H132V108H131ZM148 109H149V108H148ZM164 109H165V108H164ZM164 109H163L162 112L165 111ZM167 109H168V110H167L166 113H168V111L171 112V110H169V108H167ZM171 109H172V108H171ZM194 109H195V108H194ZM201 109H202V108H201ZM217 109H216V110H217ZM225 109H226V110H229L228 107L225 108ZM238 109H237V110H238ZM251 109H252V108H251ZM28 110H29V109H28ZM28 110H27V111H28ZM59 110H60V109H59ZM64 110H65V109H64ZM135 110H136V109H135ZM135 110H132V112L134 113ZM137 110H138V109H137ZM140 110H141V108H140ZM140 110H139V111H140ZM154 110H155V109H153V112H154ZM173 110H174V109H173ZM189 110H190V109H189ZM196 110H198V109H196ZM203 110H205V109H203ZM203 110H202V111H203ZM209 110H210V109H208V111H209ZM222 110H224V109H222ZM222 110H221L220 112H222ZM226 110H224V111H226ZM232 110H233V109H232ZM234 110H235V107H234ZM239 110H240V109H239ZM255 110H256V109H255ZM8 111H9V110H8ZM76 111H78V110H76ZM111 111H113V110H111ZM111 111H110V112H111ZM119 111H120V110H119ZM119 111H118V112H119ZM128 111H129V110H128ZM128 111H127V112H128ZM141 111H142V110H141ZM141 111H140L139 113H141ZM150 111H151V109H150ZM177 111H178V109L175 110V112H176L177 115H178V113H181V112H182V110H180L181 112H178V113H177ZM194 111H195V110H194ZM200 111H201V110H200ZM208 111H207V112H208ZM211 111H212V110H211ZM218 111H219V110H218ZM244 111H247V110H244ZM244 111H243V112H244ZM256 111H257V110H256ZM17 112L19 113L20 111H17ZM49 112H50V110H49ZM68 112H69V110H68ZM70 112H71V111H70ZM91 112H93L92 109H91ZM94 112H95V110H94ZM94 112H93V113H94ZM129 112H130V111H129ZM129 112H128V113H129ZM132 112H131V113H132ZM137 112H138V111H137ZM145 112H146V111H145ZM147 112H148V111H147ZM160 112H161V110L158 111L159 114H160ZM162 112H161V114H162ZM170 112H169V113H170ZM175 112H174V113H175ZM185 112H186V111H185ZM191 112H192V111H191ZM198 112H199V110H198L197 112H194V114H195V113H198ZM203 112L205 113V111H203ZM203 112H201V113H203ZM209 112H210V111H209ZM212 112H213V111H212ZM226 112H227V111H226ZM231 112H232V111H231ZM240 112H241V110L238 111L239 114H240ZM258 112H259V111H258ZM263 112H264V111H263ZM263 112H260V113L264 114ZM9 113H10V112H9ZM65 113H67V111H66ZM99 113H100V115H101V112H100V111H99ZM99 113H97V114H99ZM115 113H116V112H115ZM122 113H123V112H122ZM135 113H136V112H135ZM158 113H157V114H158ZM172 113H173V112H172ZM182 113H183V112H182ZM189 113H190V112H189ZM216 113H218V112H216ZM224 113H225V112H224ZM224 113H223V114H224ZM234 113H237V111L234 112ZM241 113H242V112H241ZM246 113H247V112H246ZM249 113H251V111L248 112V114H249ZM252 113L255 114L256 112H252ZM19 114L21 115V113H19ZM40 114H41V117H43L44 114H43V115H42V113H40ZM84 114H85V113H84ZM88 114H89V111H88ZM88 114H87V115H88ZM90 114H91V113H90ZM95 114H96V113H95ZM108 114H109V113H108ZM110 114H111V113H110ZM110 114H109V115H110ZM129 114H130V113H129ZM155 114H156V113H155ZM157 114H156V115H157ZM187 114H188V113H187ZM192 114H193V113H192ZM199 114H200V113H199ZM207 114H208V113H207ZM207 114H206V116L209 115V114H208V115H207ZM223 114H222V117H223ZM226 114H227V113H226ZM230 114H232V113H230ZM230 114L228 113L227 115H230ZM243 114H244V113H243ZM243 114H242V115H243ZM248 114H247V116H248ZM12 115H13V113H12ZM22 115H23V114H22ZM35 115H36V114H33L34 117H35ZM45 115H46V114H45ZM45 115H44V116H45ZM74 115H75V114H74ZM121 115H122V114H121ZM124 115H126V111H125ZM139 115H140V114H139ZM147 115H150V113H149V114L147 113ZM147 115H146V116H147ZM162 115H163V114H162ZM162 115H161V116H162ZM164 115H166V114H164ZM172 115H173V114H172ZM179 115H180V114H179ZM185 115H186V113H185ZM185 115H184V116H185ZM203 115H204V114H202V117H203ZM236 115H237V114H236ZM255 115H256V114H255ZM1 116H2V114H1ZM24 116H26V115H24ZM37 116H38V115H37ZM58 116H59V115H58ZM83 116H84V115H83ZM85 116H86V114H85ZM89 116H90V115H89ZM104 116H106V115H104ZM107 116H108V115H107ZM111 116H112V115H111ZM132 116H133V114H132ZM143 116H144V115H143ZM143 116L140 117V118H138V119L141 120V118H143ZM150 116H151V115H150ZM150 116H149V117H150ZM157 116H158V115H157ZM157 116H156V118H157ZM168 116H169V114H168ZM174 116H175V115H174ZM182 116H183V115H182ZM206 116H204V117L207 119ZM215 116H216V115H215ZM231 116H232V115H231ZM239 116H240V115H239ZM243 116H244V115H243ZM247 116H246V117H247ZM249 116H250V115H249ZM39 117H40V116H39ZM49 117H50V116H49ZM59 117H60V116H59ZM79 117H80V115H79ZM79 117H78V118H79ZM96 117H99V115H98V116L96 115ZM102 117H103V116H102ZM102 117H101V118H102ZM121 117L123 118V116H121ZM127 117H128V116H127ZM130 117H131V116H130ZM164 117H165V116H164ZM171 117H172V116H171ZM178 117H179V116H178ZM178 117H176V119H177ZM180 117H181V116H180ZM180 117H179V118H180ZM188 117H189V116H188ZM191 117H192V116H191ZM194 117H197V116H194ZM204 117H203V118H204ZM208 117H209V116H208ZM211 117H212V116H211ZM225 117H226V116H225ZM232 117H233V116H232ZM244 117H245V116H244ZM246 117H245V118H246ZM0 118H1V117H0ZM2 118H3V116H2ZM8 118H10V117H8ZM14 118H15V117H14ZM28 118H29V117H28ZM28 118H27V119H28ZM78 118H77V121L80 122V120H78ZM115 118H116V117H115ZM133 118H136V117L134 116ZM145 118H146V117H145ZM156 118H155V119H156ZM162 118H163V117H162ZM172 118H173V117H172ZM172 118H171V119H172ZM181 118H182V117H181ZM184 118H185V117H183V119H184ZM199 118H201V117H199ZM203 118H202V119H203ZM213 118H214V116H213ZM220 118H221V115H220ZM220 118H218V119H220ZM228 118H229V117H228ZM235 118H237V116H236ZM248 118H249V117H248ZM248 118H247V119H248ZM255 118H256V116L254 117V119H255ZM261 118L263 119L264 117H261ZM261 118H260V119H261ZM12 119H13V118H12ZM36 119H37V118H36ZM40 119H41V118H40ZM49 119H50V118H49ZM49 119H48V120H49ZM96 119H97V118H96ZM136 119H137V118H136ZM136 119H135V120H136ZM148 119H149V118H148ZM171 119L169 118V120H171ZM174 119H175V117H174ZM176 119H175V120H176ZM183 119H182V120H183ZM196 119H197V118H196ZM196 119H195V120H196ZM211 119H212V118H211ZM214 119H215V118H214ZM214 119H212V120H214ZM218 119L216 118L215 120H218ZM258 119H259V117H258ZM260 119H259V120H260ZM3 120H4V118H3ZM33 120H34V118H33ZM43 120H44V119H43ZM74 120H75V119H74ZM140 120H136V121H138V122H136V123H139ZM142 120H143V119H142ZM145 120H146V119H145ZM149 120H150V119H149ZM149 120H148V121H149ZM152 120H153V122H152ZM152 120L150 121V123H153V124H154V119H152ZM167 120H168V119H167ZM182 120H180V121H182ZM184 120H185V119H184ZM184 120H183V121H184ZM191 120H192V119H191ZM200 120H201V119H200ZM200 120H199V122H200ZM207 120H210V119H207ZM224 120H225L224 122H226V119H224ZM227 120H228V119H227ZM229 120H230V119H229ZM240 120H241V119H240ZM0 121H1V120H0ZM35 121H36V120H35ZM37 121H38V120H37ZM75 121H76V120H75ZM75 121H73V122H75ZM100 121H101V120H100ZM118 121H119V120H118ZM120 121H121V119H120ZM128 121H130V120H128ZM131 121H133L132 118H131ZM161 121H162V123L165 122L164 120H161ZM161 121H158V122H161ZM163 121H164V122H163ZM172 121H173V120H172ZM183 121H182V122H183ZM202 121H203V120H202ZM202 121H201V122H202ZM204 121H205V120H204ZM219 121H221V119H220ZM231 121H232V120H230V122H231ZM236 121H237V120H236ZM236 121H235V122H236ZM13 122H14V121H13ZM15 122H16V121H15ZM21 122H22V121H21ZM29 122H30V121H29ZM40 122H41V121H40ZM47 122H48V121H47ZM56 122H57V121H56ZM85 122H87V121H85ZM95 122H96V121H95ZM97 122H98V121H97ZM97 122H96V123H97ZM105 122H107V121L105 120ZM126 122H127V121H126ZM126 122H125V124H126ZM133 122H134V124H135V121H133ZM141 122H142V121H141ZM141 122H140V123H141ZM175 122H177V121H175ZM186 122L189 123V120L186 121ZM186 122H185V123H186ZM194 122H195V121H194ZM197 122H198V121H197ZM217 122H218V121H217ZM217 122H216V126H217ZM222 122H223V119H222ZM230 122H229V123H230ZM233 122H234V120H233ZM238 122H239V121H238ZM244 122H245V119H244ZM249 122H250V121H249ZM255 122H256V119H255V121H254V124H256ZM42 123H43V122H42ZM45 123H46V122H45ZM53 123H54V122H53ZM82 123H83V122H82ZM89 123H92V122L90 121ZM117 123H118V122H117ZM142 123H144V122H142ZM150 123H149V124H150ZM166 123H167V121H166ZM170 123L172 124V122H170ZM180 123H181V122H180ZM180 123H179V124H180ZM209 123H210V122H209ZM213 123H214V122H213ZM226 123H227V122H226ZM229 123H228V124H229ZM247 123H248V122H247ZM250 123H252V122H250ZM261 123H262V121H261ZM17 124H19V123H17ZM40 124H41V123H40ZM46 124H47V123H46ZM50 124H52V123L50 122ZM67 124H69V123H67ZM74 124H75V123H74ZM76 124H77V123H76ZM107 124H108V123H107ZM113 124H114V123H113ZM120 124H121V123H120ZM125 124L123 123V125H125ZM164 124H165V123H164ZM189 124H190V123H189ZM195 124H196V123H195ZM195 124H194L193 126L196 127ZM202 124H203V123H202ZM211 124H212V121H211L210 125H211ZM218 124H219V123H218ZM231 124H232V122H231ZM237 124H238V123H237ZM239 124H240V123H239ZM262 124H264V123H262ZM14 125H15V124H14ZM69 125H70V124H69ZM78 125L80 126V124H78ZM81 125H82V124H81ZM103 125H105V123H103ZM114 125H115V124H114ZM130 125H131V124H130ZM130 125H129V126H130ZM135 125H136V124H135ZM141 125H142V124H141ZM150 125H151V124H150ZM172 125H173V124H172ZM176 125H177V124H176ZM176 125H175V126H176ZM181 125H183V124L181 123ZM181 125H178V127H180ZM199 125H200V124H199ZM204 125H205V123H204ZM208 125H209V124H208ZM210 125H209V128H210ZM220 125H221V122H220ZM222 125H224V124H222ZM226 125H227V124H226ZM226 125H225V126H226ZM245 125H246V123H245ZM256 125H257V124H256ZM1 126H2V125H1ZM11 126H12V125H11ZM19 126H20V125H19ZM35 126H36V124H35ZM39 126L41 127V125H39ZM39 126H38V127H39ZM42 126H43V125H42ZM71 126H72V125H71ZM71 126H70V127H71ZM90 126H91V124H90ZM90 126H89V127H90ZM95 126H96V125H95ZM97 126H98V125H97ZM109 126H110V125H109ZM111 126H113L112 123H111ZM118 126H120V125H118ZM129 126L127 125L126 127H129ZM145 126H147V125H146V121H145ZM145 126H144V127H145ZM154 126H155V125H154ZM158 126L163 127L162 125H159V124H158ZM173 126H174V125H173ZM189 126H192V125H188V127H189ZM201 126H203V125H201ZM201 126H198V129H199V130H200ZM227 126H228V125H227ZM229 126H231V125H229ZM241 126H242V125H241ZM259 126H260V125H259ZM263 126H264V125H263ZM6 127H7V126H6ZM13 127H14V126H13ZM30 127H31V126H30ZM36 127H37V126H36ZM74 127H75V126H74ZM82 127H84V126H82ZM87 127H88V126H87ZM101 127H102V126H101ZM120 127H121V126H120ZM123 127H124V126H123ZM126 127H124V128H126ZM130 127H131V126H130ZM132 127H133V125H132ZM138 127H139V126H138V124H137V127H136V128H138ZM151 127H152V126H151ZM155 127H156V126H155ZM155 127H154V128H155ZM171 127H172V126H171ZM171 127H170V128H171ZM178 127H177V128H178ZM184 127H187V125L184 124ZM203 127H204V126H203ZM219 127H220V126H219ZM222 127H223V126H222ZM231 127L235 128L233 124H232ZM251 127H252V126H251ZM253 127H254V126H253ZM261 127H262V126H261ZM1 128H2V127H1ZM8 128H9V127H8ZM25 128H26V127H25ZM25 128H24V130H25ZM50 128H51V127H50ZM50 128H49V129H50ZM68 128H69V127H67V130H68ZM72 128H73V127H72ZM76 128H77V127H76ZM91 128L93 129V127H91ZM97 128H98V127H97ZM117 128H118V127H117ZM117 128H116V129H117ZM133 128H134V127H133ZM133 128H132V129H133ZM146 128H147L146 130H149L148 128H150V127H146ZM158 128H159V127H158ZM165 128H166V127H165ZM173 128H174V127H173ZM204 128H205V127H204ZM215 128H217V127H215ZM236 128H238V127H236ZM240 128H241V127H240ZM244 128H245V127H244ZM246 128H249V126H248V127L246 126ZM255 128H257V127L255 126ZM259 128H260V127H259ZM263 128H264V127H263ZM11 129H12V127L10 128V130H11ZM31 129H33V128H31ZM40 129H41V128H40ZM49 129H48V130H49ZM52 129H53V128H52ZM52 129H51V131H52ZM65 129H66V128H65ZM80 129H82V128L80 127ZM84 129H86V128H84ZM95 129H96V128H95ZM121 129H122V128H121ZM132 129H131V130H132ZM155 129H156V128H155ZM171 129H172V128H171ZM171 129H169V130H171ZM182 129H183V127H182ZM182 129H181V131H182ZM190 129H194V127L190 128ZM195 129H196V128H195ZM206 129H208V127H207ZM210 129H212V128H210ZM210 129H209L208 132H210ZM217 129H218V128H217ZM251 129H252V128H251ZM251 129H250V130L248 129V130H249L248 132H250ZM257 129H258V128H257ZM7 130H8V129H7ZM20 130H21V129H20ZM48 130H47V132H50V131H48ZM61 130H62V129H61ZM61 130H60V131H61ZM73 130H74V129H73ZM78 130H79V129H77V130H75V131L77 132ZM82 130H83V129H82ZM87 130H88V129H87ZM98 130H99V128H98ZM108 130H109V129H108ZM110 130H113V129L111 128ZM110 130H109V131L106 130V131H107V132H110ZM114 130H115V129H114ZM114 130H113V131H114ZM119 130H120V129H119ZM119 130H117V131H119ZM122 130H123V129H122ZM122 130H121V131H122ZM133 130L135 131V128H134ZM141 130H143V128H142ZM144 130H145V129H144ZM146 130H145V131H146ZM178 130H179V129H178ZM185 130H186V129H185ZM199 130H196V132L199 131ZM201 130H202V128H201ZM213 130H214V129H213ZM218 130H219V129H218ZM232 130H233V129H232ZM234 130H235V129H234ZM240 130H241V129H239V132H240ZM253 130H254V128H253ZM260 130H261V129H259L258 132H259ZM262 130H263V129H262ZM29 131H30V130H29ZM41 131H42V130H41ZM63 131L65 132L64 129H63ZM69 131H70V130H69ZM101 131H103V130H101ZM127 131H128V130H127ZM127 131H126V132H127ZM150 131H151V130H150ZM150 131H149V132H150ZM155 131H156V130H155ZM157 131H158V130H157ZM157 131H156V132H157ZM162 131H164V130L162 129L161 132H162ZM165 131H166V130H165ZM181 131H180V132H181ZM211 131H212V130H211ZM219 131H220V130H219ZM219 131H218V134H219ZM229 131H230V130H229ZM229 131H227L226 133H228ZM235 131H236V130H235ZM235 131H234V132H235ZM243 131H244V129H243ZM254 131H255V130H254ZM6 132H7V131H6ZM13 132H14V130H12V134H14ZM31 132H32V131H31ZM70 132H71V131H70ZM91 132H92V131H91ZM94 132H95V131H94ZM96 132H97V129H96ZM119 132H120V131H119ZM119 132H116V131H115L116 134L119 133ZM136 132H137V131H136ZM139 132H141V131H139ZM174 132H175V131H174ZM187 132H190V131L187 130ZM192 132H193V131H192ZM194 132H195V131H194ZM223 132H224V131H223ZM231 132H232V131H231ZM234 132H233V133H234ZM239 132H238V133H239ZM244 132H245V131H244ZM258 132H257V134H258ZM261 132H262V134H263V131H261ZM9 133H10V132H9ZM9 133H8V134H9ZM38 133H39V132H38ZM56 133H57V132H56ZM79 133H80V130H79ZM86 133H87V132H86ZM88 133L90 134V132H88ZM101 133H102V132H101ZM113 133H114V132H113ZM115 133H114V135H115ZM120 133H122V132H120ZM128 133H129V132H128ZM131 133H133V132H131ZM146 133H148V132L146 131ZM167 133H168V132H166V134H167ZM200 133H202V132H200ZM204 133H205V132H204ZM206 133H207V132H206ZM212 133H213V132H212ZM238 133H237V134H238ZM250 133H251V132H250ZM2 134H3V133H2ZM24 134H25V133H24ZM32 134H33V132H32ZM46 134H48V133H46ZM51 134H52V132H51ZM51 134H50V135H51ZM58 134H59V132H58ZM66 134H67V133H66ZM72 134H74V133H71V134H69V135H72ZM77 134H78V133H76L75 135H77ZM91 134H92V133H91ZM97 134H98V133H97ZM97 134H96V135H97ZM136 134L138 135V133H135L134 135L136 136ZM155 134H157V133H155ZM155 134L153 133V137H154ZM159 134L161 135V133H159ZM166 134H165V135H166ZM168 134H171V133H168ZM180 134H181V133H180ZM190 134H192V133H190ZM190 134H189V135H190ZM196 134H198V133H196ZM208 134H210V133H208ZM220 134H221V133H220ZM223 134H225V133H222V135H223ZM237 134H236V136H237ZM251 134H252V133H251ZM257 134H256V135H257ZM259 134H260V133H259ZM17 135H18V134H17ZM19 135H20V134H19ZM21 135H22V133H21ZM83 135H86L85 132H84ZM87 135H88V134H87ZM93 135H94V134H93ZM107 135H108V134H107ZM114 135H113V136H114ZM117 135H118V134H117ZM122 135H123V134H122ZM122 135H120V136H122ZM124 135H125V131H124ZM127 135H128V134H127ZM127 135H126V136H127ZM134 135H133V137H134ZM141 135H142V134H141ZM157 135H158V134H157ZM157 135H155V136H157ZM162 135H163V134H162ZM172 135H173V134H172ZM172 135H170V136L172 137ZM176 135H177V134H176ZM204 135H205V134H203V135L201 134L202 137H203ZM214 135H215V134L213 133L212 136H210V137H213ZM216 135H217V134H216ZM228 135L230 136L229 133H228ZM238 135H239V134H238ZM240 135H241V134H240ZM252 135H253V134H252ZM252 135H251V136H252ZM254 135H255V134H254ZM3 136H4V135H3ZM5 136H6V135H5ZM13 136H14V135H13ZM45 136H46V135H45ZM47 136H48V135H47ZM58 136H59V135H58ZM60 136H61V135H60ZM64 136H65V135H64ZM73 136H74V135H73ZM73 136H72V138L75 140V136H74V137H73ZM105 136H106V134H105ZM115 136H116V135H115ZM115 136H114V137H115ZM128 136H129V135H128ZM143 136H144V135H143ZM149 136H150V135H149ZM149 136H145V137H148V138H149ZM174 136H175V135H174ZM179 136H180V135H179ZM185 136H187V135H185ZM185 136H181V137L185 138ZM190 136H192V135H190ZM193 136H195V135H193ZM206 136H207V135H206ZM234 136H235V134H234ZM259 136H261V135H259ZM9 137H10V136L8 135V138H9ZM16 137H17V136H16ZM20 137H21V136H20ZM22 137H23V135H22ZM22 137H21V138H22ZM33 137H34V136H33ZM55 137H56V136H55ZM66 137H67V136H65V138H66ZM76 137H77V136H76ZM78 137H80V136L78 135ZM78 137H77V141H78V139H80V138H78ZM83 137H84V136H82L81 141H78V142L81 143V142H83V141H87V143H88V140H86V139L84 140ZM86 137H88V136H86ZM91 137H92V135H91ZM136 137H137V136H136ZM136 137L134 138L135 140H136ZM151 137H152V136H151ZM157 137H158V136H157ZM161 137H162V136H160L159 138L161 139ZM163 137H164V140H166L164 135H163ZM167 137H168V135H167ZM177 137H178V136H177ZM177 137H176V138H177ZM197 137L199 138L198 135H197ZM207 137H208V136H207ZM210 137H209V138H210ZM224 137H227V135H226V136L224 135ZM241 137H242V136H241ZM253 137H254V136H253ZM6 138H7V136H6ZM17 138H18V137H17ZM29 138H30V137H29ZM36 138H37L38 141H39V140H40V139H39V138H40V135H39V138H38L37 136H36ZM67 138H68V137H67ZM67 138H66V139H67ZM69 138H71V137L69 136ZM72 138H71V141H70V142L74 144V142H72ZM88 138L91 139L90 136H89ZM92 138H93V137H92ZM98 138H99V137H98ZM102 138H103V136H102ZM109 138H110V137H109ZM109 138H108L107 140H109ZM129 138H131V136H130ZM138 138H141V136H139ZM172 138H175V137H172ZM179 138H180V137H179ZM187 138H188V136H187ZM187 138H185V139H187ZM191 138H192V137H191ZM219 138H220V137H219ZM219 138H217V139H219ZM227 138H228V137H227ZM230 138H231V137H230ZM232 138H233V136H232ZM232 138H231V139H232ZM256 138L258 139V137H256ZM256 138H255L254 140H256ZM259 138H262V137H259ZM44 139H45V138H44ZM47 139H48V138H47ZM47 139H46V140H47ZM54 139H55V138H54ZM56 139H57V137H56ZM58 139H60V138L58 137ZM82 139H83V141H82ZM104 139H105V138H104ZM111 139H112V138H111ZM114 139H115V138H114ZM132 139H133V138H132ZM134 139H133V140H134ZM141 139H142V138H141ZM167 139H168V138H167ZM185 139H184V140H185ZM189 139H190V138H189ZM194 139H196V137H195ZM217 139H214V140L218 141ZM221 139L223 140V137H221ZM243 139H244V138H243ZM243 139H242V140H243ZM19 140H20V139H19ZM63 140L65 141V139H63ZM67 140H68V139H67ZM74 140H73V141H74ZM92 140H93V139H92ZM128 140H129V139H128ZM143 140H144V139H143ZM146 140H147V139H146ZM148 140H149V139H148ZM151 140H153V139H151ZM154 140H155V139H154ZM168 140H171V139L169 138ZM168 140H166V141H168ZM176 140H177V139H176ZM176 140H175V141H176ZM191 140H192V139H191ZM197 140H200V138H199V139H196L195 141H197ZM204 140H205V137H204ZM204 140H202V141H204ZM206 140L209 141L210 139H206ZM211 140H212V139H211ZM224 140H226V142L231 141V140H228V141H227L226 138H225ZM235 140H237V138H236ZM235 140H234V142H235ZM248 140H249V139H248ZM258 140H259V139H258ZM263 140H264V137H263L262 141H263ZM1 141H2V140H1ZM8 141H9V140H8ZM8 141H4V142H8ZM12 141H13V140H12ZM40 141H41V140H40ZM43 141H45V140H43ZM47 141H48V140H47ZM55 141H56V140H55ZM75 141H76V140H75ZM104 141H106V139L103 140L102 143H105ZM110 141H111V140H110ZM118 141H119V140H118ZM123 141H124V140H123ZM158 141H159V140H158ZM158 141H157V142H158ZM166 141H165V142H166ZM178 141H179V139H178ZM181 141H182V139H181ZM186 141H189V140H186ZM195 141L193 142V143H194V146H195V143H196V145H198V141H197V142H195ZM200 141H201V140H200ZM202 141H201V143H203ZM219 141L222 142L221 140H219ZM256 141H257V140H256ZM2 142H3V141H2ZM2 142H1V144H2ZM9 142H10V141H9ZM29 142H30V141H29ZM62 142H63V141H62ZM62 142H61V143H62ZM111 142H113V141H111ZM114 142H115V140H114ZM129 142H130V140L127 142V138H126V143H129ZM132 142H133V141H132ZM132 142H131V143H132ZM137 142H139V141H137ZM140 142H141V140H140ZM153 142L155 143L156 141H153ZM153 142H151V143H153ZM161 142H163V141L161 140ZM168 142H169V141H168ZM182 142H184V141H182ZM182 142H179L180 145H181ZM191 142H192V141H190L189 144H187V145H191V144H192ZM204 142H205V141H204ZM213 142H214V141H213ZM226 142H225V144H226ZM237 142H238V140H237ZM237 142H236V143H237ZM248 142H249V141H248ZM248 142H247V144H249ZM257 142H258V141H257ZM257 142H256V143H257ZM11 143H12V142H11ZM14 143H15V147L18 148V151H19V147H18L19 141L16 140L15 142H13V144H14ZM26 143H27V142H26ZM34 143H35V142H34ZM34 143H33V144H34ZM36 143H37V142H36ZM51 143H53V142H51ZM64 143H65V142H64ZM71 143H70V144H71ZM115 143H116V142H115ZM119 143H120V142H119ZM124 143H125V142H124ZM135 143H136V141H135ZM141 143H144V144L148 143V144H149L150 141H148V142H146V143H145V141H144V142H141ZM170 143H171V142H170ZM173 143H174V142H172V144H173ZM190 143H191V144H190ZM215 143H216V142H215ZM215 143H214V144H215ZM238 143H239V142H238ZM250 143H253V142H250ZM254 143H255V142H254ZM254 143H253V144H254ZM5 144H6V143H5ZM5 144H3V145H5ZM28 144H30V143H28ZM28 144H27V146H28ZM31 144H32V143H31ZM31 144H30V145H31ZM37 144H38V143H37ZM49 144H50V143H49ZM67 144H68V142H67ZM75 144H76V143H75ZM89 144H91V146H92V145H94V144H96V143H94V144L89 143ZM111 144H113V143H111ZM157 144H159V143H157ZM167 144L169 145V143H166V145H167ZM175 144H176V143H175ZM204 144H206V143H204ZM209 144H210V143H209ZM216 144H217V143H216ZM230 144H231V143H230ZM233 144H234V143H233ZM243 144H244V142H243ZM247 144H246V145H247ZM11 145H12V144H11ZM45 145H46V144H45ZM51 145L53 146V144H51ZM51 145H50V146H51ZM56 145H57V144H56ZM64 145H66V144H64ZM79 145H80V144H79ZM85 145H86V147H87V144H85ZM114 145H115V144H114ZM119 145H120V144H119ZM136 145L138 146V144H136ZM151 145H152V144H151ZM176 145H177V144H176ZM183 145L185 146V143H183ZM183 145L180 146V147H183V148H184ZM199 145H200V143H199ZM206 145H207V144H206ZM210 145H211V144H210ZM220 145H221V143L219 144V146H220ZM231 145H232V144H231ZM241 145H242V143H241ZM244 145H245V144H244ZM255 145H256V144H255ZM255 145H254V146H255ZM260 145L262 146L263 144H260ZM6 146H7V145H6ZM19 146H21V145H19ZM37 146H38V145H37ZM46 146H47V145H46ZM46 146H45V147H46ZM57 146H59V145H57ZM60 146H61V145H60ZM71 146H72V145H71ZM75 146H77V145H75ZM117 146H118V145H117ZM125 146H126V145H124L123 147H125ZM131 146H132V145H130V147H131ZM134 146H135V145H133L132 149L134 148ZM137 146H136V147H137ZM141 146H143V144H141ZM157 146H159V145H157ZM157 146L155 145V147H154V145H153V147H154L155 149H156ZM161 146H162V145H161ZM163 146H164V145H163ZM173 146H175V145H172L171 147H173ZM178 146H179V144H178ZM202 146H203V144H202ZM217 146H218V145H217ZM224 146H225V145H224ZM235 146H236V145H235ZM238 146H239V145H238ZM248 146H250V145H248ZM256 146H257V145H256ZM8 147H10V146L8 145ZM39 147H40V146H39ZM53 147H54V146H53ZM63 147H64V146H63ZM63 147H60V148L63 149ZM77 147H78V146H77ZM86 147H85V149H86ZM92 147H93V146H92ZM98 147H99V146H98ZM113 147H115V146H113ZM126 147H127V146H126ZM139 147H140V146H139ZM149 147H150V146H149ZM169 147H170V146H169ZM180 147H179V148H180ZM197 147L199 148L200 146H197ZM197 147H196V148H197ZM204 147H205V146L202 147L203 150L201 149L203 152H204ZM213 147H214V146H213ZM231 147H234V146H231ZM239 147H240V146H239ZM239 147H238V148H239ZM251 147H252V146H251ZM11 148H12V147H11ZM29 148H30V149H28V148H26V147L23 148V149L25 150V151L23 150L24 152H20V151H19V152H20V154H19V158H17L18 153H17L16 151L14 152V150H15L14 147H13L14 150L12 151L13 153H12V152L9 153V154L11 155V157H9V155H8V152H9L8 150H9V149H8V150L5 149V151H8V152H6V154L8 155V157L11 158V160H13V162L11 163V166H12L11 169L13 168V165H15L14 168H15V170H16V165H17V164H18V165H19V164H20V165H23V166H24L23 168H27V169H30V170L33 169L32 167H36V166H34L33 164H32V165H33V166H32L31 163H32V161L34 160L35 156H39V155L41 154L40 149L37 150L38 152H36V150H35V149L37 148L36 146H35V149H32L31 147H29ZM46 148H48V147H46ZM68 148H69V146H68ZM89 148H91V147H89ZM117 148H118V147H117ZM142 148H143V147H142ZM144 148L146 149V145L144 146ZM150 148H151V147H150ZM159 148H160V150L162 151L161 147H159ZM174 148L177 149L178 147L176 148V146H175ZM185 148H186V146H185ZM187 148H188L189 151H190V148H191V147L187 146ZM194 148H195V147H194ZM211 148H212V147H211ZM217 148H218V147H217ZM223 148H224V147H223ZM228 148H229V145H228ZM238 148H235V149H238ZM241 148H242V147H241ZM243 148H244V146H243ZM246 148H247V147H246ZM263 148H264V147H263ZM37 149H38V148H37ZM51 149H52V148H51ZM51 149H50V150H51ZM57 149H59V148H57ZM69 149H71V148H69ZM69 149H67V150H69ZM72 149H73V153H74V149H75V147H74V148L72 147ZM72 149H71V150H72ZM100 149H101V146H100ZM100 149H99V150H100ZM118 149H120V148H118ZM135 149L137 150V148H135ZM139 149H140V148H139ZM163 149H165V148L163 147ZM166 149H167V148H166ZM188 149H186V150L188 151ZM214 149H216V146H215ZM218 149L220 150V148H218ZM218 149H217V150H218ZM221 149H222V147H221ZM231 149H232V148H231ZM248 149H249V148H247L245 151H246L248 154L251 155V153H249V151H247ZM251 149H252V148H251ZM253 149H254V148H253ZM0 150H1V149H0ZM10 150H11V149H10ZM16 150H17V149H16ZM52 150H53V149H52ZM63 150H64V152H65V148H64ZM115 150H116V149H115ZM125 150H126V149H125ZM136 150H134V151H136ZM147 150H148V149H147ZM147 150H144L143 152L145 153V151L147 152ZM157 150H158V149H157ZM179 150H180V149H179ZM192 150H194V149H192ZM196 150H197V149H196ZM196 150H194V152H195ZM199 150H200V149H199ZM209 150H210V149H209ZM209 150H208V151H209ZM238 150H239V149H238ZM241 150H242V149H241ZM256 150H258V149L256 148ZM256 150H253V151H255V153H256V152H257ZM109 151H110V150H109ZM113 151H114V150H113ZM118 151H119V150H118ZM120 151H121V150H120ZM123 151H124V150H123ZM123 151H122V152H123ZM126 151H127V150H126ZM151 151H152V150H151ZM165 151L167 152V150H165ZM177 151H178V149H177ZM184 151H185V150H184ZM184 151H183V152H184ZM189 151H188V152H189ZM202 151H201V152H202ZM212 151L214 152V151H216V150H213V149H212ZM224 151H225V150H224ZM227 151H228V150H227ZM234 151H235V150H234ZM239 151H240V150H239ZM51 152H52V151H51ZM53 152H54V150H53ZM66 152H67V151H66ZM68 152H69V151H68ZM70 152H71V151H70ZM82 152H83V150H82ZM82 152H81V153H82ZM94 152H96V151H94ZM101 152H102V151H101ZM114 152H115V151H114ZM130 152H131V150H130ZM155 152H157V151L155 150ZM155 152H154V153H155ZM185 152H186V151H185ZM185 152H184V153H185ZM192 152H193V151H192ZM192 152L190 153L191 155H192ZM196 152H199V151H196ZM196 152H195V153H196ZM203 152H202V153H203ZM219 152H220V154L224 153L223 150H220ZM221 152H222V153H221ZM246 152H242V153H246ZM262 152H264V151H262ZM46 153H47V152H46ZM59 153H60V152H59ZM71 153H72V152H71ZM71 153H69L68 155H70ZM88 153H89V152H88ZM92 153H93V152H92ZM149 153H150V152H149ZM159 153H160V152H159ZM159 153H156V154H159ZM161 153H162V152H161ZM179 153H180V152H179ZM184 153H182V155H184ZM195 153H193V154L195 155ZM207 153H208V152H207ZM207 153H206V154H207ZM236 153H237V152H236ZM252 153H254V152H252ZM55 154H56V153H55ZM61 154H64V153H61ZM75 154H76V153H75ZM78 154H79V153H78ZM93 154H94V153H93ZM97 154H98V153H97ZM97 154H94V156L97 155ZM108 154H109V153H108ZM119 154H120V153H119ZM135 154H136V153H135ZM140 154H141V153H140ZM145 154H146V153H145ZM151 154H153V151H152ZM164 154H165V153H164ZM168 154H169V153H168ZM168 154H167V155H168ZM199 154H200V153H199ZM218 154H219V153H218ZM224 154H225V153H224ZM224 154H223V155H224ZM228 154H229V156H230L232 153H231V154L228 153ZM228 154H227V155H228ZM238 154H239V153H238ZM238 154H237V155H238ZM258 154H259V151H258V153H257V156H259ZM4 155H5V154H4ZM42 155H43V154H42ZM45 155H46V157H47L48 154H45ZM49 155H51V154H49ZM49 155H48V156H49ZM52 155H53V153H52ZM66 155H67V154H66ZM73 155H74V154H73ZM84 155H85V154H84ZM86 155H87V154H86ZM86 155H85V156H86ZM88 155H90V154H88ZM99 155H100V154H99ZM110 155L112 156V153H110ZM122 155H123V154H122ZM130 155H131V154H130ZM141 155H142V154H141ZM149 155H150V154H149ZM185 155H187V153H186ZM196 155H197L196 157L199 156L198 153H197ZM200 155H202V154H200ZM225 155H226V154H225ZM244 155L246 156L247 154H242L243 158H245ZM253 155L255 156V154H253ZM261 155H262V154H261ZM263 155H264V154H263ZM263 155H262V156H263ZM1 156H2V155H1ZM63 156H64V155H63ZM80 156H82V155H80ZM85 156H84V157H85ZM103 156H104V155H103ZM114 156H115V155H114ZM114 156H113V158H114ZM123 156H124V155H123ZM128 156H129V155H127V153H126V157H128ZM144 156H146V155H144ZM153 156H154V155H153ZM153 156H152V157H153ZM160 156H161V155H160ZM176 156H178V154H177ZM189 156H190V155H188V157H189ZM206 156H208V155H206ZM214 156H215V159H217V158H216L217 154H216V155L214 154ZM214 156H213V157H214ZM229 156H228V158H229ZM248 156H249V155H248ZM43 157H44V155H43ZM43 157H42V158H43ZM51 157H52V156H51ZM61 157H62V156H61ZM66 157H67V156H66ZM71 157H72V154H71ZM71 157H70V161L73 159V158L71 159ZM77 157H79V155H78ZM97 157H98V156H97ZM99 157H100V156H99ZM105 157H106V156H105ZM116 157L118 158V154L115 156V158H116ZM132 157H133V156H131V160H132ZM150 157H151V155H150ZM157 157H158V155H157ZM163 157H164V155L162 156V158H163ZM169 157H170V156H169ZM184 157H185V156H184ZM184 157H183V159H184ZM188 157H187V159H188ZM203 157H204V156H203ZM213 157H212V159H214ZM237 157L239 158V156H237ZM259 157H260V156H259ZM32 158H33V160H32ZM56 158H57V156H56ZM59 158H60V156H59ZM67 158H69V157H67ZM85 158H87V157H85ZM90 158H91V157H90ZM93 158H94V157H93ZM93 158H92V159H93ZM106 158H107V157H106ZM106 158H105V159H106ZM133 158H134V157H133ZM137 158H138V157H137ZM144 158H145V157H144ZM147 158H148V156H147ZM154 158H155V157H154ZM158 158H159V157H158ZM164 158H166V157H164ZM164 158H163V159H164ZM175 158H176V157H175ZM175 158H173V160H174ZM177 158H178V157H177ZM198 158H199V157H198ZM200 158H201V157H200ZM200 158H199V159H200ZM206 158H207V157H206ZM234 158H235V157H234ZM240 158H241V157H240ZM251 158H252V156H251ZM254 158H255V157H253L252 159H254ZM262 158H264V157H262ZM1 159H2V158H1ZM44 159H45V158H44ZM47 159H48V158H47ZM53 159L55 160V156H54ZM65 159H66V158H65ZM74 159H75V158H74ZM87 159H88V158H87ZM87 159H86V160H87ZM102 159H103V158H102ZM109 159H111V158H109ZM120 159H121V158H120ZM120 159H119V160H120ZM142 159H143V157H142ZM145 159H146V158H145ZM155 159H156V158H155ZM181 159H182V158H181ZM189 159L191 160V159H192V156H191ZM195 159H196V158H195ZM201 159H202V158H201ZM201 159H200V160H201ZM207 159H208V158H207ZM210 159H211V158H209L208 160H210ZM223 159H224V158H223ZM226 159H227V157H226ZM226 159H225V160H226ZM241 159H242V158H241ZM246 159H250V158H246ZM260 159H261V158H260ZM260 159H259V160H260ZM6 160H8V159H6ZM35 160H36V159H35ZM45 160H46V159H45ZM59 160H60V159H59ZM61 160H62V158H61ZM84 160H85V159H84ZM97 160H98V159H97ZM97 160H96V163H97ZM100 160H101V158H100ZM119 160L117 159V161H119ZM122 160H126V159H122ZM122 160H120V161H122ZM131 160H130V161H131ZM140 160H141V159H140ZM176 160H178V159H176ZM179 160H180V159H179ZM193 160H194V159H192V161H193ZM203 160H204V159H203ZM203 160H202V161H203ZM217 160H219V159H217ZM217 160H216V161H217ZM230 160H231V159L226 160V162H227V161H230ZM234 160H236V159H234ZM237 160H238V159H237ZM243 160H245V159H243ZM243 160H241V161H243ZM256 160H257V159H256ZM46 161H47V160H46ZM50 161H51V160H50ZM65 161H66V160H64V163H66ZM68 161H69V160H68ZM74 161H75V160H74ZM81 161H82L83 163L86 164L88 160H87L86 162H84L83 160H81ZM108 161H110V160H108ZM111 161H114V159H112ZM128 161H129V160H128ZM132 161H133V160H132ZM136 161H137V160H136ZM141 161H142V160H141ZM149 161H150V160H149ZM152 161H153V163H154V160H152ZM180 161H182V160H180ZM188 161H189V160H188ZM196 161H197V159H196ZM213 161H214V160H213ZM245 161H246V160H245ZM250 161H251V160H250ZM250 161H249V162H250ZM257 161H258V160H257ZM262 161H263V160H262ZM262 161H261V162H262ZM4 162H6V161L2 160V163H4ZM33 162H34V161H33ZM57 162H58V161H57ZM62 162H63V160H62ZM62 162H60V163L63 164ZM79 162H80V161H79ZM92 162L94 163V161H92ZM122 162H123V161H122ZM146 162H147V160H146ZM155 162H156V161H155ZM184 162H185V161H184ZM205 162H206V161H205ZM205 162H204V164H205ZM219 162H220V160H219ZM230 162H231V164H229L230 167L232 166V162L236 163L235 161H230ZM243 162H244V161H243ZM261 162H260V164H261ZM6 163H7V162H6ZM36 163H37V162H36ZM41 163H42V162H41ZM41 163H40V164H41ZM67 163H70V162H67ZM74 163H75V162H74ZM88 163H89V162H88ZM88 163H87V165H88ZM93 163H92V165H93ZM108 163H109V162H108ZM114 163H115V162H113V164H114ZM117 163H118V162H117ZM117 163H116V164H117ZM124 163H125V162H124ZM124 163H123V165H125ZM132 163H133V162H132ZM140 163H142V162H140ZM147 163H148V162H147ZM153 163H152V164H153ZM156 163H157V162H156ZM156 163H155V165H156ZM177 163H178V162H177ZM181 163H182V162H181ZM189 163H190V162H189ZM189 163H188V164H189ZM199 163H200V162H199ZM206 163H207V162H206ZM214 163H215V162H213V164H214ZM237 163L240 164V159L237 161ZM252 163H253V162H252ZM252 163H251V164H252ZM9 164H10V163H9ZM34 164H35V163H34ZM38 164H39V163H38ZM43 164H44V163H43ZM48 164H50V163H48ZM48 164H47V165H48ZM71 164H72V163H70V165H71ZM79 164H80V163H79ZM85 164H84L83 166H85ZM94 164H95V163H94ZM116 164H115V165H116ZM143 164H144V162L142 163V165H143ZM184 164H185V163H184ZM188 164L186 163V165H188ZM197 164H198V163H197ZM197 164H196V165H197ZM202 164H203V163H202ZM213 164H210V166L213 165ZM226 164H227V163H226ZM226 164H224V165L226 166ZM244 164L246 165L247 163L245 162ZM258 164H259V163H257V165H258ZM2 165H6V164H2ZM18 165H17V166H18ZM36 165H37V164H36ZM45 165H46V164H45ZM73 165H75V164H73ZM73 165H72V166H73ZM117 165L120 166L121 164H120V165L117 164ZM128 165H129V164H128ZM131 165H132V164H131ZM140 165H141V164H140ZM150 165H151V164H150ZM155 165H154V166H155ZM157 165H158V164H157ZM205 165H209V162H208V164H205ZM205 165H204V166H205ZM227 165H228V164H227ZM229 165H228V167H229ZM237 165H238V164H237ZM237 165H236L235 167L238 168ZM49 166H50V165H49ZM49 166H47V167H49ZM52 166H53V165H52ZM55 166H56V168L58 167L56 164H55ZM63 166H65V165L63 164ZM72 166H71V167H72ZM80 166H81V165H80ZM133 166H134V164H133ZM136 166H137V165H136ZM144 166H145V165H144ZM179 166H181V165H179ZM189 166H190V165H189ZM249 166H250V165H249ZM249 166H248V167H249ZM253 166H256V164L253 165ZM258 166H259V165H258ZM260 166H261V165H260ZM262 166H264V165L262 164ZM1 167H2V166H1ZM3 167H4V166H3ZM7 167H8V166H7ZM7 167H5V168H7ZM37 167H38V165H37ZM39 167H40V166H39ZM41 167H42V166H41ZM44 167H45V166L43 165L42 169H43ZM66 167H67V165H66ZM66 167H63V168H66ZM89 167H90V165H89ZM109 167L111 168V165H110ZM127 167H128V166H127ZM182 167H183V166H182ZM184 167H185V166H184ZM190 167H191V166H190ZM193 167H194V165H193ZM193 167H192V168H193ZM198 167H199V168H201V167L204 168L202 165H201V167H200V166H198ZM213 167H215V166H213ZM216 167H218V164L216 165ZM223 167H224V166H223ZM223 167H220V168H222V171L224 170ZM248 167H246V168H248ZM251 167H252V166H251ZM8 168H9V167H8ZM8 168H7V169H8ZM14 168H13V170H14ZM23 168H22V169H23ZM54 168H55V167H54ZM61 168H62V167H61ZM61 168H59V172H62V171H61ZM63 168H62V169H63ZM67 168L69 169L70 167H67ZM113 168H114V165H113ZM118 168H119V167H118ZM130 168H131V167H130ZM134 168H136V167L134 166ZM142 168H143V167H142ZM144 168H145V167H144ZM178 168H179V167H178ZM188 168H189V167H188ZM195 168H197V166H195ZM218 168H219V167H218ZM218 168H217V169H218ZM226 168H227V166H226ZM226 168H225V169H226ZM244 168H245V167H244ZM244 168L242 167V169H244ZM259 168H260V167H258V169H259ZM1 169H3V168H1ZM1 169H0V170H1ZM71 169H72V168H71ZM82 169H85V168H82ZM82 169H81V170H82ZM91 169H92V168H91ZM97 169H98V168H97ZM107 169H108V168H107ZM121 169H122V168H121ZM140 169H141V168H140ZM140 169H139V170H138V168L135 169V170H134V173H135L136 170H138V171L140 172V171H141ZM146 169H147V168H146ZM153 169H154V168H153ZM182 169H183V168H182ZM184 169H185V168H184ZM205 169H206V167H205ZM208 169H209V168H208ZM210 169L212 170V168H210ZM228 169H229V168H228ZM230 169H232V168H230ZM250 169H251V168H250ZM250 169H247L248 172H249ZM15 170H14V171H15ZM17 170H18V169H17ZM20 170H21V169H20ZM40 170H41V168H40ZM40 170H39V173H40ZM49 170H50V169H49ZM52 170H53V169H52ZM88 170H89V169H88ZM88 170H87V172H88ZM93 170H94V169H93ZM108 170H110V169H108ZM111 170H112V169H111ZM111 170H110V171H111ZM114 170H115V169H114ZM123 170H124V169H123ZM148 170H149V169H148ZM186 170H188V169H186ZM186 170H184V173H185ZM194 170H196V169H194ZM234 170H235V169H234ZM244 170H245V169H244ZM247 170H246V171H247ZM260 170H261V169H260ZM1 171H2V170H1ZM34 171H35V170H34ZM41 171H43V170H41ZM75 171H77V170H75ZM89 171H90V170H89ZM99 171H101V170H99ZM99 171H98V172H99ZM110 171H108L109 174L112 173V172H110ZM112 171H113V170H112ZM126 171H127V168H126L125 172H126ZM131 171H133V170H129V172H131ZM145 171H147V170H145ZM199 171H201V170L199 169ZM199 171H197V172L199 173ZM212 171L215 172V170H212ZM217 171H218V170H217ZM220 171H221V170H219V172H220ZM235 171L237 172V169H236ZM246 171H245V172H246ZM263 171H264V169H263ZM23 172H24V171H23ZM43 172H45V171H43ZM43 172H42V175H43ZM81 172H82V171H81ZM83 172H84V170H83ZM83 172H82V173H83ZM87 172H86V173H87ZM95 172H97V170H96ZM101 172H102V171H101ZM101 172H100V173H101ZM105 172H106V171H105ZM108 172H106V173H108ZM113 172H114V171H113ZM115 172H116V171H115ZM115 172H114V174H115ZM122 172H123V171H121V173H122ZM127 172H128V171H127ZM127 172H126V173H127ZM129 172H128V173H129ZM143 172H144V171H143ZM189 172L191 173V171H189ZM219 172H218V173H219ZM231 172H232V171H231ZM250 172H251V170H250ZM17 173H20V171H19V172L17 171ZM17 173H15V174H17ZM30 173H33V172L31 171ZM30 173H29V171H28L27 174L24 173V174H22L21 176H19V175H12L13 177H11V178H13V180L11 179V182H12L15 186H17L18 184L20 185V183L23 182V181H20V180H24V183H26V182H27V181H26L27 179H31V181L33 182L32 178H33V176H34V177L36 176V173L34 172V173H33V174H34L33 176H30ZM50 173H55V170H54V172L52 171V172H50ZM56 173H57V172H56ZM73 173H74V172H73ZM75 173H76V172H75ZM75 173H74V174H75ZM77 173L79 174L80 172L77 171ZM77 173H76V174H77ZM84 173H85V172H84ZM93 173H94V172H93ZM128 173H127V174H128ZM137 173H138V172H137ZM137 173H136V174H137ZM140 173H142V171H141ZM140 173H139V174H140ZM147 173H151V171H150V172H147ZM177 173H178V172H177ZM177 173H175V175H177ZM207 173H208V172H207ZM207 173H204V174H207ZM221 173H222V172H221ZM223 173H225V172L223 171ZM223 173H222V174H223ZM229 173H230V172H228V175H229ZM237 173L239 174L240 172H237ZM241 173H243V172L241 171ZM255 173H256V172H255ZM257 173H259L258 170H257ZM263 173H264V172H263ZM8 174H10V173H8ZM8 174H7V175H8ZM47 174H48V173H47ZM76 174H75V175H76ZM112 174H113V173H112ZM114 174H113V176L115 177ZM116 174H117V173H116ZM123 174H124V173H123ZM123 174H122V175H123ZM145 174H146V173H145ZM181 174H182V173H181ZM194 174H195V173H193L192 176H194ZM200 174H203V173L201 172ZM210 174H212L211 171H210ZM232 174H233V172H232ZM234 174H235V173H234ZM248 174H249V173H248ZM0 175H2L1 172H0ZM38 175H39V174H38ZM44 175H46V173H45ZM44 175H43V176H44ZM48 175H49V174H48ZM51 175H53V174H51ZM51 175H50V176H51ZM54 175H55V174H54ZM56 175H57V174H56ZM75 175H73V176H75ZM84 175H85V174H84ZM86 175H87V174H86ZM88 175H89V173H88ZM91 175H92V174H91ZM93 175H94V174H93ZM104 175H105V174H104ZM120 175H121V174H120ZM129 175H131V173H130ZM129 175H126L125 177H127V176H129ZM175 175H174V177H176ZM208 175H209V173H208ZM215 175H216V174H215ZM215 175H214V176H215ZM245 175H247V174H245ZM261 175H262V174H261ZM3 176L5 177L6 175L3 174ZM43 176H42V177H43ZM50 176H49V178H50ZM57 176H59V174H58ZM73 176H72V177H73ZM80 176H81V174H80ZM94 176H95V177H98V176H96V175H94ZM106 176H107V174H106ZM111 176H112V175H111ZM116 176H118V175H116ZM137 176H138V175H137ZM140 176H143V175H140ZM140 176H138L139 179L141 178ZM149 176H150V174H149ZM180 176H181V175H180ZM183 176H184V174H183ZM199 176H200V175H199ZM203 176H204V175H203ZM219 176H223V175H219ZM219 176H218V177H219ZM230 176H231V175H230ZM234 176H235V175H233V177H234ZM37 177H38V176H37ZM39 177H40V176H39ZM39 177H38V179H39ZM53 177H54V176H53ZM76 177H77V176H76ZM78 177H79V175H78ZM104 177H105V176H104ZM119 177H120V176H119ZM119 177H118V178H119ZM138 177H137V178H138ZM143 177H144V176H143ZM170 177H171V176H170ZM186 177L190 178L191 176L189 175V176H186ZM196 177H198V176H196ZM206 177H207V175H206ZM208 177H209V176H208ZM235 177H236V178L239 177V179H241V180L244 179V178L242 179V175H236ZM249 177H250V176H249ZM253 177H255V176H253ZM256 177H257V176H256ZM21 178H22V179H21ZM43 178H45V177H43ZM51 178H52V177H51ZM51 178H50V179H51ZM57 178H58V177H57ZM101 178H102V177H101ZM101 178H100V179H101ZM111 178H113V177H111ZM128 178H129V177H128ZM128 178H127V179H128ZM132 178H133V177H132ZM134 178H136V177H134ZM146 178H148V177L146 176ZM164 178H165V180L167 179V177H164ZM164 178H162V179H164ZM181 178H182V177H181ZM202 178H203V177H202ZM210 178H211V177H210ZM215 178H216V177H215ZM215 178H213V179H215ZM219 178H220V177H219ZM229 178H230V177H229ZM231 178H232V177H231ZM245 178H246V177H245ZM38 179H37V181H38ZM103 179H104V178H103ZM121 179L123 180V177H122ZM142 179H145V178H142ZM152 179H154V178H152ZM162 179H161V180H162ZM178 179H179V177H178ZM200 179H201V178H200ZM203 179H204V180H207V179H205V178H203ZM220 179H222V178H220ZM225 179H226V178H225ZM225 179H223L221 182L225 181ZM237 179H238V178H237ZM246 179H247V178H246ZM246 179L243 180V181H244L243 183H241V184H242V185H241L242 187H243V184H245L246 182H249V181H247L248 179H247V180H246ZM253 179L255 180L256 178H253ZM258 179H259V178H258ZM3 180H4V178H3ZM6 180H8V179H6ZM34 180L36 181V179H34ZM44 180H45V179H44ZM48 180H49V179H48ZM95 180H96V179H95ZM114 180L116 181L115 178H114ZM130 180H131V179H130ZM136 180H137V179H136ZM148 180H149V179H148ZM155 180H156V179H155ZM155 180H154V181H155ZM157 180H158V179H157ZM165 180H164V181H165ZM168 180H169V179H168ZM188 180H189V179H188ZM196 180H197V179H196ZM201 180H202V179H201ZM226 180L228 181V179H226ZM232 180H234V178H232ZM251 180H252V179H251ZM262 180H263V179H262ZM0 181H1V179H0ZM37 181L35 182L36 184H38ZM41 181H42V180L39 181L40 184H41ZM52 181H53V183H54V181H55V183H56V179H55V180L52 179ZM57 181H58V180H57ZM102 181H103V180H102ZM119 181H120V179H119ZM119 181H116V182H119ZM139 181L141 182V180H139ZM159 181H160V180H159ZM186 181H187V180H186ZM191 181H192V180H190V182H191ZM198 181H199V179H198ZM202 181H203V180H202ZM207 181H208V180H207ZM209 181H210V180H209ZM215 181H216V180H215ZM227 181H225L224 184H227V185H229V186H230V185L232 186V183H229V184H228ZM229 181H231V180H229ZM234 181H235V180H234ZM237 181H238V180H237ZM237 181H236V182H237ZM7 182H8V181H7ZM11 182H10V183H11ZM42 182H43V181H42ZM94 182H95V181H94ZM96 182H97V181H96ZM116 182H114V183H116ZM122 182H123V181H122ZM127 182L129 183V181H127ZM134 182H135V181H134ZM142 182H143V180H142ZM151 182H153V181H151ZM156 182H157V181H156ZM177 182H178V180H177ZM190 182H189V183H190ZM192 182H194V181H192ZM200 182H201V181H200ZM212 182H213V181H212ZM236 182H234V183H236ZM241 182H242V181H241ZM251 182H253V181H251ZM251 182H250V183H251ZM0 183H2V182H0ZM28 183H29V182H28ZM33 183H34V182H33ZM46 183H47V182H46ZM112 183H113V180H112ZM147 183H148V182H147ZM161 183H163V182L160 181V185H161ZM166 183H167V182H166ZM174 183H175V182H174ZM178 183H179V182H178ZM186 183H187V182H186ZM197 183H198V182H197ZM197 183H196V185H197ZM201 183H202V182H201ZM203 183H204V182H203ZM219 183H220V182H219ZM234 183H233V184H234ZM253 183H254V182H253ZM258 183H259V182H258ZM260 183H262V182H260ZM3 184H7V183H3ZM21 184H23V183H21ZM122 184H123V183H122ZM124 184H125V183H124ZM135 184H138V182L135 183ZM155 184H156V186L158 185V183H155ZM164 184H165V183H164ZM175 184H177V183H175ZM175 184H174V185H175ZM183 184H185V183H183ZM212 184H213V183H212ZM221 184H222V183H221ZM239 184H240V183H239ZM251 184H252V183H251ZM27 185H28V184H27ZM30 185H31V183L29 184V188L31 187ZM41 185H42V184H41ZM49 185H51V183H50ZM52 185L54 186V184H52ZM116 185H117V184H116ZM145 185H146V184H145ZM145 185H144V186H145ZM202 185H203V184H202ZM205 185H206V184H205ZM205 185H204V186H205ZM209 185H210V183H209ZM215 185H218V184H215ZM215 185H214V187H212V188H215ZM227 185H226V186H227ZM256 185H257V183H255V186H256ZM4 186H6V185H4ZM9 186H10V184H9ZM12 186H13V185H12ZM15 186H14V187H15ZM20 186H21V185H20ZM25 186H26V185H25ZM53 186H51V187H53ZM57 186H58V185H57ZM135 186H136V185H135ZM135 186H133V187H135ZM137 186H138V185H137ZM148 186H149V185H147V187H148ZM151 186H152V183H151ZM154 186H155V185H154ZM165 186H166V185H165ZM197 186H198V185H197ZM200 186H201V185H200ZM229 186H227V188H226L227 191H229V190L232 189V187H233V186H232V187H229ZM238 186H239V185H238ZM0 187H1V186H0ZM10 187H11V186H10ZM14 187H12V188L14 189ZM18 187H19V186H18ZM21 187H22V186H21ZM23 187H24V185H23ZM32 187H33V185H32ZM55 187H56V186H54L53 188H55ZM113 187H114V186H113ZM113 187H112V190H114ZM117 187H118V186H117ZM117 187H116V188H117ZM124 187H125V186H124ZM130 187H132V186H130ZM133 187H132V188H133ZM141 187H142V186H140V188H141ZM145 187H146V186H145ZM158 187L161 188V186H159V185H158ZM158 187H157V188H158ZM194 187H195V186H194ZM207 187H208V186H207ZM239 187H240V186H239ZM239 187H238V188H239ZM256 187H257V186H256ZM1 188H2V187H1ZM19 188H20V187H19ZM34 188H35V187H34ZM34 188H32V189H34ZM37 188H38V186H37ZM39 188H40V187H39ZM57 188L59 189V186H58ZM136 188H138V187H136ZM149 188H151V187H149ZM149 188H148V189H149ZM152 188H153V186H152ZM154 188H156V187H154ZM157 188H156V189H157ZM160 188H158V189H160ZM169 188H170V187H169ZM184 188H185V187H183L182 190H183ZM196 188H197V187H195V189H196ZM202 188H203V187H202ZM210 188H211V187H210ZM216 188H217V187H216ZM223 188H224V187H223ZM251 188H252V186H251ZM257 188H258V187H257ZM3 189H4V187H3ZM3 189H2V190H3ZM6 189H7V188H6ZM8 189H9V188H8ZM26 189H28V188H26ZM119 189L122 190V188H119ZM119 189H118V190H119ZM129 189H130V188H129ZM133 189H134V188H133ZM148 189H147L146 192L151 191L150 189H149V191H148ZM167 189H168V188H167ZM179 189H180V188H179ZM200 189H201V188H200ZM200 189H199V190H200ZM217 189H218V188H217ZM240 189H241V187H240ZM248 189H249V188H248ZM258 189H259V188H258ZM2 190H1V191H2ZM20 190H21V188H20ZM22 190H23V188H22ZM22 190H21V191H22ZM28 190H29V189H28ZM36 190H37V189H36ZM101 190H102V192H104L105 189L102 188ZM108 190L111 191V192H110V195L112 194L111 196H113L115 190H114V192H113L111 189H108ZM118 190H117V191H118ZM121 190H119V191H121ZM143 190H144V187H143ZM160 190H164V189H160ZM160 190H159V192H160ZM172 190L174 191V189H172ZM175 190H176V189H175ZM187 190H188V189H187ZM189 190H191V192H190V191H189V192L192 193V189H189ZM197 190H198V189H197ZM197 190H196V191H197ZM203 190H204V188H203ZM206 190H207V189H206ZM208 190H209V189H208ZM223 190H225V188H224ZM232 190H235V189H232ZM236 190H239V189H236ZM236 190H235V192L238 193L239 191H236ZM12 191H13V190H12ZM12 191H11V192H12ZM18 191H19V190H17V187H16V192H18ZM43 191H44V189H43ZM119 191H118V192H119ZM132 191H133V190H132ZM140 191H141V190H140ZM155 191H156V192H155ZM155 191H153V193L155 192V193L157 194L158 191H157V190H155ZM164 191H165V190H164ZM164 191H162V192L164 193ZM169 191H170V190H169ZM169 191H167V192H169ZM201 191H202V189H201ZM201 191H200V192H201ZM240 191H241V190H240ZM243 191H244V190H243ZM259 191H260V190H259ZM262 191H263V190H262ZM262 191H261V192H262ZM6 192H7V191H5L4 194H5ZM13 192H15V189H14ZM23 192H24V191H22L21 193H23ZM28 192H29V191H28ZM38 192L40 193L41 191H38ZM102 192H101V193H102ZM105 192H106V191H105ZM112 192H113V193H112ZM124 192H125V190H124ZM128 192H129V190H128ZM130 192H131V191H130ZM130 192H129V193H130ZM137 192H138V191H137ZM137 192L135 191V194H136ZM146 192H145V193H146ZM151 192H152V191H151ZM159 192H158V195H160ZM165 192H166V191H165ZM170 192H171V191H170ZM189 192H188V193H189ZM211 192H212V191H211ZM230 192H231V191H230ZM263 192H264V191H263ZM2 193H3V192H2ZM8 193H9V191H8ZM18 193H19V192H18ZM35 193H36V192H35ZM68 193H69V192H68ZM174 193H176V192H174ZM180 193H182V192L180 191ZM183 193H184V195H185V193H186L185 190H184ZM190 193H189V194H190ZM202 193H203V192H202ZM205 193H206V192H205ZM205 193H203V194H205ZM209 193H210V191H209ZM212 193H214V192H212ZM217 193H219V192H217ZM217 193H216V194H217ZM225 193H226V192H225ZM231 193H232V192H231ZM231 193H230V194H231ZM14 194H15V193H14ZM23 194H26V193H23ZM33 194H34V193H33ZM43 194H44V192L42 193L41 196L45 197ZM103 194H105V193H103ZM106 194H107V193H106ZM115 194H118V193L115 192ZM115 194H114V195H115ZM121 194H122V193H121ZM135 194H134V195H135ZM138 194H139V193H138ZM138 194H137V195H138ZM141 194H142V193H141ZM148 194L150 195V193H148ZM148 194H147V195H148ZM166 194H167V193H166ZM192 194H193V193H192ZM197 194H198V193H197ZM197 194H196V195H197ZM200 194H201V193H200ZM203 194H201V195H203ZM214 194H215V193H214ZM228 194H229V193H228ZM232 194L234 195V194H236V193H232ZM232 194H231L230 196H232ZM238 194H240V193H238ZM5 195H6V194H5ZM7 195H8V194H7ZM9 195H10V194H9ZM15 195H18V194H15ZM45 195H47V194H45ZM123 195H125V193H124ZM126 195H128V193H127ZM137 195H136V196H137ZM169 195H170V194H169ZM194 195H195V194H194ZM208 195H209V194H207V195H205V196H208ZM210 195H211V194H210ZM223 195H224V192H223ZM226 195H227V194H226ZM249 195H250V194H249ZM249 195H248V196H249ZM257 195H258V194H257ZM3 196H4V195H3ZM12 196H13V195H12ZM26 196H27V195H26ZM102 196H103V195H102ZM143 196H144V193H143ZM143 196H142V197H143ZM155 196H156V195H155ZM155 196H154V197H155ZM172 196H173V195H172ZM175 196H176V194H175ZM175 196H174V197H175ZM180 196H181V194H180ZM187 196H188V195H187ZM191 196H192V195H191ZM198 196H199V195H198ZM198 196H197V197H198ZM205 196H203V197H205ZM221 196H222V195H221ZM227 196H228V195H227ZM235 196H236V195H235ZM246 196H247V195H246ZM260 196H262V195H260ZM6 197H7V196H6ZM15 197H16V196H15ZM15 197L13 196V200H14V201L16 200L15 202H14L12 199L9 200V198H8V201L11 202V200H12V202L14 203V207H12V209H10V213H11V212H14V213L12 214V219H11L12 221L10 220V222H11V224H12L13 222H15V223H16V226H17V223H19L18 220L20 219V218H17V216L19 217V215L22 213V210H23V209H22V207H18V208H17V206H16L15 204H17V200H18V199H15ZM18 197H20V196L18 195ZM30 197H31V195H30ZM47 197H48V196H47ZM114 197H115V196H114ZM118 197H120V194H119ZM118 197H117V198H118ZM124 197H125V196H124ZM124 197H123V198H124ZM128 197H129V196H128ZM128 197H127V198H128ZM142 197H141V198H142ZM144 197H145V196H144ZM144 197H143V199L147 198L148 196L145 197V198H144ZM150 197H151V195H150ZM157 197H158V196H157ZM161 197H162V195H161ZM161 197H160V199H161ZM192 197H193V196H192ZM209 197H210V196H208V198H209ZM216 197H218V196H216ZM223 197H225V196H223ZM236 197H237V196H236ZM252 197H253V195L251 196V199H252ZM3 198H4V197H3ZM10 198H12V197H10ZM20 198H21V197H20ZM20 198H19V199H20ZM26 198H29V197L27 196ZM36 198H37V197H36ZM36 198H34V200H35ZM40 198H41V197H40ZM105 198H106V196H105ZM110 198H111V197H110ZM120 198H121V197H120ZM151 198H152V197H151ZM151 198H150V200H151ZM155 198H156V197H155ZM162 198H163V197H162ZM167 198H168V197H167ZM167 198H165V199H167ZM189 198H190V197H189ZM205 198H206V197H205ZM205 198H204V201L207 199V198H206V199H205ZM212 198H213V197H212ZM231 198H232V197H231ZM237 198H238V197H237ZM240 198H241V197H240ZM247 198H248V197H247ZM261 198L264 199V197H261ZM24 199H25V197H24ZM30 199H32V198H29V201H30ZM38 199H39V197H38ZM49 199H50V198H49ZM112 199L114 200L115 198H112ZM135 199H137V198L135 197ZM143 199H142V200H143ZM174 199H175V198H174ZM178 199H179V197H178ZM197 199H198V198H197ZM214 199H215V198H214ZM219 199H222V198L219 197ZM229 199H230V198H229ZM245 199H246V197H245ZM251 199H250V200H251ZM263 199H260V200H263ZM1 200H2V199H1ZM1 200H0V201H1ZM20 200L22 201V199H20ZM20 200H19V201H20ZM26 200H27V199H26ZM26 200H25V201H26ZM47 200H48V199H47ZM102 200H103V199H102ZM121 200L123 201L124 199H121ZM125 200H129V199H125ZM125 200H124V201H125ZM130 200H131V197H130ZM130 200H129V201H130ZM170 200H172V199H170ZM183 200H184V199H183ZM183 200H182V201H183ZM191 200H194V197H193V199H191ZM195 200H196V199H195ZM200 200H201V199H199V201H200ZM207 200H208V202H209V199H207ZM207 200H206V201H207ZM212 200H213V199H212ZM231 200L233 201V199H231ZM253 200H255V199H253ZM256 200H257V199H256ZM256 200H255V201H256ZM260 200H259V201H260ZM8 201H7V202H8ZM23 201H24V200H23ZM29 201H28V202H29ZM31 201H32V200H31ZM36 201H37V200H36ZM43 201H44V198H43ZM50 201H51V200H50ZM106 201H107V200H106ZM109 201H111V200H109ZM122 201H120V202H122ZM129 201H128V202H129ZM131 201H132V200H131ZM133 201L135 202L134 198H133ZM140 201H141V200H140ZM145 201L148 202V199L145 200ZM155 201H156V199H155ZM155 201H153V203H154ZM157 201H158V200H157ZM157 201H156V202H157ZM159 201H160V200H159ZM162 201H166V200L163 199ZM177 201H179V200H177ZM224 201H225V200H224ZM234 201H235V200H234ZM237 201H239V200H237ZM237 201H236V202H237ZM247 201H248V199H247ZM259 201H258V202H259ZM263 201H264V200H263ZM1 202H2V201H1ZM1 202H0V205H1ZM7 202H6V203H7ZM40 202H42V200H41ZM51 202H52V201H51ZM112 202H113V201H112ZM112 202H111V203H112ZM118 202H119V200H118ZM147 202H146V204H148ZM151 202H152V201H151ZM166 202H167V201H166ZM175 202H176V201H175ZM190 202H191V201H190ZM217 202H218V201H217ZM227 202H228V201H227ZM244 202H246V201H243V203H244ZM261 202H262V201H261ZM24 203H25V202H24ZM32 203L35 204L33 201H32ZM46 203H47V202H46ZM46 203H45V204H46ZM103 203H104V202H103ZM114 203H115V202H114ZM126 203H127V202H126ZM131 203H133V202H131ZM135 203H136V205L138 204V202H135ZM135 203H134V204H135ZM161 203H163V202H161ZM167 203H170V202H167ZM167 203H166V204H167ZM171 203H172V202H171ZM171 203H170V204H171ZM180 203H181V202H180ZM180 203H179V204H180ZM187 203H188V202H186V204H187ZM210 203H211V202H210ZM213 203H214V201H213ZM215 203H216V202H215ZM225 203H226V202H225ZM240 203H241V202H240ZM243 203H242V204H243ZM263 203H264V202H263ZM9 204H11V203H9ZM22 204H23V203H22ZM47 204H49V203H47ZM47 204H46V205H47ZM52 204H53V203H52ZM105 204H107V205L105 206ZM105 204H103V205H104L103 207H107V208H108V205H109L110 203L108 204V202H106ZM122 204H123V203H122ZM134 204H133V205H134ZM141 204H143V203H141ZM149 204H151V203L149 202ZM149 204L146 205V206H149ZM155 204H156V203H155ZM155 204H153V205H155ZM177 204H178V203H177ZM201 204H202V203H200V206H201ZM206 204H209V203L206 202ZM206 204H205V205H206ZM218 204H219V202L216 203L215 205L219 207ZM221 204H222V203H221ZM236 204H237V203H236ZM248 204H249V203H248ZM261 204H262V203H261ZM3 205H4V204H3ZM5 205H6V204H5ZM5 205H4V206H5ZM18 205H19V204H18ZM28 205H30V204L28 203ZM35 205H38V206H39L38 203L35 204ZM35 205H34V207H35ZM54 205H55V204H54ZM54 205H53V207H54ZM97 205H98V204H97ZM114 205H115V204H114ZM114 205L112 204L111 206H114ZM116 205H117V203H116ZM127 205H128V204H127ZM133 205H132V206H133ZM136 205H135V206H136ZM143 205H144V204H143ZM143 205H142V206H143ZM151 205H152V204H151ZM151 205H150V206H151ZM173 205H174V204H173ZM187 205H188V204H187ZM187 205H186V207H187ZM196 205H197V204H196ZM205 205H204V206H205ZM209 205H211V204H209ZM215 205H214L213 207H215ZM225 205H226V204H225ZM225 205H223V207H224ZM228 205H229V204H228ZM232 205H233V204H232ZM232 205H229V206H232ZM237 205H238V204H237ZM237 205H235V207H236ZM1 206H2V205H1ZM1 206H0V207H1ZM20 206H21V205H20ZM30 206H32V204H31ZM30 206H29V207H30ZM38 206H37V207H38ZM47 206H48V205H47ZM51 206H52V205H51ZM128 206H129V205H128ZM157 206H159V205H157ZM164 206H167V205H164ZM168 206H169V204H168ZM176 206H178V205H176ZM180 206H182V205H180ZM194 206H195V205H194ZM204 206H203V207H204ZM239 206H240V205H239ZM246 206H247V204H246ZM246 206H245V207H246ZM248 206H249V205H248ZM248 206H247V207H248ZM262 206H263V205H262ZM26 207H27V206H26ZM26 207H25V208H26ZM39 207L42 208L43 205H41V206H39ZM45 207H46V206H45ZM48 207H49V206H48ZM48 207L46 208V210L48 209ZM53 207H52V208H53ZM55 207H56V206H55ZM55 207H54V208H55ZM114 207H115V206H114ZM152 207H153L154 211L157 210V207H156V209L154 208V206H152ZM160 207H161V205H160ZM174 207H175V206H174ZM182 207H184V206H182ZM182 207H181V208H182ZM197 207H199V206H197ZM197 207H196V209L199 210ZM209 207H210V206H209ZM220 207H221V206H220ZM227 207H228V206H227ZM235 207H234V208H235ZM242 207H243V206H242ZM245 207H244V208H245ZM247 207H246V208H247ZM251 207H252V205H251ZM251 207H250V208H251ZM255 207H256V206H255ZM8 208H11V206L8 207ZM23 208H24V207H23ZM27 208H28V207H27ZM27 208H26V210H27ZM107 208H106V210H107ZM121 208H122V205H121ZM128 208H130V206H129ZM128 208H127V209H128ZM133 208H136V207L133 206ZM133 208H132V209H133ZM139 208H140V207H139ZM143 208H144V207H143ZM143 208H142V209H143ZM158 208H159V207H158ZM163 208H164V207H163ZM167 208H168V207H167ZM167 208H166V209H167ZM188 208H189V206H188ZM191 208H192V207H191ZM221 208H222V207H221ZM234 208H233V209H234ZM238 208H239V207H238ZM252 208H253V207H252ZM252 208L249 210L250 212H251ZM259 208H260V207H259ZM2 209H3V207H2ZM6 209H7V206H6ZM31 209H32V207H31ZM31 209H29L28 211H31ZM36 209H38V208H36ZM42 209H43V208H42ZM115 209H116V208H115ZM119 209H120V208H119ZM123 209H124V208H122V210H123ZM125 209H126V208H125ZM125 209H124V210H125ZM130 209H131V208H130ZM132 209H131V210H132ZM146 209H148V208H146ZM150 209H151V207H150ZM184 209H185V207H184ZM184 209H183V210H184ZM189 209H190V208H189ZM189 209H188V210H189ZM193 209H194V208H193ZM193 209H192V210H193ZM212 209H213V208H212ZM240 209H241V208H240ZM261 209H263V208H261ZM0 210H1V208H0ZM12 210H13V211H12ZM17 210H18V211L20 210L21 212L18 214V211H17ZM40 210H41V209H40ZM50 210H51V208H50ZM53 210H55V209H53ZM91 210H92V207H91ZM101 210H102L101 208H100V210H99V208L97 209V211L95 212V217L101 218V217H103V216L106 215V214H105L103 211H101ZM106 210H105V212H106ZM128 210H129V209H128ZM128 210H127V211H128ZM139 210H140V209H138V211H139ZM159 210H160V209H158L157 212H159ZM197 210H196V211H197ZM201 210H202V209H201V207H200V210H199V211H201ZM210 210H211V209H209V211H210ZM215 210H216V209H215ZM217 210L219 211L218 208H217ZM226 210H227V208H226ZM247 210H248V208H247ZM253 210H254V209H253ZM256 210H257V209H256ZM256 210H255V211H256ZM2 211L5 212V210H2ZM8 211H9V210H7V212H8ZM23 211H24V210H23ZM34 211H35V210H33L32 212L34 213ZM37 211H39V209H38ZM107 211H109V210H107ZM112 211H113V208H112L111 212H112ZM114 211H116V210H114ZM125 211H126V210H125ZM125 211H124V212H125ZM127 211H126V213L128 214ZM143 211H144V210H143ZM143 211L140 212L141 215H142V212H143ZM151 211H152V210H151ZM154 211H153V212H154ZM162 211H163V212L161 213V210H160V214H163V213H164V209H163ZM194 211H195V209H194ZM194 211H193V212H194ZM196 211H195V212H196ZM202 211H204V210H202ZM213 211H214V210H213ZM223 211H224V209H223ZM244 211H245V210H244ZM0 212H1V211H0ZM7 212H6V213H7ZM26 212H27V211H26ZM47 212H48V210H47ZM90 212H91V211H90ZM133 212H134V210H133ZM157 212H155V213H157ZM188 212H189V211H188ZM190 212H191V210H190ZM190 212H189V213H190ZM210 212H211V211H210ZM210 212H206V213L208 214V213H210ZM214 212H215V211H214ZM226 212H227V211H224V213H226ZM230 212H232V211L230 210ZM256 212H257V211H256ZM258 212H260V211H258ZM39 213H40V216H41V214L43 213V211H42V213L39 211ZM113 213H114V212H113ZM130 213H132V211H131V212L129 211V215H130ZM140 213H139L138 216H141ZM165 213H166V212H165ZM165 213L163 214L164 218H165V215H166ZM178 213H179V211L177 212V214H178ZM180 213H181V212H180ZM196 213H197V212H196ZM206 213H205V215H207ZM218 213H219V212H218ZM222 213H223V212H222ZM222 213H221V214L219 213V215H222ZM228 213H229V211H228ZM233 213H234V212H233ZM237 213H240V212L237 211ZM241 213H242V212H241ZM241 213H240V214H241ZM245 213H246V212H245ZM251 213H252V212H251ZM8 214H9V213H8ZM28 214H29V212H28ZM35 214H36V213H35ZM37 214H38V213H37ZM117 214H119V213L117 212ZM145 214H147V211H146V213L144 212V216H145ZM149 214H151V213H149ZM160 214H159V215H160ZM167 214H168V213H167ZM183 214H184V213H183ZM190 214H191V213H190ZM198 214H199V213H198ZM198 214H197V215H198ZM215 214H217V213H215ZM248 214H249V213H248ZM248 214H247V216H248ZM253 214H254V212H253ZM258 214H259V213H258ZM3 215H4V213H3ZM132 215H133V214H132ZM147 215H148V214H147ZM152 215H153V214H152ZM152 215H151V217H152ZM184 215H185V214H184ZM184 215H183V216H184ZM195 215H196V214H195ZM211 215L214 216L213 212L210 213V216H211ZM242 215H244V214L242 213ZM242 215H241V217H242ZM250 215H252V214H250ZM261 215H262V213H261ZM4 216H5V215H4ZM21 216H23V213H22ZM29 216H31V214H29ZM33 216H34V215H33ZM38 216H39V215H38ZM44 216L47 217V215H44ZM92 216H93V218H94V215H92ZM116 216H117V215H115V217H116ZM121 216H122V219H123L124 214L122 213ZM126 216H127V215H126ZM134 216H136V215H134ZM134 216H132V217L134 218ZM155 216H156V215H155ZM157 216H158V215H157ZM157 216H156V218H157ZM168 216H169V215H168ZM173 216H174V215H173ZM180 216H181V215H180ZM185 216H187V215H185ZM199 216H200V215H199ZM199 216H198V219H199ZM202 216H203V214H202ZM210 216H209V217H210ZM234 216H235V214H234ZM253 216H254V215H253ZM257 216H258V215H257ZM1 217H3V216H1ZM7 217H8V216L6 215L5 218H7ZM23 217H24V219H25V218H26V215L23 216ZM34 217H35V216H34ZM46 217H44V219H42V218H43V217H42V218H41L42 221L44 220V222H46V221L49 219L50 216H48V219L45 220ZM117 217H118V216H117ZM119 217H120V216H119ZM151 217H150V218H151ZM196 217H197V216H196ZM200 217H201V216H200ZM204 217H206V216H204ZM207 217H208V216H207ZM219 217H220V216H219ZM223 217H226V216H224V214H223ZM9 218H10V216H9ZM28 218H29V217H28ZM28 218H27V219H28ZM125 218H126V217H125ZM129 218L132 220L131 217H129ZM137 218H140V217H136V219H137ZM141 218H143V215L141 216ZM147 218H148V217H147ZM152 218H153V217H152ZM154 218H155V217H154ZM154 218H153V219H154ZM168 218H169V217H168ZM191 218H193V217L190 216V219H191ZM202 218H203V217H202ZM215 218H216V217H215ZM237 218H238V216H236V221H237ZM243 218H244V217H243ZM243 218H242V219H243ZM246 218H247V217H246ZM246 218H245V219H246ZM250 218H251V217H250ZM0 219H1V218H0ZM3 219H4V218H3ZM17 219H18V220H17ZM30 219H32V217H30ZM30 219H29V221H30ZM41 219H40V220H41ZM136 219H135V220H136ZM143 219H144V218H143ZM217 219H218V217H217ZM230 219H233V218H230ZM230 219H229V218L226 219V220H229L228 223L230 222ZM234 219H235V218H234ZM238 219H239V218H238ZM247 219H249V217H248ZM260 219H261V218H260ZM262 219H263V218H262ZM1 220H2V219H1ZM7 220H9V219H7ZM25 220H26V219H25ZM33 220H36V218L33 219ZM40 220H39V221H40ZM95 220H96V219H95ZM114 220H115V219H114ZM117 220H119V219H117ZM124 220H125V219H124ZM128 220H129V219H128ZM140 220H141V219H140ZM145 220H146V219H145ZM147 220H148V219H147ZM169 220H170V223H172V222H171V218L168 219V222H169ZM175 220H176V218H175ZM181 220H183V219H181ZM184 220H185V219H184ZM193 220H194V219H193ZM193 220H192L191 222H193ZM196 220H197V219H196ZM199 220H200V219H199ZM205 220L208 221L206 218L204 219V221H205ZM211 220H212V219H211ZM213 220H214V219H213ZM213 220H212V221H213ZM218 220H219V219H218ZM251 220H252V219H251ZM255 220H256V219H255ZM263 220H264V219H263ZM2 221H3V220H2ZM5 221H6V220H5ZM22 221H23V220H22ZM42 221H41V223H42ZM121 221H122V220H121ZM121 221H120V222H121ZM132 221L134 222V219H133ZM155 221H156V220H155ZM185 221L187 222V220H185ZM202 221H203V219H202ZM202 221H200V222H202ZM212 221H211V222H212ZM219 221H220V220H219ZM219 221H217V223H219ZM248 221H249V223H250V220H248ZM256 221H257V220H256ZM24 222H25V221H24ZM30 222H31V221H30ZM35 222H36V221H35ZM37 222H38V220H37ZM37 222H36V223H37ZM124 222H125V221H124ZM128 222H129V221H128ZM130 222H131V221H130ZM130 222H129V223H130ZM136 222H138V220H137ZM141 222H142V221H141ZM141 222H140V224H141ZM150 222H151V221H150ZM158 222H159V221H158ZM195 222L197 223V221H194V223H195ZM231 222H233V221H231ZM234 222H235V220H234ZM242 222H243V221H240L239 223H242ZM246 222H247V221H246ZM246 222H245V223H246ZM261 222H262V220L259 222V224H260ZM0 223H1V221H0ZM2 223H3V222H2ZM6 223H7V222H6ZM15 223H14V224H15ZM25 223H28V221H26ZM36 223H35V225H36ZM116 223H117V222H116ZM116 223H115V225H117ZM129 223H128V225H129ZM134 223H135V222H134ZM142 223H143V222H142ZM153 223H154V222H153ZM153 223H152V224H153ZM159 223H160V222H159ZM170 223H169V224H170ZM173 223H174V222H173ZM188 223H189V221H188ZM194 223H193V224H194ZM225 223H226V222H225ZM253 223H254V222H253ZM4 224H5V223H4ZM20 224H21V225H22V224L24 225V223H22V222H21ZM42 224H43V223H42ZM111 224H113V222H111ZM111 224H110V225H111ZM119 224H120V223H119ZM121 224H122V223H121ZM121 224H120V225H121ZM124 224H125V223H124ZM130 224H131V223H130ZM140 224L138 223V225H140ZM143 224H145V223H143ZM147 224H148V223H147ZM157 224H158V223H157ZM160 224H161V223H160ZM160 224H159V225H160ZM184 224H185V223H184ZM210 224H211V223H210ZM221 224H222V222H221ZM226 224H227V223H226ZM231 224H232V223H231ZM250 224H251V223H250ZM256 224H257V222H256ZM262 224H263V223H262ZM28 225H29V223H28ZM35 225H33V228H34ZM39 225H40V224L38 223V226H39ZM56 225H57V224H56ZM115 225H114V226H115ZM120 225H119V226H120ZM145 225H146V224H145ZM149 225H150V224H149ZM161 225H162V224H161ZM165 225H167V224H165ZM170 225H171V224H170ZM172 225H173V224H172ZM174 225H175V224H174ZM180 225H181V224H180ZM197 225H198V224H195L196 227H197ZM203 225H204V223H203ZM205 225H206V224H205ZM227 225H228V224H227ZM247 225H248V224H247ZM3 226H4V225H3ZM5 226H6V224H5ZM13 226H14V225H12V227H13ZM18 226H19V225H18ZM97 226H98V225H97ZM105 226L107 227V225H104V227H105ZM121 226H123V224H122ZM121 226H120V227H121ZM143 226H144V225H143ZM155 226H156V224L154 225V227H155ZM167 226H169V225H167ZM167 226H166V227H167ZM175 226H176V225H175ZM177 226H178V225H177ZM182 226H183V224H182ZM215 226H217V224H215ZM221 226H222V225H220V227H221ZM224 226H225V225H224ZM230 226H231V225H230ZM230 226H229V227H230ZM234 226H235V225H234ZM252 226L254 227V225H252ZM255 226L257 227V225H255ZM263 226H264V225H263ZM1 227H2V226H1ZM10 227H11V226H10ZM12 227H11V228H12ZM21 227H23V226H20V229H21ZM27 227H28V226H27ZM39 227H40V226H39ZM39 227H38V228H39ZM104 227H103V228H104ZM106 227H105V228H106ZM111 227H112V225L110 226V228H111ZM126 227H127V226H126ZM133 227H134V226H133ZM140 227H141V226H140ZM160 227H162V226H160ZM170 227H171V226H170ZM170 227H169V228H170ZM187 227H188V226H187ZM192 227H193V226H192ZM192 227H191V228H192ZM201 227H202V226H201ZM203 227H204V226H203ZM205 227L207 228V226H205ZM220 227L218 226V228H220ZM222 227H223V226H222ZM222 227H221V228H222ZM236 227H237V222H236V226H235V228H236ZM247 227H250V228H251V225H250V226H247ZM247 227H246V228H247ZM253 227H252V228H253ZM259 227H260V226H259ZM261 227H262V226H261ZM261 227H260V230H261ZM2 228H3V227H2ZM2 228H1V229H2ZM6 228H7V226H6ZM6 228H4L5 231L7 230ZM13 228H16V227H13ZM29 228H30V227H29ZM29 228H28V229H29ZM35 228H36V227H35ZM38 228H36V229L38 230ZM105 228H104V229H105ZM108 228H109V227H108ZM114 228H116V227H113L112 229H114ZM118 228H119V227H118ZM121 228H122V227H121ZM121 228H120V229H121ZM123 228H124V226H123ZM131 228H132V226H131ZM134 228H136V226H135ZM138 228H139V226H137V230H138ZM150 228H151V227H150ZM171 228H175V227L173 226V227H171ZM171 228H170V229H171ZM184 228H185V227H183V230H184ZM191 228H190V229H191ZM197 228H198V227H197ZM209 228H210V226H209ZM215 228H216V227H215ZM215 228H214V229H215ZM230 228H231V227H230ZM238 228H239V227H238ZM238 228H236V229H238ZM244 228H245V227H244ZM252 228H251V229H252ZM1 229H0V230H1ZM22 229L25 230V231H27L26 226L23 227ZM40 229H42V228L40 227ZM116 229H117V228H116ZM143 229H146V230H147L148 228L145 227V228H143ZM153 229H154V228H153ZM153 229H151V230H153ZM155 229H156V228H155ZM157 229H158V228H157ZM164 229H165V228H164ZM185 229H186V228H185ZM194 229H195V228H194ZM198 229H199V228H198ZM236 229L231 230V231L228 232V233H229V237L231 236V237L234 238V240H233V241H235L234 243H232V242L230 241V244H229V243H228L229 241H228L227 243H222V244H221V243H220L221 241H220V242L218 241V242L214 243V246H213L212 249H215L216 247H218L219 250H220V247H219V246H222V247H227L228 250H232L231 253H233V250H234V252H235V249L237 248V245L239 246V244H241V245H244V244H245V245H244V247H245V246H246V243H247V238H246L247 233H246L245 231H240V229H239V230H236ZM248 229H249V228H248ZM257 229H258V228L254 229V231L256 230V232L258 233ZM8 230H9V227H8ZM14 230H15V229H14ZM14 230L11 229V231H10V235H11V234L16 235V234L18 233V231H19V229L17 230V232H15ZM31 230H32V229H31ZM33 230L36 232L35 229H33ZM44 230H45V229H44ZM44 230H43V231H44ZM46 230H47V229H46ZM95 230H96V226H95ZM97 230H98V229H97ZM101 230H102V228H101ZM110 230H111V229H110ZM110 230H109V232H112V231H113V230H111V231H110ZM121 230H122V229H121ZM121 230H120V231H121ZM130 230H133V229H130ZM137 230H136V231H137ZM146 230H145V231H146ZM148 230H149V229H148ZM148 230H147V231H148ZM191 230H192V229H191ZM200 230H202V229H200ZM203 230H204V228H203ZM207 230H208V229H207ZM207 230H206V231H207ZM223 230H224V229H223ZM258 230H259V229H258ZM25 231H24V233H25ZM48 231H49V230H48ZM50 231H52L51 228H50ZM54 231H55V229H54ZM99 231H100V229H99ZM106 231H107V229H106ZM106 231H105V232H106ZM133 231H134V230H133ZM140 231H142V230H140ZM149 231H150V230H149ZM162 231H164V230H162ZM166 231H167V230H166ZM171 231H174V230L171 229ZM186 231H187V230H186ZM189 231H190V230H189ZM193 231H194V230H193ZM193 231H192L191 233H194ZM195 231H196V230H195ZM208 231H210L211 235H215V236L217 235V237L223 236V234L220 233L219 230H218L217 233H215V231H214V230L212 231L211 229H209ZM211 231H212V232H211ZM216 231H217V230H216ZM220 231H222V230H220ZM252 231H253V230H252ZM252 231H251V232H252ZM0 232H1V234H2V230H1ZM3 232H4V231H3ZM29 232H30V231H29ZM40 232H41V230H40ZM52 232H53V231H52ZM103 232H104V231H103ZM143 232H144V231H142V233H143ZM152 232H153V231H152ZM157 232H158V230H157ZM261 232H263V230H262ZM6 233H8V232L6 231ZM20 233H21V232H20ZM20 233H19V235H20ZM27 233H28V231H27ZM31 233H32V232H31ZM31 233L28 234V235L26 234V236H29V238H30ZM36 233H37V232H36ZM42 233H43V232H42ZM112 233H113V232H112ZM115 233H116V232H115ZM115 233H114V234H115ZM119 233H120V232H119ZM146 233H147V232H146ZM162 233H163V232H162ZM195 233H196V232H195ZM197 233H198V232H197ZM204 233H205V232H204ZM213 233H215V234H213ZM228 233H227V234H228ZM33 234H34V233H32V235H33ZM40 234H41V233H40ZM40 234H39V232H38L37 235L39 236ZM46 234H47L48 236L50 235V233H49V234L46 233ZM52 234H53V233H52ZM102 234H103V233H102ZM104 234H106V233H104ZM116 234H117V233H116ZM122 234H123V233H122ZM122 234H121V235H122ZM131 234H133V233H131ZM150 234H153V233H150ZM157 234H158V233H157ZM165 234L168 235L167 233H165ZM253 234H254V233H253ZM253 234H252V238H253ZM260 234H262V233H260ZM3 235H4V234H3ZM13 235H11V237H12ZM19 235H18V236H19ZM21 235H22V233H21ZM34 235H35V234H34ZM112 235H113V234H112ZM118 235L120 236V234H118ZM129 235H130V234H129ZM135 235H137V232H136ZM145 235H146V234H145ZM145 235H144V236H145ZM154 235H155V234H154ZM166 235H164V237H165ZM190 235H191V234H190ZM204 235H205V234H204ZM1 236H2V235H1ZM23 236H24V235H23ZM23 236H22V237L20 236V237H21V241H20V243H19V245L23 246L22 248H24V243H25V240H26V236H25V237H23ZM44 236H45V234H44ZM48 236H47V237H48ZM67 236H68V235H67ZM138 236H140V235H138ZM138 236H137V237H138ZM142 236H143V235L140 236L141 238L139 237V238L141 239L140 241H143V240H142V239H143ZM146 236H147V235H146ZM148 236H149V233H148ZM151 236H152V235H151ZM169 236H172V235H169ZM185 236H186V235H185ZM185 236H184V237H185ZM187 236H188V235H187ZM193 236H195V235H193ZM198 236H200V231H199V235H198ZM202 236H203V235H201V237H202ZM207 236H208V232H207ZM259 236H260V235H259ZM261 236H264V235H261ZM261 236H260V239H261ZM13 237H14V236H13ZM15 237H16V239L18 238L17 236H15ZM114 237L117 238V236H114ZM123 237H124V236H123ZM127 237H128V236H127ZM127 237H126V238H127ZM135 237H136V236H135ZM137 237H136V238H137ZM149 237H150V236H149ZM166 237H167V236H166ZM188 237H189V236H188ZM188 237H185V238L187 239ZM204 237H205V236H204ZM209 237H211V236H209ZM254 237H255V236H254ZM256 237H257V236H256ZM6 238H7V237H6ZM33 238L35 239V237H33ZM39 238H42V236L40 235ZM48 238H49V237H48ZM48 238H47V239H48ZM139 238H138V239H139ZM146 238H147V237H146ZM169 238H170V237H169ZM185 238H184V240H185ZM212 238H213V237H211L210 239H212ZM224 238H225V237H224ZM249 238H250V237H249ZM252 238H251V239H252ZM4 239H5V238H4ZM8 239H10V238H8ZM14 239H15V238H14ZM121 239H122V238H121ZM132 239H134V237H133ZM132 239H131V240H132ZM138 239H137V240H138ZM149 239H150V238H149ZM166 239H167V238H166ZM194 239L197 240V238H194ZM254 239H257V238H253V240H254ZM260 239H259V240H260ZM263 239H264V237H263ZM0 240H1V238H0ZM11 240H12V239H11ZM38 240H40V239H38ZM41 240H42V239H41ZM43 240H44V239H43ZM66 240H67V238H66L64 241H66ZM129 240H130V239H129ZM131 240H130V241H131ZM134 240H135V239H134ZM147 240H148V239H147ZM151 240H152V239H151ZM153 240H154V239H153ZM155 240L158 241L157 238H156ZM155 240H154V242H155ZM187 240H188V239H187ZM198 240H199V239H198ZM198 240H197V241H198ZM214 240H215V239H214ZM236 240L238 241L239 244L236 242ZM239 240H241V243L239 242ZM7 241H8V240H7ZM27 241H30V239H28V237H27ZM32 241H33V240H32ZM35 241H36V240H35ZM62 241H63V240H62ZM113 241H114V240H113ZM135 241H136V240H135ZM149 241H150V240H149ZM185 241H186V240H185ZM189 241H190V239H189ZM192 241H193V240H192ZM192 241H191V242H192ZM202 241H204V240H202ZM207 241H208V240H206V242H207ZM211 241H212V240H211ZM224 241H225V240H224ZM224 241H223V242H224ZM255 241H258V240H255ZM2 242H3V241H0V244H1ZM4 242H5V240H4ZM8 242H9V241H8ZM39 242H40V241H39ZM42 242H43V241H42ZM42 242H41V243H42ZM60 242H61V241H60ZM119 242H120V241H119ZM127 242H128V241H127ZM131 242L134 243L133 241H131ZM144 242H145V239H144ZM158 242H160V241H158ZM187 242H188V241H187ZM193 242H194V241H193ZM245 242H246V243H245ZM253 242H254V241H253ZM11 243H12V242H11ZM26 243H27V242H26ZM26 243H25V245H27ZM30 243H31V242H29L28 244H30ZM33 243H35V242H33ZM69 243H70V242H69ZM121 243H122V242H121ZM121 243H120L119 245L122 246ZM135 243H136V242H135ZM141 243H142V242H141ZM145 243H146V242H145ZM152 243H153V242H152ZM189 243H190V242H189ZM231 243H232V244H231ZM248 243H249V242H248ZM261 243H264V242H261ZM5 244H8V243L5 242ZM12 244H13V243H12ZM15 244H17V243H15ZM65 244H66V246H68V245H67V241H66ZM72 244H73V243H72ZM72 244H71V245H72ZM123 244H124V242H123ZM153 244H154V243H153ZM153 244H149V245L151 246V245H153ZM161 244H162V243H161ZM205 244H206V243H205ZM205 244H203V246H204ZM207 244H208V243H207ZM211 244H212V243H211ZM218 244H219V245H218ZM253 244L255 245V243H253ZM253 244L251 243V245H253ZM258 244H259V241H258ZM1 245H2V244H1ZM3 245H4V243H3ZM34 245H35V244H34ZM41 245H42V244H41ZM41 245H40V246H41ZM58 245H59V244H58ZM61 245H62V243L60 244V246H61ZM112 245H114V244H112ZM112 245H111V246H112ZM117 245H118V244H117ZM131 245H133V244H130V246H131ZM136 245H137V244H136ZM142 245H143V244H142ZM144 245H145V244H144ZM158 245H159V246H162V245H160V244H158ZM163 245H164V244H163ZM190 245H191V244H190ZM198 245H201V242H200V243H197V246H198ZM209 245H210V244H209ZM212 245H213V244H212ZM256 245H257V244H256ZM21 246H20V247H21ZM27 246H28V245H27ZM46 246H48V245H46ZM49 246H50V245H49ZM60 246H59V248H60ZM66 246H65V247H66ZM115 246H116V245H115ZM124 246H125V245H124ZM126 246H127V245H126ZM128 246H129V244H128ZM156 246H157V245H156ZM156 246H155V247H156ZM201 246H202V245H201ZM5 247H6V246H5ZM10 247H11V245H10L9 247H6V248H10ZM20 247H19V248H20ZM51 247H52V246H51ZM109 247H110V246H109ZM109 247L107 246L106 248H109ZM134 247H136V246L134 245ZM151 247H152V246H151ZM162 247H163V246H162ZM174 247H175V246H174ZM194 247H195V245H194ZM204 247H205V246H204ZM2 248H4V247L2 246ZM35 248H36V247H35ZM37 248H38V247H37ZM43 248H44V245H43ZM45 248H46V247H45ZM45 248H44V249H45ZM48 248H49V247H47V249H48ZM53 248H54V247H53ZM127 248H128V247H127ZM130 248H131V247H129V249H130ZM132 248H133V246H132ZM132 248H131V249H132ZM136 248H137V247H136ZM143 248H144V247H143ZM145 248H146V245H145ZM190 248H191V247H190ZM200 248H201V247H200ZM205 248H206V247H205ZM238 248H239V247H238ZM241 248H242V247H241ZM4 249H5V248H4ZM11 249H12V250H13V249L16 250V248H13V247H12ZM50 249H51V248H50ZM50 249H48V250H50ZM56 249H57V245H56ZM60 249H61V248H60ZM114 249H115V248H114ZM114 249H113V250H114ZM117 249H118V248H117ZM122 249H123V248H122ZM137 249H138V248H137ZM137 249H135V250H137ZM139 249H140V248H139ZM146 249H147V248H146ZM152 249H153V248H152ZM159 249H161V248L159 247ZM159 249H158V250H159ZM163 249H164V248H163ZM194 249H195V248H194ZM222 249H223V248H222ZM225 249H226V248H225ZM246 249H247V248H246ZM246 249H245V250H246ZM257 249H258V247H257ZM260 249H261V248H260ZM263 249H264V248H263ZM263 249H262V250H263ZM17 250H18V249H17ZM28 250H30V249H28ZM28 250H27V251H28ZM39 250H40V249H39ZM57 250H58V249H57ZM108 250H109V252H110L111 248L108 249ZM124 250H125V249H124ZM132 250H133V249H132ZM132 250H131V251H132ZM154 250H156V248H155ZM174 250H175V249H174ZM174 250H172V251H174ZM219 250H218V252L220 253ZM245 250H244V252H246ZM6 251H7V250H6ZM8 251H9V253H10V249H9ZM27 251H26V252L24 251V252L27 253ZM33 251L35 252V250H32V252H33ZM58 251H59V250H58ZM58 251H57V252H58ZM77 251H78V250H77ZM115 251H116V250H115ZM115 251H114V252H115ZM152 251H153V250H152ZM161 251H162V250H161ZM176 251H177V250H176ZM178 251H179V249H178ZM202 251H204V253H206L205 250L202 249ZM210 251H211V249H210ZM213 251H214V250H213ZM240 251H241V250H240ZM18 252H20V251H18ZM21 252H23V251H21ZM42 252H43V251H41V253H40V255H39L40 258H41V254H42ZM47 252H48V251H47ZM47 252H46V253H47ZM80 252H81V251H80ZM101 252H102V251H101ZM101 252H100V253H101ZM112 252H113V251H111L110 253H112ZM114 252H113V253H114ZM116 252H117V251H116ZM134 252H135V251H134ZM156 252H157V251H156ZM156 252H155V253H156ZM158 252H159V251H158ZM162 252H163V251H162ZM167 252H169V251H167ZM181 252H182V251H181ZM223 252H226V251L222 250V253H223ZM229 252H230V251H229ZM249 252H250V251H249ZM251 252H253V251L251 250ZM251 252H250V253H251ZM254 252H255V251H254ZM258 252H260V251L258 250ZM258 252H257V253H258ZM261 252H263V251H261ZM261 252H260V253H261ZM1 253H2V252H1ZM1 253H0V254H1ZM9 253H8V254H9ZM13 253H15V252H13ZM37 253H38V251H37ZM37 253H36L35 257L37 256ZM46 253H44V254H46ZM107 253H108V252H107ZM130 253H131V252H130ZM140 253H141V252H140ZM140 253H139V254H140ZM146 253H147V252H146ZM148 253H149V252H148ZM172 253H174V252H172ZM192 253H193V252H192ZM202 253H203V252H202ZM210 253H211V252H209V254H210ZM227 253H228V251H227ZM241 253H243V252H241ZM241 253H239V255H240ZM246 253H247V252H246ZM257 253H255V254H257ZM260 253H259V254H260ZM34 254H35V253H34ZM52 254H53V252H52ZM78 254H79V252L76 253L77 256H78ZM82 254H84V252H83ZM85 254H86V253H85ZM104 254H106V253H104ZM104 254H101V256H103ZM117 254H118V253H117ZM132 254L134 255V253H132ZM151 254H152V253H151ZM159 254H160V253H159ZM161 254H162V253H161ZM183 254H185V253H183ZM213 254H215V253H213ZM229 254H230V253H229ZM9 255H10V254H9ZM17 255H18V254H16V256H17ZM19 255H21V254H19ZM22 255H23V254H22ZM28 255H29V254H28ZM42 255H43V254H42ZM76 255H75V256H76ZM80 255H81V254H80ZM98 255H99V253H98ZM106 255H107V254H106ZM109 255H110V254H108V258H109ZM113 255H114V254H113ZM141 255H142V254H141ZM143 255H144V254H143ZM143 255H142V256H143ZM153 255H154V254H152V256H153ZM155 255H156V254H155ZM167 255H169V253H168ZM167 255H165V256H167ZM186 255H187V253H186ZM211 255H212V254H211ZM222 255H223V254H222ZM230 255H231V254H230ZM236 255H238V254H236ZM236 255L234 254V256H236ZM23 256H25V254H24ZM29 256H30V255H29ZM43 256H45V255H43ZM43 256H42V257H43ZM46 256H47V255H46ZM48 256H51L50 253L48 254ZM82 256H83V255H82ZM86 256H87V255H86ZM122 256H123V255H122ZM128 256H129V254L127 255V257H128ZM130 256H131V255H130ZM145 256H146V258H147V255H145ZM148 256H150V255H148ZM152 256H151V259L153 258ZM165 256H163V258H164ZM202 256H204V255H202ZM207 256L210 257L209 255H207ZM213 256H214V255H213ZM213 256H212V257H213ZM216 256H217V255H216ZM218 256H219V255H218ZM241 256H242V255H241ZM251 256H252V255H251ZM262 256H263L262 259H261V258H259V259L263 260V262H264V254H263ZM17 257H18V256H17ZM17 257H15V258H17ZM79 257H80V256H79ZM83 257L85 258V255H84ZM103 257H105V256H103ZM106 257H107V256H106ZM132 257H133V256H132ZM136 257H139V256H136ZM143 257H144V256H143ZM156 257H158V256L156 255ZM167 257H168V256H167ZM208 257H207V258H208ZM228 257H230V256H228ZM231 257H232V255H231ZM238 257H240V256H238ZM243 257H244V256H243ZM243 257H242V258H243ZM245 257H246V256H245ZM249 257H250V256H249ZM255 257H256V256H255ZM255 257L253 256L252 259H255V260H256V259H258V257H260V255L257 256L256 258H255ZM20 258H22V257H20ZM20 258H17V259L19 260ZM28 258H29V257H28ZM28 258H27V259H28ZM38 258H39V257H38ZM45 258H46V257H45ZM51 258H52V257H51ZM77 258H78V257H76V261L79 260V258H78V259H77ZM81 258H82V257H81ZM84 258H83V259H84ZM111 258L113 259V256H111ZM128 258H130V257H128ZM133 258H135V257H133ZM144 258H145V257H144ZM168 258H169V257H168ZM186 258H187V256H184L183 258L181 257L180 259H186ZM193 258H194V257H193ZM195 258H198V257H195ZM195 258H194V259H195ZM242 258H241V259H242ZM250 258H251V257H250ZM27 259H25V261H26ZM31 259H32V256H31ZM42 259H44V258H42ZM47 259H48V257H47ZM85 259H86V258H85ZM87 259H89V256H88ZM87 259H86V261H87ZM100 259H101V258H100ZM112 259H108V260H106V261L108 262L109 260H112ZM138 259H139V260H137V261H141V260H140V257H139ZM141 259H142V258H141ZM147 259H148V258H147ZM157 259H158V258H157ZM165 259H166V258H165ZM170 259H171V257L169 258V260H170ZM178 259H179V258H178ZM213 259H214V258H213ZM217 259H218V258H217ZM221 259H222V258H221ZM227 259H228V258H226V261H227ZM248 259H249V258H248ZM18 260H16V261H18ZM28 260L30 261V258H29ZM44 260H45V259H44ZM48 260H49V259H48ZM48 260H47V261H48ZM52 260H53V259H52ZM73 260H74V259H73ZM123 260H124V258H123ZM131 260H132V259H131ZM159 260H160V259H159ZM169 260H167V261L169 262ZM171 260H173V259H171ZM186 260H188V258H187ZM186 260H185V261H186ZM197 260H200V259L198 258ZM209 260H210L211 262L213 261V260H211V259H209ZM222 260H223V259H222ZM222 260H220V261H222ZM224 260H225V259H224ZM236 260H237V258H236ZM239 260H240V259H239ZM239 260H237V261H239ZM242 260H243V259H242ZM242 260H240V261H242ZM244 260H246V259H244ZM16 261H15V262H16ZM32 261H34V260H32ZM42 261H43V260H42ZM45 261H46V260H45ZM45 261H44V262H45ZM76 261H72V262H73L74 264H76ZM89 261H90V260H89ZM106 261H105V262H106ZM118 261H119V259H118ZM126 261H127V260H126ZM135 261H136V259H135ZM175 261H177V259H176ZM216 261H217V260H216ZM220 261H219V262H220ZM228 261H229V262H231V261H235V258L232 257V258H231L230 260H228ZM250 261H253V260L250 259ZM22 262H23V260H22ZM26 262H27V261H26ZM26 262H25V263H26ZM35 262H36V260H35ZM37 262H38V261H37ZM49 262H50V261H49ZM72 262H71V263H72ZM79 262H80V261H79ZM120 262H121V261H120ZM120 262H119L118 264H120ZM141 262H142V263H141ZM141 262H140V264H143V259H142ZM144 262H145V260H144ZM150 262H151V261H150ZM177 262H178V261H177ZM202 262L204 263V261H202ZM214 262H215V260H214ZM219 262H218V263H219ZM223 262L226 263L225 261H223ZM229 262H227V263L230 264ZM257 262L260 263V261H257ZM261 262H262V261H261ZM16 263H17V262H16ZM16 263H15V264H16ZM18 263H19V262H18ZM31 263H32V262H31ZM39 263H40V262H39ZM51 263H52V262H51ZM77 263H78V262H77ZM80 263H81V262H80ZM85 263H86V262H85ZM87 263H88V262H87ZM110 263H111V262H110ZM122 263H127V262H122ZM161 263H162V262H161ZM166 263H167V262H166ZM170 263H171V261H170ZM170 263H169V264H170ZM187 263H188V262H187ZM189 263H191V264H201V263H199V262H197V261H195V262H189ZM234 263H235V262H234ZM240 263H241V262H240ZM240 263H238V264H240ZM250 263H251V262H250ZM29 264H30V263H29ZM44 264H45V263H44ZM47 264H48V263H47ZM82 264H83V263H82ZM88 264H89V263H88ZM106 264H109V263H106ZM115 264H117V261H116ZM130 264H131V262H130ZM134 264H135V263H134ZM136 264H137V263H136ZM179 264H180V263H179ZM204 264H205V263H204ZM206 264H210V262H209V263L207 262ZM211 264H212V263H211ZM220 264H221V263H220ZM242 264H244V263H242ZM246 264H249V263H246ZM253 264H254V263H253ZM263 264H264V263H263Z\"/></svg>", "mask_w": 264, "mask_h": 264}]
</instances>
